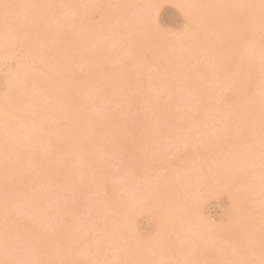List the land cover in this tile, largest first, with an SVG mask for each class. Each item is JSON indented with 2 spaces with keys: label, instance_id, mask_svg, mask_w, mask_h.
Masks as SVG:
<instances>
[{
  "label": "rangeland",
  "instance_id": "obj_1",
  "mask_svg": "<svg viewBox=\"0 0 264 264\" xmlns=\"http://www.w3.org/2000/svg\"><path fill=\"white\" fill-rule=\"evenodd\" d=\"M14 0H0V7H2L3 9H5L4 11L7 13H4L2 8H0V165L2 163L4 165V168H6L5 172L3 169V165L0 166V186H2L3 188L6 187V189L2 187H0V195H2V197H0V207L2 210H0V214L3 215L2 217L0 216V255H1V259H0V264H12L14 262V264H101L104 261L108 262H104L103 264H125V262L127 264H161V262L163 264H264V219H262L264 217V206H262V204L264 205V132L260 135L261 131L264 128V101L262 100V98H264V55L263 51H264V1L263 0H242L240 2V0H206L203 7L204 9L209 8L208 12H201L198 11V9H196L195 7L198 6L200 4V2H204L203 0H154L151 2V0H15V2H13ZM21 1V2H20ZM39 1V4H38ZM62 3H59V2ZM85 1H87L85 3ZM91 3H90V2ZM93 1V2H92ZM95 1V2H94ZM115 1V2H114ZM145 1V2H144ZM162 1V3L160 2ZM166 1V2H164ZM170 1V2H169ZM184 1V3H183ZM189 2L188 3L186 2ZM196 1V2H195ZM222 1H224L223 3H221ZM231 4H230V2ZM234 1V3L232 2ZM239 3V4H237ZM248 1V2H247ZM7 2V3H6ZM55 2V3H54ZM64 2V3H63ZM114 2V3H112ZM137 2V4H136ZM156 2V3H155ZM219 2V3H218ZM228 2V3H227ZM244 2V3H242ZM15 3V4H14ZM83 3V4H82ZM132 3V4H131ZM144 3V4H143ZM149 3V4H148ZM194 3V4H193ZM226 3V4H225ZM247 3V4H246ZM250 3V4H249ZM253 3V4H252ZM3 4V5H2ZM8 6H7V5ZM11 4V5H10ZM22 4V6H21ZM24 4V5H23ZM27 4V5H26ZM35 4V6H34ZM57 4V5H56ZM64 4V6L62 5ZM71 7V10L70 7ZM82 4V5H81ZM141 4V5H140ZM186 4V6L184 5ZM192 4V5H191ZM221 4V5H220ZM230 4V5H228ZM243 7H241V5ZM245 4V5H243ZM255 4V5H254ZM21 7H19V6ZM58 5H60V7H58ZM88 5V6H87ZM129 5V6H128ZM132 5V6H130ZM147 5V6H146ZM149 5V6H148ZM209 7H208V6ZM215 5V6H214ZM225 5H228L225 7ZM239 5V9L238 8ZM259 5V6H256ZM8 8H7V7ZM18 6V7H17ZM24 6V8H23ZM35 7L34 8H32ZM40 6V7H39ZM52 6V7H51ZM56 6V7H55ZM68 7V9L66 7ZM88 8H87V7ZM93 6V7H90ZM96 6V7H95ZM134 6V7H133ZM142 6V7H141ZM146 6V7H145ZM182 6V7H181ZM195 6V7H192ZM220 6V7H219ZM251 6V7H250ZM38 11H37V9ZM39 7V8H38ZM64 7V8H63ZM75 7V8H73ZM128 7V8H127ZM130 7V8H129ZM224 10H221L223 9ZM13 8V9H12ZM23 8V9H22ZM58 8V9H57ZM83 8V9H82ZM133 8V9H132ZM187 8V9H186ZM190 8V10H188ZM192 8V9H191ZM228 8V9H227ZM235 8V10H234ZM245 8V9H244ZM9 9V10H8ZM17 9V10H15ZM48 9V10H47ZM51 9V10H50ZM55 9V10H54ZM60 9V10H59ZM67 9V11H66ZM129 9V10H126ZM133 12H132V10ZM145 9V10H143ZM219 9V10H218ZM14 10L17 12L14 13ZM31 10V16H30V11ZM47 10V11H46ZM58 13H57V11ZM64 10V11H63ZM69 10V12H68ZM78 10V12H77ZM147 10V11H146ZM227 10V11H226ZM229 10V12H228ZM234 10V11H233ZM21 11V12H19ZM28 11V12H27ZM44 11V12H43ZM76 11V12H75ZM125 11V12H123ZM132 13H131V12ZM141 11V12H140ZM190 11V13H189ZM212 11L215 12L216 15L212 14ZM220 13H219V12ZM223 11V12H222ZM263 11V12H262ZM12 12V14H10ZM37 12V13H36ZM63 14H61V13ZM65 12V13H64ZM67 12V13H66ZM148 12V13H147ZM192 12V14H191ZM211 12V15L210 13ZM217 12L220 14L217 15ZM223 14H222V13ZM226 12V13H225ZM235 12V13H234ZM237 12V14H236ZM259 12V13H258ZM262 12V13H261ZM2 13V14H1ZM3 13L5 15H3ZM21 13V16H20ZM28 13V14H27ZM47 15H46V14ZM50 13V14H48ZM55 13V15H53ZM79 13V14H76ZM127 13V14H126ZM186 13V14H185ZM189 13V15H188ZM229 13V14H228ZM234 15H233V14ZM33 14V15H32ZM39 14V17L37 18ZM45 14V16L43 15ZM121 14V15H120ZM198 14V15H196ZM227 14V15H226ZM239 14V15H238ZM245 14V16H243ZM260 16H257L259 15ZM263 14V15H262ZM37 15V16H36ZM51 15V16H50ZM65 15L68 16L65 17ZM72 15V16H71ZM73 15L75 17H73ZM126 15V16H125ZM128 15V16H127ZM130 15V16H129ZM193 15V17H191ZM205 17H204V16ZM256 15V16H255ZM17 16V17H16ZM20 16V17H19ZM28 16V17H27ZM33 16V17H32ZM43 16V17H42ZM71 16V17H70ZM118 16V17H117ZM121 16V17H120ZM125 16V17H123ZM134 16V18H133ZM136 16V17H135ZM148 16V17H147ZM208 16H211L210 19ZM230 16V18H229ZM248 16V17H247ZM16 17V18H15ZM44 17L46 19H44ZM53 17V18H52ZM60 19H58V18ZM64 17V18H63ZM120 17V18H119ZM132 19H131V18ZM143 17V18H142ZM147 17V18H146ZM188 17V18H187ZM196 17V18H195ZM204 17V18H203ZM223 18V20H221ZM234 17V20H232V18ZM260 17V18H259ZM18 18V19H17ZM22 19V20H19ZM29 18V19H28ZM44 20H43V19ZM57 18V19H56ZM71 18V20H70ZM73 18H75L73 20ZM122 18V19H121ZM126 18V19H125ZM146 18V19H144ZM195 18V19H194ZM198 18L200 20H198ZM237 18V19H236ZM250 18V19H249ZM255 20H253V19ZM257 18V21H256ZM42 19V21H41ZM67 19V20H66ZM109 19V20H108ZM118 19V20H117ZM131 19V20H129ZM135 19V20H133ZM143 21H142V20ZM190 19V20H189ZM192 19V21H191ZM194 19V22H193ZM198 21H197V20ZM229 19V20H228ZM52 20V21H51ZM59 20V21H58ZM73 20V21H72ZM106 20V21H105ZM129 20V21H128ZM141 20V21H140ZM146 20V21H145ZM217 20V21H216ZM228 20V21H226ZM245 20V21H244ZM251 20V21H250ZM21 21V22H18ZM46 21V23H45ZM58 21V22H57ZM62 21V22H61ZM64 21V22H63ZM68 23H67V22ZM75 21V22H74ZM108 21V22H107ZM117 21V22H116ZM123 21V23H122ZM132 21V22H131ZM138 21V22H137ZM149 21V22H147ZM208 21V22H207ZM220 21V22H219ZM226 21V22H224ZM231 21V22H230ZM17 22V24H16ZM42 22H44L42 24ZM104 22V24H103ZM106 22V23H105ZM112 22V23H109ZM140 22V24H139ZM143 22V23H142ZM207 22V23H206ZM217 22V24H215ZM219 22V23H218ZM230 22V23H229ZM238 22V24H237ZM243 22V23H242ZM256 22V23H255ZM14 27L12 29L11 26H9L10 24ZM63 23V24H61ZM72 23V24H71ZM79 23V24H78ZM109 23V24H108ZM120 23V24H119ZM210 23V24H209ZM221 23V24H220ZM230 25H229V24ZM235 25H234V24ZM241 23V24H240ZM248 23V26H247ZM8 24V26L6 25ZM16 24V26H15ZM20 24V25H19ZM23 24V25H21ZM46 24V25H45ZM51 24V25H49ZM65 24V25H64ZM69 27H68V25ZM76 24V25H75ZM81 24V25H80ZM108 24V25H107ZM119 24V25H118ZM132 24V27H131ZM144 24V25H143ZM200 24H202L200 26ZM236 24L242 25L240 26V28L238 26H236ZM245 24V25H244ZM3 25V26H2ZM7 26V27H4ZM18 25V27H17ZM42 25V26H41ZM49 25V26H48ZM64 25V26H63ZM72 25V27H71ZM74 25V26H73ZM79 27H78V26ZM99 25V26H98ZM104 25V26H103ZM135 25V27H134ZM140 25V26H139ZM142 25V26H141ZM198 25V26H197ZM218 25V26H216ZM221 25V26H220ZM224 25V26H222ZM234 26L233 32L228 31V27L227 26ZM24 28H21V27ZM40 26V27H39ZM46 26V27H45ZM61 26V28H60ZM68 28H67V27ZM108 26V27H107ZM125 27V29H123L122 27ZM126 26H129V28L127 29ZM139 26V27H138ZM156 29H153L154 27ZM200 26V27H199ZM206 26V27H205ZM210 26V27H209ZM215 26V27H213ZM247 26V27H245ZM250 26V28H249ZM45 27V28H44ZM98 27V28H97ZM227 29L226 32H224L225 30L223 29ZM254 27V28H252ZM16 28V29H15ZM20 28V29H19ZM39 28V29H38ZM41 28V30H40ZM49 30H48V29ZM51 28V29H50ZM60 28V29H59ZM73 28V30H72ZM81 28V30H80ZM100 28V29H99ZM107 28V30H106ZM110 28V29H108ZM131 28V29H130ZM142 30H141V29ZM201 28V29H200ZM205 28V29H204ZM210 28V29H209ZM212 28V29H211ZM221 28V29H220ZM6 29V30H4ZM8 29V30H7ZM23 29V30H22ZM47 29V30H46ZM63 29V31H62ZM69 29V30H68ZM105 29V30H104ZM127 29V30H126ZM138 29V30H137ZM204 29V30H203ZM209 31H208V30ZM215 29V30H214ZM222 31H220V30ZM248 29V30H247ZM22 30V31H21ZM25 30V31H24ZM43 30V31H42ZM55 30V31H54ZM60 32H59V31ZM75 30V31H74ZM104 30V33H103ZM131 30V31H130ZM134 30V32H132ZM153 30V31H152ZM195 30H197V32H194ZM214 30V31H213ZM250 30V31H249ZM20 31V32H19ZM48 31V32H47ZM52 32L51 33H49ZM65 31V32H64ZM140 31V32H139ZM142 31V32H141ZM253 31V32H252ZM19 32V33H18ZM23 32V33H22ZM30 34H29V33ZM43 32V33H41ZM47 33L46 36L44 33ZM111 32V33H108ZM123 34V36L120 35V33ZM187 32V33H186ZM189 32H192L189 33ZM209 33L208 37L206 33ZM212 34H211V33ZM218 32V33H217ZM221 32V33H220ZM249 32V33H248ZM255 32V33H254ZM5 34V39H4V35ZM8 33V34H7ZM13 33V34H12ZM18 33V34H17ZM28 35H27V34ZM33 33V34H32ZM42 34L43 36L39 35ZM57 33V34H56ZM67 33V34H66ZM114 33V34H112ZM116 33V34H115ZM155 33V34H154ZM216 33L218 35H216ZM222 33L224 35H228L227 38L226 36L223 37ZM229 33V34H228ZM235 33V34H234ZM248 33V34H247ZM21 34V36L19 37V35ZM23 34V35H22ZM36 34V35H35ZM51 34V36L49 35ZM78 34V35H77ZM103 34V35H102ZM105 34V35H104ZM112 34V35H111ZM131 34V35H128ZM170 34V35H168ZM199 34V35H198ZM215 34V35H214ZM250 34V35H249ZM13 35V36H12ZM17 38H15L14 37ZM25 35V36H24ZM30 35V37H28ZM38 35V36H37ZM52 35H55L54 37ZM77 35V36H76ZM110 35V36H109ZM137 35V36H136ZM163 35V36H162ZM178 35V37H177ZM191 37H189V36ZM194 35V36H193ZM199 37H197V36ZM215 37H214V36ZM222 35V36H220ZM237 35V36H236ZM253 35V36H252ZM8 36V37H7ZM34 36H36L34 38ZM41 36V37H40ZM79 36V37H78ZM101 36V37H100ZM104 36V37H103ZM119 36V37H118ZM156 36V37H155ZM174 36V39H173ZM185 36V37H184ZM216 36H218L219 38L217 39ZM233 36V37H230ZM250 36L251 39H249L248 37ZM25 37V38H24ZM33 37V38H32ZM39 39H38V38ZM45 38V40L43 38ZM51 37L52 41L57 42H51ZM101 39H100V38ZM112 37V38H110ZM125 38V40L122 41V38ZM143 37H145L143 39ZM207 37V38H206ZM27 38V40H26ZM29 38V39H28ZM33 40H30V39ZM40 38L43 39L40 41ZM48 38H50L49 40H47ZM55 38H57V41L55 40ZM63 38V39H62ZM151 38V39H150ZM176 38V39H175ZM187 38V39H186ZM192 38V39H190ZM198 38V39H197ZM210 38V39H209ZM223 38V39H222ZM232 38V39H231ZM4 39V40H3ZM36 39V42H35ZM38 39V40H37ZM83 39V40H82ZM100 39V40H99ZM114 39V40H112ZM119 39V40H118ZM133 39V40H132ZM169 39V40H168ZM179 39V41H178ZM185 39V41H184ZM197 39V40H196ZM222 39V42H220V40ZM234 39V40H233ZM239 41H237V40ZM244 39H248V41H250L248 43V41H244ZM256 40V42L254 40ZM258 39V40H257ZM14 40V41H13ZM22 40V41H21ZM78 40L80 42H78ZM93 40V41H92ZM94 40H98V41H94ZM106 40V41H105ZM195 40V41H194ZM201 40V42H200ZM211 40V41H210ZM219 40V42H218ZM252 40V42H251ZM260 40V41H259ZM2 41L4 42L2 44ZM8 43H6V42ZM13 41V42H12ZM16 41V43H15ZM19 41V43H18ZM22 43H21V42ZM30 41V43H29ZM40 41V42H39ZM45 41H47L48 45H45L47 43H45ZM61 41V42H60ZM92 41V43L90 42ZM114 41V42H113ZM117 41V42H116ZM155 43H154V42ZM176 41V42H175ZM180 41H182L183 43H180ZM209 41L211 43H209ZM215 41V42H214ZM227 43H224V42ZM254 41V42H253ZM42 42V43H41ZM95 42V43H93ZM99 42V43H98ZM113 42V43H112ZM122 42V43H121ZM130 42L132 44H130ZM169 42V44L167 43ZM173 44H172V43ZM187 42V43H186ZM250 45V48L248 46V44ZM258 42V43H257ZM263 43L260 44V43ZM6 43V44H5ZM12 43V45H11ZM39 43H41L40 45H38ZM44 43V44H43ZM52 43V44H51ZM73 43V44H72ZM101 43V44H100ZM115 43V45H114ZM119 43V44H118ZM146 43V44H144ZM151 43V44H150ZM171 43V45H170ZM196 43V44H195ZM209 45H208V44ZM217 43V45L215 44ZM221 45H219V44ZM245 43V44H244ZM35 44V46H34ZM37 44V45H36ZM100 44V45H99ZM113 44V45H112ZM118 44V45H117ZM144 44V45H142ZM178 46H176V45ZM187 44V45H186ZM200 44V46L198 45ZM204 45L201 49V46ZM206 44V45H205ZM241 44V45H240ZM247 44V45H246ZM255 47H254V45ZM16 45V46H15ZM21 45V46H20ZM32 45V46H31ZM52 45V48H51ZM62 45V46H61ZM83 47L81 48L80 46ZM86 45V47H85ZM107 45V46H106ZM117 45V46H116ZM126 45V46H125ZM130 45V47H129ZM146 45V46H145ZM155 45V46H154ZM167 45H169L167 47ZM174 45V46H173ZM185 45V46H184ZM213 45V46H212ZM227 45V46H226ZM240 45V46H239ZM7 46V47H6ZM20 46V47H19ZM42 46V47H39ZM71 46V47H70ZM92 46V48H91ZM112 46V49H111ZM149 46V47H148ZM180 46V47H179ZM188 46V47H187ZM191 46V47H190ZM198 46V48H197ZM212 46V48H210ZM242 46V47H241ZM252 46V47H251ZM256 46H261V47H256ZM30 47V49L28 48ZM36 47V49L34 48ZM45 48V52L44 48ZM88 47V48H87ZM110 47V48H109ZM114 47V48H113ZM117 47V49H116ZM164 47V48H163ZM170 47V49H169ZM184 47V48H183ZM200 47V49H199ZM209 47V48H208ZM216 47V48H215ZM234 49H233V48ZM248 47V48H246ZM7 48V49H6ZM29 50H28V49ZM38 48V49H37ZM91 48V49H89ZM152 48V49H151ZM156 50H155V49ZM163 48V49H162ZM168 48V49H166ZM185 52H183L181 49ZM192 48V49H191ZM208 48V49H207ZM255 48V50H253ZM6 49V50H5ZM35 49V50H33ZM58 49V50H56ZM66 49V50H65ZM77 49V50H76ZM84 49V52H83ZM89 49V50H88ZM107 49V50H106ZM162 49V50H161ZM166 49V50H165ZM188 49V50H185ZM190 49V50H189ZM216 49V50H215ZM221 54L219 56V53L217 54V52H220ZM241 49V50H240ZM250 50L248 52V50ZM262 49V50H261ZM5 50V51H4ZM9 50V51H7ZM27 50V51H26ZM43 50V51H41ZM49 50V52L47 51ZM64 50V51H63ZM82 53H78L81 52ZM95 50V52H94ZM109 50V51H108ZM112 50V51H111ZM115 50V51H114ZM130 50V52L128 51ZM132 50V51H131ZM172 50V51H171ZM192 50V51H191ZM197 50V51H196ZM204 50V51H203ZM228 50V51H227ZM230 50V51H229ZM28 51H31V55L30 52L28 54ZM34 51V52H33ZM78 51V52H76ZM101 54H100V52ZM122 51H126L127 54L125 52ZM137 51H139V54L136 55ZM155 51V52H153ZM164 53H163V52ZM177 51V52H176ZM199 51L201 53H199ZM208 51V52H207ZM210 51V52H209ZM255 51V53L253 52ZM258 51V52H256ZM261 51V52H260ZM9 54L7 55L6 54ZM27 52V54H26ZM33 52V53H32ZM42 52V53H41ZM48 52V53H47ZM56 52V53H55ZM65 54H64V53ZM76 54H75V53ZM89 52V53H87ZM133 52H135V54H133ZM143 52V53H141ZM213 52V53H212ZM216 52V54H215ZM243 52V54H242ZM3 53V55H2ZM5 53V56H4ZM36 53V54H35ZM45 53V55H44ZM46 53L48 55H46ZM60 53V55H59ZM62 53V54H61ZM109 53V54H108ZM115 53V54H114ZM168 53V54H167ZM173 53V54H172ZM191 53V54H190ZM237 53V54H236ZM248 53V55H247ZM259 53V54H258ZM34 54V56H33ZM43 54V55H42ZM55 56H53V55ZM57 57H56V55ZM72 54V55H70ZM80 59L82 56V58H86L85 61H82ZM82 54V55H81ZM97 54V57H96ZM131 54V55H129ZM133 54V55H132ZM161 54V56L159 55ZM164 56H163V55ZM190 54V55H189ZM203 54V55H202ZM207 54V55H206ZM226 54V57H225ZM228 54V56H227ZM242 54V55H241ZM255 54V55H253ZM59 55V56H58ZM77 55V56H76ZM125 56V57H122ZM174 55V56H173ZM177 55V57H176ZM187 55V56H186ZM195 55V56H194ZM205 55V56H204ZM214 55V56H213ZM225 58V61L223 58ZM240 55V56H238ZM252 57H250V56ZM9 56V57H8ZM38 56V57H37ZM44 56V58H42ZM54 58H53V57ZM64 56V57H62ZM86 56V57H85ZM93 56V57H91ZM101 58H100V57ZM108 56V57H106ZM113 56V58H112ZM120 56V57H119ZM167 56V57H165ZM182 56V57H181ZM211 58H210V57ZM257 56V57H255ZM259 56V58H258ZM5 57V58H4ZM30 57V58H29ZM46 57V58H45ZM50 57V58H49ZM63 59H62V58ZM75 57V58H74ZM118 57V58H115ZM127 57V58H126ZM143 57V58H142ZM173 59H172V58ZM176 57V59H175ZM180 57V58H179ZM186 57H190L188 60V58ZM192 57V58H191ZM221 57V58H218ZM240 57V58H239ZM254 57V58H253ZM35 58V59H34ZM49 58V59H48ZM52 58V60H51ZM58 58V59H57ZM69 58V59H68ZM79 62H78V59ZM90 58V59H89ZM105 60H104V59ZM159 59V61L156 60ZM162 58V59H161ZM168 60H167V59ZM186 58V59H183ZM205 58V59H204ZM41 61H40V60ZM44 59V60H43ZM76 59V60H75ZM89 59V60H88ZM103 59V60H102ZM109 59V60H108ZM113 62H112V60ZM118 61H116V60ZM123 59V60H122ZM138 59V61L136 60ZM144 59V60H143ZM155 59V60H154ZM178 59V62H177ZM180 59V60H179ZM198 61H197V60ZM214 61H213V60ZM222 61H221V60ZM228 59V61H227ZM252 59V60H251ZM253 59H255L253 61ZM257 59V60H256ZM49 60V61H48ZM51 60V61H50ZM64 61L61 65H60V61ZM68 60V61H67ZM88 60V61H87ZM151 60V62H150ZM154 60V61H153ZM161 60V61H160ZM166 60V62H165ZM171 65H175V66H171L169 65V62H171ZM185 60V61H184ZM208 60V62H207ZM220 60V61H219ZM250 60V61H249ZM259 60V61H258ZM39 61V62H38ZM43 61V62H42ZM46 61V62H45ZM106 61V62H105ZM120 61V62H119ZM136 61V63H135ZM205 61V62H204ZM239 63V65L236 63ZM240 61V62H239ZM249 64H248V62ZM252 61V62H251ZM57 62V63H55ZM67 62V63H66ZM73 62V63H72ZM78 62V63H77ZM85 62V63H84ZM141 62V65L139 64ZM155 62V64L153 63ZM161 62V64H159ZM182 62H185L182 64ZM189 62V63H188ZM201 62V63H200ZM205 64H204V63ZM220 62V65H219ZM261 65H260V63ZM18 63V66L17 64ZM19 63H21L20 65L23 66L21 67L19 65ZM26 63V64H24ZM36 63V64H35ZM48 67V69L44 66ZM47 63V64H46ZM52 63V64H51ZM55 63V64H54ZM59 63V64H58ZM65 63V64H64ZM76 63V64H75ZM81 63V64H80ZM88 63V64H87ZM157 63V64H156ZM174 63V64H173ZM191 63V64H190ZM194 63V64H193ZM209 63V64H208ZM211 63V64H210ZM222 63V64H221ZM226 63V64H225ZM242 63V64H241ZM28 64V65H27ZM40 64V65H39ZM42 64V65H41ZM70 64H75V65H70ZM87 66H86V65ZM135 64V65H132ZM152 64V65H151ZM236 64V65H235ZM258 64V65H257ZM16 65V69L14 68ZM26 65V66H25ZM52 66V69L50 68ZM55 65V68H54ZM64 65V66H62ZM67 65V68H66ZM69 65V66H68ZM81 65V66H80ZM85 65V66H84ZM122 65V66H121ZM154 65V66H153ZM160 65V66H159ZM168 65V66H167ZM179 65V66H178ZM189 67H188V66ZM205 65V66H204ZM31 66V67H29ZM135 66V67H132ZM144 66V67H143ZM166 66V68H165ZM170 66V68H169ZM184 66V69H182ZM204 66V67H203ZM208 66V67H207ZM213 68H212V67ZM226 66V67H225ZM229 66V67H228ZM14 68V70H10L11 68ZM27 67V68H25ZM33 67V68H32ZM58 67V68H57ZM74 67V68H73ZM78 67V68H77ZM131 67V68H129ZM147 67H151L150 69ZM153 67V68H152ZM158 67V69H157ZM163 67V68H162ZM180 67V68H179ZM220 67V69H219ZM233 67V68H232ZM20 68V71L19 69ZM40 68V69H39ZM117 69L114 71V69ZM124 68V70L122 69ZM159 72H156V70ZM189 68V69H188ZM212 68V69H211ZM225 68V69H224ZM230 68V69H229ZM23 69V70H22ZM29 69V70H28ZM32 69V70H31ZM36 69V70H35ZM61 69V70H59ZM69 71H68V70ZM75 69V70H74ZM78 69V70H77ZM120 69V70H119ZM149 69V70H147ZM152 69V70H151ZM163 69V70H162ZM169 69V70H168ZM209 69V70H208ZM218 69V70H217ZM34 70V71H33ZM57 70L59 71V73L57 72ZM111 70V71H110ZM113 70V71H112ZM174 70V71H173ZM177 70V72L175 71ZM192 70V72H191ZM198 70V71H196ZM213 70V71H212ZM215 70L217 72H215ZM232 71L230 72V71ZM235 70V71H234ZM250 70V71H249ZM260 70V71H259ZM10 71V72H9ZM14 71V72H13ZM26 71V72H25ZM44 71V72H43ZM54 71V72H52ZM61 71V74H60ZM66 71V72H65ZM110 71V73H108ZM118 73H117V72ZM121 71V74H120ZM123 71H125V73H123ZM130 71V72H129ZM155 71V72H153ZM169 71V72H167ZM180 71V72H179ZM230 73H229V72ZM239 71V72H238ZM252 71V72H251ZM19 74H18V73ZM28 72V73H27ZM31 72V73H30ZM34 72V73H32ZM42 75H40L39 73ZM134 72V74H133ZM162 72V74H161ZM175 72V73H174ZM198 72V73H197ZM202 72V73H201ZM228 72V73H227ZM237 72V73H236ZM261 74H260V73ZM13 73V75H12ZM17 73V74H16ZM22 73V75H21ZM30 73V74H29ZM68 73V74H67ZM100 73H103L104 75H100ZM107 73V77L106 74ZM117 75H116V74ZM125 74V76H123V74ZM137 73V74H136ZM153 73V74H152ZM161 75H159V74ZM180 75H178V74ZM213 73V74H212ZM215 73V74H214ZM252 73V74H251ZM23 74H25L24 78L27 79L29 76V79L25 80L23 78ZM27 74V75H26ZM36 74H37V78H36ZM50 76L48 77L47 76ZM53 74V75H52ZM109 74V75H108ZM176 76H175V75ZM187 74V75H186ZM205 74V75H204ZM225 74H227L225 76ZM232 74V75H231ZM20 77H19V76ZM39 75V76H38ZM55 75V76H54ZM100 75V76H99ZM119 75V77H118ZM129 75V76H128ZM154 75L155 78H152V76ZM158 75V76H157ZM184 75V76H183ZM204 75V78L203 76ZM217 77H216V76ZM254 75V76H253ZM262 75V76H261ZM10 76V77H9ZM24 79H22L21 78ZM32 76H34L35 79L31 78ZM97 76V77H96ZM100 78H99V77ZM105 76V77H104ZM108 76L111 78H108ZM123 76V77H122ZM149 76V77H148ZM187 76V77H186ZM193 76V77H192ZM197 78H196V77ZM219 76V77H218ZM221 76V77H220ZM254 78H253V77ZM12 77V78H11ZM17 77V78H15ZM27 77V78H26ZM41 77H43L44 79H42ZM48 80H47V78ZM61 77V78H60ZM102 77V78H101ZM104 77V78H103ZM131 77V78H130ZM148 77V78H147ZM160 77V78H159ZM174 77V78H173ZM180 77V78H179ZM210 77V78H209ZM224 77V79H223ZM233 77L235 78V80L233 79ZM240 77V79L237 78ZM243 77V78H242ZM263 77V78H262ZM11 78V79H10ZM42 81H41V79ZM50 78V79H49ZM71 78V79H70ZM81 78V80H79ZM91 81H90V79ZM97 78V79H96ZM113 78V80H112ZM123 78V79H121ZM151 78V79H150ZM168 80H167V79ZM176 78V79H175ZM203 78V79H202ZM220 78V79H219ZM232 78V79H231ZM253 78V79H252ZM20 79V80H19ZM40 79V80H39ZM59 81H65L67 80V82L70 83V81L68 80H72L71 83L68 85V83L66 82H59ZM86 81H84V80ZM104 79H107L106 81ZM120 79V80H119ZM159 79V80H158ZM175 79V81H174ZM207 79V80H206ZM227 79V80H226ZM259 79V80H258ZM13 80V81H11ZM18 80V81H17ZM45 80V81H44ZM50 80L52 81L50 84ZM76 80V81H75ZM79 80V81H77ZM100 80V82H98ZM126 80V81H125ZM146 80V81H145ZM150 80V81H149ZM206 80V81H203ZM209 80V82H208ZM219 80V81H217ZM223 80V81H222ZM226 80L227 83L224 81ZM233 80V81H231ZM240 80V82H239ZM245 80V81H242ZM15 81V83H14ZM23 81H24V85H23ZM34 81V82H31ZM44 81V83H43ZM115 82V83H112ZM128 81V82H127ZM140 81V82H139ZM143 81V83L141 82ZM169 81V82H168ZM231 81V82H230ZM248 81V82H247ZM259 81V82H258ZM262 81V83H261ZM12 82V83H11ZM21 82V83H20ZM53 82H55L53 84ZM77 84H76V83ZM87 82V83H86ZM95 82L96 83V88H95ZM153 82V83H151ZM159 82V83H158ZM206 82V83H205ZM208 82V83H207ZM230 82V83H229ZM233 82V83H232ZM236 82V83H235ZM247 82V84L245 83ZM256 82V83H254ZM19 83V84H18ZM26 83V85H25ZM37 83V84H36ZM42 83V84H41ZM49 83V84H48ZM74 83V84H72ZM85 83V84H84ZM88 83H90L88 85ZM99 83V84H98ZM121 83V84H120ZM130 83V84H128ZM186 83V84H185ZM226 83V85H225ZM240 83V85H239ZM246 85V86H242V84ZM259 83L261 85H259ZM8 84V85H6ZM15 84V85H14ZM29 84V85H28ZM32 88H31V85ZM36 84V85H35ZM41 84V86H40ZM58 84V85H57ZM63 84V85H62ZM81 84V86H80ZM84 84V85H83ZM105 84V85H102ZM108 84V85H107ZM139 84V86H138ZM150 84V85H149ZM156 84V85H155ZM161 84V85H160ZM166 84V85H165ZM180 84V85H179ZM204 86H203V85ZM206 84V85H205ZM208 84V85H207ZM211 84V85H210ZM28 85V86H27ZM35 87H34V86ZM39 85V86H38ZM48 86L46 88H43L44 86ZM50 85V86H49ZM57 85V87H56ZM62 85V86H60ZM84 88H83V86ZM113 85V86H112ZM163 85V88L161 89L160 86ZM199 85L201 87H199ZM214 85V86H212ZM219 85V86H218ZM225 85V86H224ZM256 85V86H255ZM9 86H12L9 88ZM21 88L20 86H23V88ZM29 89V91H27L26 87ZM54 86V87H53ZM60 86V87H59ZM64 86V88H63ZM67 86V87H66ZM70 86V87H69ZM74 88H73V87ZM77 86V87H76ZM79 86V87H78ZM112 86V87H111ZM148 86V87H147ZM150 86V88H149ZM153 86V87H152ZM181 86V87H180ZM183 86V88H182ZM186 86V87H185ZM190 86V87H189ZM218 86V87H217ZM227 86V87H226ZM242 86V88L240 87ZM256 88H255V87ZM262 86V87H261ZM7 87V89L5 90V88ZM17 87V88H16ZM51 87V88H50ZM66 87V89H65ZM69 87V88H68ZM88 87V88H87ZM91 89H90V88ZM93 87V88H92ZM99 87V88H98ZM110 87V89L108 88ZM115 87V88H113ZM120 87L118 90L117 88ZM170 87V88H169ZM177 87V89H176ZM189 89H188V88ZM193 89H192V88ZM198 87V88H197ZM222 87V88H221ZM238 87V88H237ZM246 87V88H245ZM259 87V89H257ZM14 90L11 91L9 90ZM26 88V89H24ZM38 88V89H37ZM57 88V89H56ZM61 88V89H60ZM68 88V89H67ZM78 88V89H77ZM104 90L106 92L108 91H112L109 92L108 94L106 92H102L101 90ZM180 88V89H179ZM210 88V89H208ZM225 88V89H223ZM241 88V89H240ZM16 89V90H15ZM33 89V90H32ZM40 89V91H39ZM42 89V90H41ZM44 89V90H43ZM47 89V90H45ZM51 89V90H50ZM71 89V91H70ZM77 89V90H76ZM80 89V92L78 91ZM82 89V90H81ZM94 89V90H93ZM98 89V90H97ZM112 89V90H111ZM114 89V90H113ZM132 89V90H131ZM152 89V90H151ZM157 91H156V90ZM176 89V90H174ZM195 89V90H194ZM200 89V90H199ZM223 90L222 93L221 91L218 92L219 90ZM228 89V90H227ZM261 89L260 93L259 90ZM263 89V92H262ZM37 90V91H36ZM53 90V92H51ZM75 90V91H74ZM85 90V91H84ZM89 90V91H88ZM92 90V92H91ZM103 90V91H104ZM153 90H155L156 92H153ZM160 90V92H159ZM171 90V92H170ZM180 90V91H179ZM194 90V91H193ZM17 91V92H16ZM24 91V92H23ZM36 91V92H35ZM43 91V92H42ZM45 91V92H44ZM59 91V93H58ZM68 93L65 94L64 93ZM74 91V92H73ZM100 91V92H99ZM118 91V92H117ZM122 91V92H120ZM162 91V92H161ZM193 91V92H192ZM198 91V92H197ZM258 91V92H257ZM21 92V94H20ZM28 92V93H25ZM30 92V93H29ZM32 92L34 93V96L32 94ZM79 92V93H76ZM85 92V93H84ZM95 92V93H93ZM99 92V93H97ZM115 92V94H113ZM179 92V93H178ZM251 92V93H250ZM17 95H16V94ZM26 95H25V94ZM41 93V94H38ZM44 93H50V96L45 95ZM70 93V95H69ZM97 93V94H96ZM105 93V94H104ZM126 93V94H125ZM148 93V94H147ZM157 93V94H156ZM159 93L161 94L160 96ZM165 93V94H163ZM187 93V94H186ZM193 93V94H191ZM217 93H219L218 96ZM253 93V95H252ZM5 94V95H4ZM7 94V96H6ZM14 94V95H12ZM20 94V95H19ZM29 94V95H28ZM52 94V95H51ZM61 94V95H60ZM77 94V95H76ZM78 94L80 96H78ZM82 94V95H81ZM85 94V97H84ZM93 96H92V95ZM97 97H95V95ZM100 94V95H99ZM103 94V95H102ZM111 94V95H110ZM117 94V95H116ZM120 94V95H119ZM156 94V95H155ZM173 95V97L171 95ZM186 94V95H185ZM207 94V95H205ZM250 94V95H249ZM258 94V95H257ZM12 95V96H11ZM16 95V96H15ZM18 95L20 96L18 98ZM22 95V96H21ZM38 95V96H37ZM57 95V97H56ZM67 95V96H65ZM90 95V96H89ZM115 95V96H114ZM128 95V96H127ZM133 95V97H132ZM155 95V96H154ZM183 95V96H182ZM195 95V96H194ZM200 95H203L200 97ZM249 95V96H248ZM263 95V96H262ZM10 96L12 100H10V98H8L7 100L12 102H7L6 98ZM14 96V97H13ZM28 96V97H27ZM53 98H52V97ZM59 96V97H58ZM62 96V97H61ZM78 96V97H77ZM87 96V97H86ZM89 96V97H88ZM92 96V97H91ZM112 96V97H111ZM117 96V97H116ZM125 96V97H123ZM136 96V97H135ZM151 96V97H149ZM168 99H167V97ZM180 96V97H179ZM189 96V97H188ZM192 96V97H191ZM214 96V97H213ZM252 98H251V97ZM258 96V97H257ZM260 96V97H259ZM262 96V97H261ZM2 97V98H1ZM6 97V98H5ZM23 97V98H22ZM26 97V98H24ZM40 97V98H39ZM44 98V102L43 99ZM49 97V98H48ZM72 97V98H71ZM106 97V98H104ZM109 97V98H108ZM123 97V98H121ZM128 97V98H127ZM132 97V98H131ZM150 100H148L149 98ZM156 97V98H155ZM161 97V98H159ZM165 97V98H164ZM209 97V98H208ZM212 97V98H211ZM250 97V98H249ZM5 98V99H3ZM30 98V100L28 99ZM32 98V99H31ZM57 101H56V99ZM64 98V99H63ZM67 98V99H66ZM79 98V99H78ZM82 98V100L80 99ZM88 100H86V99ZM93 98V99H92ZM98 98V99H97ZM115 98L117 99L115 101ZM131 98L129 101L127 99ZM148 98V99H146ZM177 98V99H176ZM180 98V99H179ZM186 100H184V99ZM208 98V99H207ZM211 98V99H210ZM217 98V99H215ZM219 98L220 103H218ZM258 98V99H257ZM22 99V100H19ZM26 101H25V100ZM35 99V100H33ZM38 99V100H37ZM42 102H41V100ZM55 99V101H54ZM62 99V100H60ZM71 99V100H70ZM85 104L84 105V101ZM101 99V100H100ZM106 99V100H105ZM110 99V100H109ZM112 99V100H111ZM114 99V100H113ZM123 99V100H121ZM144 99V100H143ZM173 99V100H172ZM179 99V100H178ZM189 99V100H188ZM195 99V100H194ZM198 99V100H197ZM207 99V100H206ZM254 99L253 101L250 100ZM24 100V101H23ZM94 100V101H93ZM106 102H104V101ZM133 100V101H132ZM188 100V101H187ZM217 100V101H216ZM261 100V101H260ZM18 101V102H17ZM23 101V102H22ZM32 101V103H31ZM36 101V103H35ZM51 103H50V102ZM67 101V103H66ZM73 101V102H72ZM91 101V102H90ZM100 101V102H99ZM110 103H109V102ZM119 101V102H118ZM144 101V102H143ZM152 103H150V102ZM159 101V102H158ZM177 103L175 104L174 103ZM196 101V102H194ZM7 102V103H6ZM48 102V103H47ZM94 102V103H92ZM97 102V103H96ZM101 102L103 104H101ZM113 102V103H112ZM115 102V103H114ZM120 102L122 104H120ZM126 102V103H125ZM140 102V103H139ZM156 102L158 104V106L156 105ZM185 102V103H184ZM239 102V103H238ZM251 102V104H250ZM14 103V104H13ZM26 103H28L26 105ZM31 103V104H30ZM40 103V105H39ZM46 103V105H45ZM54 103V104H53ZM60 103V104H58ZM64 103V104H63ZM73 103H75L73 105ZM93 105H92V104ZM101 105H100V104ZM112 103V104H111ZM142 103V104H141ZM150 103V104H149ZM188 103V104H187ZM218 103V104H217ZM225 103V104H224ZM242 103V104H241ZM251 105L249 107V104ZM12 107H9V105ZM12 104V105H11ZM25 104V105H24ZM33 104V105H32ZM35 104V105H34ZM42 104V105H41ZM51 104V105H50ZM53 104V105H52ZM80 104V105H79ZM88 104V105H87ZM97 104V106H95ZM107 104V105H105ZM120 104V105H119ZM141 104V106H140ZM169 104V105H168ZM173 104V105H172ZM178 106V109L176 108V106ZM180 104V105H178ZM237 104V105H236ZM263 104V105H262ZM18 105V106H17ZM23 105V106H22ZM38 105V106H37ZM55 105V106H54ZM71 105V107H70ZM73 105V106H72ZM78 105V106H77ZM82 105V106H81ZM99 105V106H98ZM110 105H114V107L116 108H108V106ZM129 108H128V106ZM136 105V106H135ZM166 105V106H164ZM168 105V106H167ZM171 105V106H170ZM188 105V106H187ZM190 105V107H189ZM196 105V106H195ZM242 105L244 107H242ZM255 105V106H253ZM260 105V106H259ZM19 106H22V108L19 109ZM33 106V107H31ZM42 106V107H41ZM53 106V107H52ZM57 106V107H56ZM61 106V107H59ZM65 106V107H64ZM75 106V107H74ZM77 106V108H76ZM92 106V107H91ZM94 106V108H93ZM101 106V107H100ZM107 106V107H106ZM117 106V107H116ZM120 106V107H119ZM163 106L165 107V109L163 108ZM173 106V107H172ZM192 106V107H191ZM195 106V107H194ZM204 106V107H203ZM239 106V107H238ZM259 106V107H258ZM47 107V109L45 108ZM50 107V109L48 110V108ZM84 107H87V109L85 110ZM99 107V108H98ZM104 107V108H103ZM136 107V108H135ZM171 107V108H170ZM209 107V108H208ZM223 107V108H222ZM245 107H248L245 108ZM9 108V109H8ZM18 108V109H16ZM41 108V109H40ZM53 108V109H52ZM91 108V109H90ZM96 108V109H95ZM128 108V109H127ZM152 108V109H151ZM163 108V109H161ZM168 110H167V109ZM185 108V109H184ZM192 108V109H191ZM219 108V110H218ZM238 108V109H237ZM244 108V109H243ZM253 108V109H252ZM255 108V109H254ZM262 108V109H260ZM33 109V110H31ZM46 109V110H45ZM78 111H77V110ZM110 109V110H109ZM112 109V110H111ZM121 109V110H120ZM123 109V110H122ZM135 111H134V110ZM146 109V110H145ZM182 109V110H181ZM196 109V111H195ZM210 110L206 112V110ZM233 109V110H232ZM241 109V110H240ZM15 110V111H14ZM26 110V111H25ZM45 110V111H44ZM48 110V111H47ZM75 110V111H74ZM98 113L99 115L96 116L93 113ZM101 110V111H100ZM165 112H164V111ZM180 110V111H179ZM216 110V111H215ZM254 110V112H253ZM260 110V111H259ZM261 110H262V115H261ZM29 111V112H28ZM36 111V112H35ZM47 111V112H46ZM87 113H86V112ZM104 111V112H103ZM110 111V112H109ZM129 111V112H128ZM139 111V112H138ZM153 111V112H152ZM189 111V112H188ZM194 111V112H193ZM204 111V112H203ZM223 111V112H222ZM248 111V112H246ZM258 111V112H257ZM9 112V113H7ZM32 112H35L33 115ZM43 112V113H42ZM51 112V114H50ZM77 112V113H76ZM89 112H91V114H89ZM107 114H106V113ZM113 112V113H112ZM142 112V113H141ZM173 112V113H172ZM187 114H186V113ZM193 112V113H192ZM228 112V114H227ZM233 112V113H232ZM244 112V115H242ZM250 112V113H249ZM260 112V113H259ZM4 113V114H2ZM7 113V114H5ZM32 113V114H31ZM37 113V114H36ZM46 113V114H45ZM73 113V114H72ZM103 113V116H102ZM120 113V114H119ZM122 113V114H121ZM149 113V114H148ZM153 113V114H152ZM215 113V115H214ZM258 113V115H257ZM2 114V115H1ZM13 114V115H10ZM121 117H119L118 116ZM126 114V115H125ZM152 114V115H151ZM158 114V115H157ZM166 114V116H165ZM202 114V115H201ZM209 114V116H208ZM238 116H237V115ZM247 114V115H246ZM254 116H253V115ZM7 115V116H6ZM9 115L11 116L9 118ZM36 115H40L39 117ZM42 115V116H41ZM71 115V118H70ZM88 115V116H87ZM94 115V116H93ZM107 115V116H105ZM109 115V116H108ZM141 115V116H140ZM182 115V116H181ZM212 115V116H211ZM241 115V116H240ZM262 117L263 121L261 120V118H259L260 116ZM3 118H2V117ZM16 116H18V118H15ZM43 116L48 117L49 119H47L46 117L44 118ZM54 116V117H53ZM79 116V117H78ZM84 116V117H83ZM163 116V117H162ZM170 116L174 117L171 118ZM179 116L182 118H179ZM216 118H215V117ZM228 116V118L226 119V117ZM243 116V117H242ZM40 117H43L40 119ZM53 117V118H52ZM59 117H61L59 119ZM64 117V118H63ZM66 117V118H65ZM87 117V118H86ZM97 117V118H96ZM100 117V119H99ZM145 117V118H144ZM178 117V118H177ZM194 117V118H193ZM254 117V119L252 118ZM258 117V118H257ZM69 118V119H68ZM90 118V119H89ZM94 118V120L92 119ZM123 118V120H122ZM155 118H162L161 120H154ZM190 118V119H189ZM220 118V120L218 119ZM238 118V119H237ZM243 120H242V119ZM248 118V119H247ZM5 119V120H4ZM33 119V120H32ZM35 119V120H34ZM39 119V121H38ZM62 119V121H61ZM65 119V120H64ZM86 119V120H85ZM89 121H88V120ZM92 119V120H91ZM97 119V120H96ZM180 119V120H179ZM199 119V120H198ZM218 119V120H217ZM20 120V121H19ZM67 120V121H66ZM72 120V121H71ZM85 120V121H84ZM100 120V121H99ZM104 120V121H102ZM106 120V121H105ZM108 120V121H107ZM117 120V121H116ZM134 120V122L132 121ZM143 120V121H142ZM151 120V121H150ZM163 120V121H162ZM166 122H165V121ZM185 120V122H184ZM217 120V121H216ZM245 120V121H244ZM249 120V121H248ZM251 120H253V122H251ZM260 120V121H259ZM58 121V122H57ZM84 121V122H83ZM87 121L89 122V124L87 123ZM115 121V122H114ZM132 121V122H131ZM154 121V122H153ZM158 121V122H157ZM223 121V122H222ZM240 121V122H239ZM8 122V123H7ZM13 122V123H12ZM22 122V123H21ZM91 122V123H90ZM97 122V123H96ZM102 122V123H100ZM108 122V124H107ZM162 122V123H161ZM164 122V123H163ZM171 122L173 124H171ZM206 122V123H205ZM208 122V123H207ZM211 122V123H210ZM212 122H214L212 124ZM256 122V123H255ZM12 123V124H11ZM33 123V124H32ZM66 123L64 126L63 124ZM110 123V125H109ZM151 123V124H150ZM159 123V124H157ZM166 123V124H165ZM192 123V124H191ZM195 123V124H194ZM196 123H198L199 125H197ZM210 123V124H209ZM224 123V124H223ZM261 123V124H260ZM7 124V125H6ZM11 124V125H10ZM16 124V125H15ZM21 124V125H20ZM32 124V125H31ZM35 124V125H34ZM38 124V127H37ZM40 124V126H39ZM43 124V125H42ZM74 124V125H72ZM106 124V125H105ZM115 124V126L113 125ZM127 124V125H126ZM150 124V125H149ZM162 124V125H161ZM169 124V125H168ZM206 126H203V125ZM246 124V125H245ZM257 124V125H255ZM3 125V126H2ZM26 125V126H25ZM31 125V126H30ZM34 125V126H33ZM59 125V127H58ZM68 125V126H67ZM72 125V127L70 126ZM88 125V126H87ZM100 125V126H99ZM103 125V126H102ZM122 125V126H120ZM149 127H148V126ZM153 125V126H152ZM181 125H182V129H181ZM216 125V126H215ZM221 125V126H220ZM225 126L223 128V126ZM260 125V126H259ZM7 126V127H6ZM13 126V127H12ZM21 126V127H20ZM23 126V127H22ZM25 126V128H24ZM29 128H28V127ZM90 126V127H89ZM108 126V128H107ZM145 126V127H143ZM152 126V128H151ZM156 126V127H155ZM190 128H189V127ZM217 126H219L220 128H218ZM16 127V128H15ZM20 127L19 131L18 128ZM36 127V129H35ZM40 127V128H39ZM42 127V128H41ZM55 127H57L58 129H56ZM68 127V128H67ZM70 127V128H69ZM78 129H77V128ZM83 130V132L81 131V129ZM122 127V128H121ZM154 127V128H153ZM187 127V129H186ZM197 127V128H196ZM206 127V128H205ZM214 129H213V128ZM256 129H255V128ZM259 127L261 128L259 131ZM15 128V129H14ZM38 128V130H37ZM62 128V129H61ZM85 128V129H83ZM172 128V130H171ZM176 128V129H175ZM181 131H180V129ZM204 128V129H202ZM238 128V129H237ZM2 129V130H1ZM7 131H6V130ZM12 129V131L10 132L9 130ZM17 129V130H16ZM27 129L28 131L24 130ZM33 129V130H32ZM45 129V130H44ZM51 131H50V130ZM53 129V130H52ZM56 129V130H55ZM77 129V130H76ZM91 129V131H90ZM93 129V130H92ZM131 129V130H129ZM144 129V130H143ZM170 129V130H169ZM175 129V130H174ZM189 129V130H188ZM197 129V130H196ZM215 130V131H211V130ZM254 129V130H253ZM4 130L6 131L4 133ZM23 130V131H22ZM30 130V132H29ZM32 130V131H31ZM50 132H49V131ZM55 130V131H54ZM61 130H65V131H61ZM67 130V131H66ZM74 130V131H73ZM87 130V132L85 131ZM96 130V131H95ZM126 130H129L128 132ZM147 130V131H145ZM162 130V131H161ZM174 130V131H173ZM179 130V131H178ZM202 130V131H200ZM207 130V133H203ZM209 130V131H208ZM237 131V135L236 132ZM26 131V132H25ZM40 131V133H39ZM42 131V132H41ZM44 131V133H43ZM46 131V132H45ZM60 133H59V132ZM72 133H71V132ZM81 131V132H80ZM95 133H94V132ZM108 131V132H106ZM122 131L125 132V135L122 134ZM156 133H154V132ZM169 131V132H168ZM173 131V132H172ZM188 131V132H187ZM218 131V132H217ZM222 131V132H219ZM256 131V132H255ZM29 132V134L27 135V133ZM54 132V133H53ZM58 132V133H57ZM65 132V133H64ZM74 132V133H73ZM91 132V134L89 135V133ZM105 132V133H104ZM162 132V133H161ZM172 134H171V133ZM182 132V133H181ZM197 132V134H196ZM200 132H202L201 134H199ZM251 132L253 134H251ZM259 132V133H258ZM17 133L19 134V138L16 136ZM38 133V134H37ZM46 133H48L47 135H45ZM51 135H50V134ZM58 134L57 136H55L56 134ZM71 133V134H70ZM78 133V134H77ZM82 133V135H81ZM93 133V134H92ZM104 133V134H103ZM127 133V134H126ZM129 133V134H128ZM153 133V135H152ZM174 133V134H173ZM187 133V134H186ZM210 133H212V136L210 135ZM217 133V134H216ZM249 133V134H248ZM256 133L258 135H256ZM8 134V135H7ZM33 134V135H31ZM41 134V135H40ZM55 134V135H54ZM70 134L71 138L74 137L75 139H71L70 136L68 135ZM75 134V135H74ZM103 134V136H102ZM108 134V138L104 135ZM147 134V135H146ZM165 136H162V135ZM178 134V135H177ZM186 134V135H185ZM191 134V135H190ZM199 134V136H198ZM215 134V135H214ZM220 137H219V135ZM226 134V135H225ZM240 134V136H239ZM11 137H10V136ZM13 135V136H12ZM36 135V136H35ZM45 135V136H43ZM54 135V136H53ZM63 135H66L65 138ZM102 137H101V136ZM144 135V136H143ZM171 135V136H170ZM197 135V136H196ZM214 135V136H213ZM218 135V136H216ZM254 135V136H253ZM23 138H22V137ZM27 136V137H26ZM31 138H30V137ZM33 136V137H32ZM42 136V137H41ZM49 136V137H48ZM52 136V138H51ZM62 136V138H61ZM79 136V137H77ZM92 136V137H91ZM196 136V137H194ZM234 136V137H233ZM237 136V137H235ZM253 136V137H252ZM260 136V138H259ZM26 137V138H25ZM36 138L35 140L32 138ZM39 137V138H38ZM47 139L45 140L44 139ZM54 137V138H53ZM57 137V138H56ZM66 137H69L68 139ZM77 137V138H76ZM83 137V138H82ZM105 137V138H104ZM163 137V138H161ZM167 137V138H166ZM171 137V138H170ZM176 137V138H175ZM193 137V138H192ZM258 137V138H256ZM262 137V139H261ZM7 138V139H6ZM16 138V140H15ZM80 138V139H79ZM102 138V139H101ZM104 138V139H103ZM116 138V140H114ZM169 138V139H168ZM191 138V139H190ZM204 138H206L204 140ZM212 140H211V139ZM214 138V139H213ZM258 139L256 141V139ZM13 139V141H12ZM19 139L21 141H19ZM30 139V140H29ZM50 139V140H49ZM56 139V140H55ZM59 139V140H58ZM61 139L66 140V141H61ZM69 139H71L70 141L72 142V144L70 143ZM91 139V140H90ZM155 139V140H154ZM167 139V140H166ZM186 139V140H185ZM200 141H199V140ZM256 142H254V140ZM7 140V141H5ZM25 140V141H24ZM27 143L25 144L24 142ZM37 140V141H36ZM75 140V142H74ZM79 140V141H78ZM101 140V142H100ZM113 140V141H112ZM138 140V142H137ZM154 140V142H153ZM161 140V141H160ZM185 140V141H184ZM252 140V141H251ZM260 140V141H259ZM2 141V142H1ZM4 141V142H3ZM11 141V143H10ZM36 141V142H35ZM39 141V142H38ZM59 141V142H58ZM61 141V142H60ZM83 141V142H82ZM105 141V142H104ZM152 143H151V142ZM163 141V142H162ZM188 141V142H187ZM198 141L200 143H198ZM204 141L206 143H204ZM221 141V142H220ZM244 143H243V142ZM7 142V143H6ZM14 142V144L12 143ZM53 142V143H52ZM69 142V143H68ZM92 142V144L90 143ZM147 145H145L146 143ZM156 142V143H155ZM162 142V143H159ZM183 142V143H182ZM186 142V144H184ZM196 142V143H195ZM210 142V145H209ZM250 142V143H249ZM10 143V144H9ZM33 143V144H32ZM42 147H38L41 146ZM79 143V145H78ZM83 143V145H82ZM106 143V144H104ZM176 145H173L175 144ZM194 143L196 145V147H194L195 145H193V147L191 146V144ZM220 143V144H219ZM237 143V144H236ZM255 144V148L253 146V148L255 149V151L253 150L252 145ZM262 143V144H261ZM8 144V145H7ZM16 144V145H15ZM18 144V145H17ZM20 144V145H19ZM23 144V146H22ZM29 144V145H28ZM31 144V145H30ZM54 144V146H52ZM67 144V145H66ZM71 144V145H70ZM75 144V145H73ZM90 144V145H89ZM94 144V145H93ZM98 144V145H97ZM116 144V145H115ZM149 144V145H148ZM202 144V145H201ZM208 144V145H207ZM212 144L214 146H212ZM240 144V145H239ZM245 144H248L249 147ZM252 144V145H250ZM257 144H259L257 146ZM261 144V145H260ZM3 145V146H2ZM13 145V146H11ZM26 145V146H25ZM34 145V146H33ZM57 145L59 146L57 147ZM77 145V148H75V146ZM81 145V146H80ZM97 145V146H96ZM136 145V146H135ZM162 145V146H161ZM190 145V146H189ZM242 145V146H241ZM2 146V147H1ZM25 146V147H24ZM35 147V148H31V147ZM45 148H44V147ZM49 146V147H47ZM56 146V147H55ZM67 146H69L67 148ZM75 150H74V148ZM85 146V147H84ZM95 146V148H94ZM162 148H161V147ZM204 146H206L204 148ZM246 146V147H245ZM262 146V147H261ZM6 147V148H5ZM9 147V148H8ZM17 147V149H16ZM21 147V149H20ZM37 147V148H36ZM82 147V151L80 150ZM85 149H84V148ZM103 147V148H102ZM107 147V148H105ZM148 147V148H147ZM234 147V148H233ZM246 150H244L243 148ZM260 147H261V153L260 152ZM2 148V150H1ZM12 148V149H11ZM58 148V149H57ZM64 150H63V149ZM72 148V151L71 149ZM79 148V149H78ZM93 148V149H91ZM97 148H99V150H97ZM110 148V149H109ZM140 148V150H139ZM160 148V149H158ZM167 148V149H166ZM249 148V149H248ZM257 148H259L257 150ZM9 149V150H8ZM23 149V150H22ZM28 149V150H26ZM36 149V151H35ZM52 153H50V151ZM101 149V151H100ZM103 149V150H102ZM109 149V150H108ZM137 149V150H136ZM143 151H142V150ZM156 149V150H155ZM158 149V151H157ZM166 149V150H165ZM207 149V150H205ZM231 149V151H230ZM263 149V150H262ZM8 150V151H7ZM17 150V151H16ZM23 151V153L21 151ZM33 150V151H32ZM56 150V151H55ZM59 150V152H58ZM61 150V151H60ZM67 150V151H66ZM91 150V151H90ZM97 152H96V151ZM153 150V151H152ZM199 150V151H198ZM226 150V151H225ZM232 152V153H230ZM239 150V151H238ZM240 150H243L240 151ZM248 150V151H247ZM257 150V152H256ZM13 151V152H11ZM20 153H19V152ZM31 151V152H29ZM44 151V152H43ZM56 153H55V152ZM70 151V152H69ZM85 151V152H84ZM92 151L94 153H92ZM135 151V152H134ZM152 151V152H151ZM210 153H209V152ZM220 151V152H219ZM224 151V152H222ZM34 152V153H32ZM44 154H43V153ZM67 152V153H66ZM73 153V155L69 154V153ZM81 152V153H79ZM91 152V153H90ZM110 152V153H109ZM111 152H113L111 154ZM202 152V153H201ZM229 154H226V153ZM250 152H253L252 154ZM6 153V154H5ZM8 153V154H7ZM13 153V154H12ZM22 153V154H21ZM27 153V155H25ZM30 153V154H29ZM32 153V155H31ZM36 153V156L38 154V156L40 157H34ZM50 153V154H49ZM58 153V154H57ZM79 155H76V154ZM103 153V154H102ZM105 153V154H104ZM121 153V156H119ZM157 153H159L157 155ZM221 153V154H220ZM243 153H250L249 155L247 154H243ZM24 154V155H23ZM29 154V155H28ZM56 154V155H55ZM76 156H75V155ZM83 154V155H82ZM98 154V155H97ZM102 154V155H100ZM107 156L110 155V156ZM116 154V155H115ZM145 154V155H144ZM210 154V155H209ZM218 154V155H217ZM225 154V155H222ZM238 154V155H237ZM261 154V155H260ZM8 155V156H7ZM13 155V156H11ZM17 155V156H16ZM50 155V157H49ZM53 155V156H51ZM61 155V156H60ZM144 155V156H143ZM198 155V156H197ZM222 155V156H221ZM231 157H230V156ZM237 155V156H236ZM240 155V156H239ZM244 155V157H243ZM246 155V156H245ZM253 156L254 160L252 162V157L249 158L248 156ZM258 155V156H255ZM10 156V157H9ZM19 156V158H18ZM32 158L30 159L29 157ZM43 156V157H42ZM58 156V157H57ZM64 158H63V157ZM80 156V157H78ZM100 156V157H99ZM114 156V158L112 157ZM149 156V157H148ZM151 156V158H150ZM162 158H161V157ZM4 157V159L2 160V158ZM8 157V159H7ZM23 157V159L21 158ZM59 161H56V159ZM60 157V158H59ZM77 157V158H76ZM82 157V158H81ZM86 157V158H85ZM97 157V159H96ZM200 157V158H199ZM213 157V158H212ZM238 157V158H237ZM241 157V158H240ZM257 157V158H256ZM260 157V159H259ZM12 158V159H11ZM26 158L28 160H26ZM35 158V159H33ZM37 158V159H36ZM42 158V159H41ZM52 158H54L53 160H51ZM85 158V159H83ZM120 158V159H119ZM161 158V159H160ZM164 158V159H163ZM197 158L199 160H197ZM206 158V159H204ZM217 158V159H215ZM224 158V159H223ZM229 158V159H226ZM236 158V159H235ZM256 158V159H255ZM6 159V160H5ZM20 160L19 162L14 160ZM40 161H39V160ZM47 159V161H46ZM49 159V160H48ZM63 159V160H61ZM68 159L70 160L68 162ZM83 159V160H82ZM120 161H119V160ZM136 159V160H135ZM220 159V160H219ZM232 159V160H230ZM244 161H243V160ZM251 159V160H250ZM259 159V161H258ZM13 160V161H12ZM25 160V161H23ZM63 164H62V162ZM72 160V161H71ZM80 162H79V161ZM85 160V161H84ZM99 160V161H98ZM117 160V161H116ZM145 160V161H144ZM158 160H160V162H158ZM195 160V163H194ZM197 160V161H196ZM207 160V161H206ZM222 160V161H221ZM225 160V161H224ZM227 160V161H226ZM234 160V162H233ZM236 160V161H235ZM240 160V161H237ZM250 160V161H249ZM30 161V162H29ZM34 163H33V162ZM37 161V163H35ZM44 161V162H42ZM50 161V162H49ZM52 161V162H51ZM103 161V162H102ZM147 161V162H146ZM215 161V162H214ZM221 161V162H220ZM230 163H227L229 162ZM242 161V162H241ZM248 161V163H247ZM11 162H14L13 164ZM23 162V163H20ZM40 164H39V163ZM46 162H49L48 164ZM73 162V163H72ZM86 162V163H84ZM136 162V163H135ZM193 162L195 165H193ZM204 162V163H203ZM219 162V163H218ZM242 164H239V163ZM244 162V163H243ZM249 162H251L253 164H250ZM257 162V164H256ZM12 164L11 168L9 165L7 164ZM20 167H19V164ZM30 165H29V164ZM34 165H33V164ZM53 163V164H52ZM55 163V164H54ZM65 163V164H64ZM71 163V164H70ZM79 165H78V164ZM83 163V164H80ZM117 163V164H116ZM207 163V165H206ZM210 163V164H209ZM221 163V164H220ZM226 163L227 165L233 167H226ZM237 163V164H234ZM246 163V164H245ZM35 164H37V166H35ZM39 164V165H38ZM51 164V165H50ZM88 164V165H87ZM115 164V165H114ZM134 164L136 167H134ZM190 164V165H189ZM198 164V165H197ZM214 164V165H213ZM217 164V165H215ZM244 164V166H243ZM248 164V165H247ZM256 164V166H255ZM24 165H28V166H24ZM33 165V166H32ZM47 167H46V166ZM62 165V166H61ZM69 165H71V169L70 167H68ZM77 166L78 168L75 170V166ZM105 165V166H104ZM107 165V166H106ZM114 165V166H113ZM118 165V166H117ZM203 165V167L201 166ZM222 165V166H221ZM238 165V166H237ZM242 165V167H241ZM9 166V167H6ZM59 166V168H58ZM73 166V167H72ZM100 166V167H99ZM111 166V167H110ZM116 166V167H115ZM153 166V167H152ZM194 166V167H193ZM200 166V167H199ZM209 166L213 167L212 171V167L208 168ZM216 166V167H215ZM240 166V167H239ZM247 166V167H246ZM255 166V167H254ZM262 166V167H261ZM17 170V174H21V176L15 174V168ZM23 167V168H21ZM25 167V169H24ZM40 167V168H39ZM44 167V168H43ZM64 167V168H63ZM94 167V168H93ZM108 167V168H107ZM127 167V168H126ZM152 169V170H149ZM184 167V168H183ZM186 167H188L186 169ZM199 167L200 169L203 170H198ZM225 167V168H223ZM245 167V168H243ZM261 167V168H260ZM9 168V169H8ZM22 171H21V169ZM31 168L32 171H31ZM42 170V171H40ZM46 168V169H45ZM54 168V169H53ZM58 168V169H57ZM69 168V169H68ZM82 168V171H81ZM84 168V169H83ZM120 168V169H118ZM126 168V169H125ZM130 168V169H128ZM142 168L144 170H142ZM147 168V169H146ZM182 168V171H181ZM192 168L193 171H192ZM238 168L239 171L237 170ZM242 168V169H241ZM12 169V171H11ZM30 169V171H29ZM38 169V170H35ZM51 170L49 172V170ZM56 169V170H55ZM79 169V170H78ZM154 169H157L154 172ZM185 169V170H184ZM189 169H191L190 171H188ZM197 169V170H195ZM207 169V170H206ZM219 169H223V170H219ZM232 169V170H230ZM247 169V170H246ZM258 171V172H256ZM258 169V170H257ZM263 169V170H262ZM19 170V173H18ZM25 170V171H24ZM59 172H58V171ZM65 173H63V171ZM73 170V171H72ZM78 170V171H77ZM108 170V171H107ZM127 172H126V171ZM177 170V171H174ZM206 170V171H205ZM225 170V171H224ZM235 170V171H234ZM242 170V171H241ZM9 171V172H8ZM21 171V173H20ZM27 171V172H26ZM62 171V172H61ZM68 171H72V172H68ZM77 171V172H76ZM79 171H81L79 173ZM132 171V172H131ZM149 171V172H148ZM158 171V173L156 174V172ZM160 171V172H159ZM186 173H185V172ZM205 174H204V172ZM216 171V172H215ZM232 171V174H231ZM237 171V173H235ZM261 171V173L259 172ZM263 171V172H262ZM12 172V174H11ZM25 172V173H24ZM32 172V175L31 173ZM36 172V173H35ZM42 172V174H41ZM47 172V173H46ZM68 174H67V173ZM76 172V173H74ZM85 172V173H84ZM103 172V173H102ZM113 172V173H112ZM146 172V173H145ZM152 172V173H151ZM176 172V173H174ZM180 172V173H179ZM196 172V173H195ZM197 172H199L197 174ZM215 172V173H213ZM221 172V173H219ZM227 172V173H226ZM230 172V173H229ZM254 172V173H253ZM6 173V174H5ZM30 173V174H29ZM35 173V174H34ZM40 173V174H39ZM46 175H45V174ZM71 173L73 176H71ZM84 173V174H83ZM100 173V174H99ZM102 173V174H101ZM126 173V175H125ZM139 176H137L136 174ZM178 173V174H177ZM193 173L197 174V177L195 174L193 175ZM201 173V174H200ZM219 175H218V174ZM234 173V175H233ZM263 173V174H262ZM10 174V175H9ZM25 174V175H24ZM28 174V175H26ZM49 174V175H47ZM52 174V175H51ZM56 174V175H54ZM67 174V175H65ZM74 174L77 176L74 177ZM81 176H80V175ZM110 174V175H109ZM115 174V175H113ZM122 174V175H121ZM134 174V176H133ZM142 174V175H141ZM155 174V175H153ZM181 174V175H180ZM192 176H191V175ZM215 174V175H214ZM219 176H217V175ZM224 174V176H223ZM237 174V175H235ZM261 174L263 175L261 177ZM5 175V176H4ZM17 175V176H16ZM35 175V176H34ZM46 178H43V176ZM54 175V176H53ZM70 175V176H69ZM79 175V176H78ZM100 175V176H99ZM117 175V176H116ZM122 177H121V176ZM151 175V176H150ZM180 175V176H179ZM186 175V176H184ZM204 177H203V176ZM213 175V176H211ZM228 175V176H226ZM233 175V177H231ZM254 175V176H253ZM260 176V178H257V176ZM14 176V177H12ZM29 176V177H28ZM38 176V177H36ZM65 176V177H64ZM86 176V177H84ZM92 176V177H91ZM131 176V177H130ZM143 176V177H142ZM155 176V177H154ZM171 176L170 179H168ZM184 176V177H183ZM210 176V177H209ZM230 180H228L226 177ZM4 177V180H3ZM16 177V178H15ZM23 177V178H22ZM28 177V178H27ZM41 177V179H40ZM53 180H52V178ZM83 177V178H82ZM133 177V180H132ZM137 179H136V178ZM152 177V178H151ZM154 177V178H153ZM173 177L176 179H173ZM178 177V179H177ZM189 179H188V178ZM193 177V178H192ZM196 177V178H195ZM206 177V179H205ZM222 177V178H221ZM251 177V178H250ZM253 177V178H252ZM6 178V179H5ZM9 178V180L7 179ZM15 178V179H13ZM32 178V179H31ZM36 178V179H35ZM51 178V179H50ZM61 178V179H60ZM71 178V179H70ZM75 181H74V179ZM83 179L81 181V179ZM86 178V179H84ZM97 178V179H96ZM113 178L114 181L112 180ZM125 178V179H123ZM135 178V179H134ZM141 178V179H140ZM147 178V181H146ZM165 178H167L165 180ZM182 178V179H181ZM186 178V180L184 179ZM200 178V179H199ZM204 178V179H203ZM216 178V179H215ZM224 178V179H223ZM23 179V182H22ZM30 181H29V180ZM79 179V180H78ZM89 179V180H88ZM110 179V180H109ZM125 181H123V180ZM139 179V181H138ZM149 179H151L149 181ZM154 179V180H152ZM162 179V180H161ZM193 179V180H192ZM211 179V180H210ZM221 179V180H219ZM227 179V180H225ZM232 179V180H231ZM252 179V180H251ZM257 179V180H256ZM8 180V183H7ZM17 181V183L14 182ZM26 180V181H25ZM38 182H36V181ZM42 182H41V181ZM45 180V181H44ZM57 182H56V181ZM59 180L61 182H59ZM68 180V181H67ZM116 180L118 182H116ZM120 180H122V182H120ZM132 180V181H130ZM144 180V181H143ZM158 180V181H157ZM168 180V181H167ZM172 180V181H171ZM185 180V181H184ZM216 182H215V181ZM247 180V181H246ZM252 183H248V182ZM254 180V181H253ZM262 180V182H260ZM6 181V183H5ZM48 181V182H47ZM54 184H53V182ZM72 181V182H71ZM81 181V182H79ZM111 183H110V182ZM129 181V182H128ZM136 181V182H135ZM143 181V182H142ZM149 181V182H148ZM153 181V182H152ZM168 183H167V182ZM171 181V182H170ZM182 181V183H181ZM213 181L215 184H213ZM219 181V182H217ZM229 181V183H227ZM232 181V182H231ZM243 181V185L241 184ZM245 181V182H244ZM259 181V183H258ZM14 182V184H13ZM22 182V183H21ZM30 182V183H28ZM51 182V183H50ZM56 182V183H55ZM67 182H69L67 184ZM98 182V183H97ZM113 182V183H112ZM126 182V183H125ZM132 182V183H131ZM152 182V184H151ZM155 182V183H154ZM158 182V183H156ZM162 182V183H161ZM165 182V183H163ZM177 182V184H176ZM195 182V183H194ZM207 182V183H206ZM222 182V183H221ZM236 182V183H234ZM257 182V183H255ZM4 183V184H3ZM34 183V184H32ZM61 183V184H59ZM118 183V184H117ZM134 183V184H133ZM146 183V184H145ZM171 183V185H170ZM174 183V184H172ZM191 183V184H190ZM193 183V184H192ZM202 183V184H201ZM224 183V184H223ZM240 183V184H239ZM245 183V184H244ZM263 183V184H262ZM3 184V185H2ZM22 184H26V186H23ZM28 184H30L31 186L28 187ZM42 184V187H40ZM49 184V185H47ZM86 184V185H85ZM103 184V186H102ZM136 184V185H135ZM145 184V185H144ZM151 184V185H150ZM155 184V185H153ZM185 184V185H184ZM189 184V186L187 185ZM208 184V185H207ZM213 184V185H212ZM224 185L225 188H223V186H218V185ZM226 184L228 187H226ZM233 184V186H232ZM237 184V185H235ZM249 185V189L245 188L247 187V185ZM6 185V186H4ZM13 185V186H12ZM16 185V186H14ZM19 185V186H18ZM39 185V186H38ZM46 185V186H45ZM63 185V186H62ZM88 185V186H87ZM93 185V186H92ZM126 185V186H125ZM130 187V189L133 190H129L128 186ZM138 185V186H137ZM141 185V186H140ZM163 187H162V186ZM168 185V186H167ZM187 185V187H186ZM194 185V186H193ZM200 185V186H199ZM215 185L218 187H215ZM244 186V188L240 187V186ZM259 186V187H253V186ZM9 186V187H8ZM11 186V187H10ZM45 186V187H44ZM49 186V187H48ZM51 186V187H50ZM60 186V187H58ZM69 186V187H68ZM98 186V187H97ZM118 186V187H117ZM122 186V187H121ZM135 186V187H133ZM152 186V187H151ZM157 186V187H156ZM162 188H160V187ZM184 186V187H183ZM206 186V187H205ZM211 186V187H210ZM237 188H236V187ZM44 190L43 192H41L39 190ZM46 187H48L46 189ZM56 187V188H55ZM94 187V188H92ZM96 187V189H95ZM127 188V189H123V188ZM137 187V188H136ZM142 187H144L142 189ZM173 189H172V188ZM178 187V188H177ZM188 187H190L188 189ZM201 187V189H200ZM203 187V188H202ZM209 187V188H208ZM213 187H215L213 189ZM234 189H233V188ZM240 187V188H239ZM254 190H253V188ZM263 187V188H262ZM21 188V189H20ZM25 188V189H24ZM29 188V189H28ZM37 188V189H35ZM70 188V190H69ZM116 188V189H115ZM121 189L120 191L118 190ZM135 188V189H134ZM141 188V189H140ZM150 188V189H149ZM167 188L168 191H167ZM186 188V189H185ZM205 188V189H204ZM217 188V189H216ZM222 188V189H221ZM228 188V189H226ZM231 188V189H229ZM259 189V191L257 189ZM9 189V190H8ZM15 189V190H14ZM20 189V190H19ZM51 191H50V190ZM53 189V190H52ZM55 189V191H54ZM60 189V190H59ZM64 189V190H63ZM68 189V190H67ZM101 191H100V190ZM146 189V191L144 192V190ZM152 189V190H151ZM176 189V191H175ZM185 189V190H184ZM191 189V190H190ZM196 191H195V190ZM204 189V191H203ZM208 191H207V190ZM225 189V190H224ZM233 189V190H232ZM237 191H236V190ZM244 191H243V190ZM252 189V190H250ZM261 189V192H260ZM8 190V191H7ZM10 190H13L10 191ZM28 190V191H27ZM29 190L31 191V193H29ZM58 190V191H57ZM67 190V191H66ZM105 190V191H104ZM117 190V191H116ZM126 190V191H125ZM128 190V191H127ZM143 190V191H142ZM167 192H166V191ZM194 192H191L193 191ZM212 192H211V191ZM214 190V191H213ZM221 191L219 193V191ZM232 190V191H231ZM235 190V191H234ZM240 190V191H239ZM250 190V191H249ZM257 190L256 192H253ZM7 191V192H6ZM27 191V192H26ZM35 191V192H32ZM37 191V192H36ZM47 193H46V192ZM55 193H53V192ZM62 191V192H61ZM71 191V192H70ZM74 191V192H73ZM102 191H104L105 193H103ZM133 191V193H132ZM164 191V192H163ZM207 191V193H205ZM216 191V192H215ZM249 191V192H248ZM5 192V193H3ZM17 192V193H16ZM21 192V193H20ZM63 194V196L61 195V193ZM74 194H73V193ZM86 192V193H85ZM94 192V193H93ZM98 192V193H97ZM129 192V193H128ZM141 192V193H139ZM144 192V193H143ZM161 192V193H159ZM172 192V193H171ZM198 192V193H197ZM203 192V193H202ZM209 192V193H208ZM215 192V194H214ZM239 192V193H238ZM242 192V193H241ZM248 192V195H246ZM253 192V194H251ZM258 192V194H257ZM4 195H3V194ZM20 193V195H19ZM25 193V194H24ZM36 193V194H35ZM43 193V194H42ZM58 193V194H57ZM69 193V194H68ZM85 193V194H84ZM97 193V195H96ZM127 193V194H126ZM139 193V194H138ZM179 193V194H178ZM184 193V194H183ZM200 197L198 199V197L195 195ZM213 196H212V194ZM218 193V194H217ZM8 194H13V196L8 195ZM34 194V195H33ZM38 194V195H37ZM46 194V195H45ZM66 194V195H65ZM83 194V195H82ZM87 194V195H86ZM89 194V195H88ZM92 194V195H91ZM118 194V195H117ZM133 197L132 199H130L131 197ZM138 194V196H137ZM145 194V195H144ZM147 194V195H146ZM149 194V195H148ZM168 194V195H166ZM179 196H178V195ZM186 194V197H185ZM209 196H208V195ZM232 194V195H231ZM242 194V195H241ZM257 194V195H255ZM6 199L1 200L2 198H5L4 196H6ZM22 195V196H21ZM30 195V196H29ZM33 195V196H32ZM45 195V196H42ZM48 195V196H47ZM55 195H57L55 197ZM74 195V196H73ZM86 195V196H85ZM134 195V196H133ZM143 195V197H142ZM162 195V196H161ZM184 197H183V196ZM235 195V196H234ZM21 196V199H20ZM27 196L25 199L24 197ZM42 196V197H41ZM65 196V198H64ZM70 196V197H69ZM85 196V197H84ZM99 196V197H98ZM120 196V197H118ZM150 196V198H148ZM167 196V197H166ZM192 196V197H191ZM201 196L203 198H201ZM208 196V197H207ZM231 196V197H230ZM239 196V197H238ZM241 196V197H240ZM258 200H257V197ZM10 200H9V198ZM12 197V198H11ZM17 197V198H16ZM19 197V198H18ZM31 197V199H29ZM35 199H34V198ZM39 197V198H38ZM58 197V198H57ZM61 197V198H60ZM63 197V198H62ZM87 197V198H86ZM89 197V198H88ZM92 197V198H91ZM95 197V198H94ZM104 197V198H103ZM136 197V198H135ZM196 197V198H195ZM205 197V198H204ZM238 199H237V198ZM249 197V198H248ZM255 197V198H254ZM16 198V199H15ZM31 201V202H29ZM33 198V199H32ZM60 198V199H59ZM74 198V199H73ZM91 198V199H90ZM103 198V199H102ZM135 198V200H134ZM138 198V200H137ZM146 198V199H144ZM195 198V200H194ZM209 198V199H208ZM253 198V199H250ZM261 198V199H260ZM13 199V200H12ZM45 199V200H44ZM48 199V200H46ZM54 199V201H53ZM62 199V200H61ZM65 201H64V200ZM90 199V200H89ZM93 199V200H92ZM102 199V200H101ZM120 199V200H119ZM144 199V201L142 200ZM148 199V200H147ZM162 201L160 202L159 200ZM167 199V200H166ZM178 199V200H177ZM181 199V200H180ZM184 201H183V200ZM189 199V200H187ZM16 200V201H15ZM20 200V202H19ZM29 203L26 202V201ZM37 200V201H34ZM59 200V201H58ZM72 200V201H69ZM112 200V201H110ZM115 200V201H114ZM117 200V201H116ZM119 200V201H118ZM129 200V201H128ZM157 200V201H156ZM203 200V201H202ZM235 200L237 202H235ZM254 200V201H253ZM262 200V201H260ZM4 204H2L3 202ZM16 202V203H12V202ZM17 201L19 203H17ZM25 203V205L22 203ZM25 201V202H24ZM39 201V204H38ZM49 201V202H46ZM53 201V202H51ZM57 201V202H56ZM92 201V202H91ZM93 201H95L93 203ZM99 201V202H97ZM102 201V202H101ZM127 201V202H126ZM136 201V202H135ZM141 201V202H140ZM149 201V202H148ZM180 201V202H179ZM184 203H182V202ZM195 203H194V202ZM200 201V202H199ZM251 201V203H250ZM6 202V203H5ZM9 202V203H8ZM36 202V203H35ZM117 202V203H115ZM132 202V203H131ZM134 202V203H133ZM147 202V203H145ZM176 202V203H175ZM189 202V204H188ZM254 202V203H252ZM259 202H261L259 204ZM55 203V204H54ZM62 203V204H61ZM106 203V204H104ZM137 203V205H136ZM140 203V204H139ZM146 205H145V204ZM152 203V204H151ZM157 203H161V205L157 204ZM165 203V205H164ZM18 204H23V205H18ZM36 204V205H35ZM45 204V205H44ZM66 204V205H65ZM92 204V205H90ZM102 204V205H101ZM109 204V207H108ZM117 204L119 205H123L122 208H120L121 206H117ZM130 204V205H129ZM143 204V205H142ZM197 204V205H196ZM234 204V205H233ZM256 204V206L254 205ZM6 205V206H5ZM13 205V207H12ZM18 205V206H17ZM54 205V206H53ZM61 205H64L61 206ZM90 205V207H89ZM141 205L143 208H141ZM186 208H185V206ZM199 205V206H198ZM240 205V206H239ZM250 205V206H249ZM261 205V206H260ZM4 206V207H3ZM42 206V208L40 207ZM48 206V209H47ZM60 206V207H59ZM87 208H86V207ZM105 206V207H104ZM126 206V207H125ZM152 206V207H151ZM155 206V207H154ZM159 206V207H158ZM250 208H249V207ZM260 206V207H259ZM3 207V208H2ZM6 207V208H5ZM24 207V208H23ZM32 207V209H31ZM35 207V208H34ZM56 207V208H55ZM93 207V208H92ZM180 207V208H179ZM235 207H239V210L236 209ZM254 207L252 210L251 208ZM7 210H5V209ZM14 208V209H13ZM16 208V209H15ZM38 208V209H37ZM45 210H44V209ZM58 208V209H57ZM90 208V209H89ZM95 208V209H94ZM103 208V209H101ZM112 208V209H111ZM131 208V210H130ZM135 208V209H134ZM149 208V209H148ZM167 208V209H166ZM182 208V209H181ZM188 208V210H187ZM203 208V209H202ZM258 208V209H257ZM259 208H263L259 209ZM4 209V210H3ZM9 209V210H8ZM19 211H18V210ZM42 209V210H41ZM93 209V210H92ZM99 209V210H98ZM108 209V211H107ZM125 209V210H123ZM180 209V210H179ZM184 209V210H183ZM257 209V210H255ZM27 210H30L28 212H30V216H28L29 214H27ZM57 210V211H56ZM90 210V211H89ZM127 210V211H126ZM139 211L140 214H136V211ZM141 210V211H140ZM144 210V211H143ZM149 210V211H148ZM156 210V211H155ZM168 212H166V211ZM229 210V211H228ZM5 214H4V212ZM10 211V212H9ZM12 211V212H11ZM14 211V212H13ZM23 211L25 213H23ZM33 211V212H32ZM41 211V212H40ZM82 211V212H81ZM86 211H88L86 213ZM98 211V213H97ZM111 211V212H110ZM113 211V212H112ZM115 211V212H114ZM132 211V212H131ZM143 211V212H142ZM179 211V212H178ZM184 211V212H182ZM255 211V212H254ZM17 212V213H16ZM37 214H36V213ZM46 212V214H45ZM48 212V213H47ZM149 212V213H148ZM166 212V213H165ZM186 212V213H185ZM202 212V213H201ZM233 212V213H232ZM239 212V214H238ZM262 212V213H261ZM11 213V214H10ZM16 213V214H15ZM33 213H35L34 215H32ZM54 213V214H52ZM56 213V214H55ZM62 213V214H61ZM77 213V214H76ZM82 213V215H81ZM85 213V215H84ZM89 213V214H88ZM148 213V214H147ZM165 213V214H164ZM227 213V214H226ZM231 213V214H230ZM257 213V214H254ZM23 214V215H22ZM42 214V215H40ZM51 214V215H50ZM87 214V215H86ZM103 214V215H102ZM109 214V216L107 215ZM179 214V215H178ZM186 214V215H184ZM241 214V215H240ZM250 214H252L251 216H249ZM37 215L38 218L35 216ZM47 215V216H46ZM54 215V216H53ZM76 215V216H75ZM105 215V217H103ZM112 215V216H111ZM114 215V217H113ZM133 215H136L133 216ZM163 215V217H162ZM178 215V216H176ZM188 215V216H187ZM239 215V218L241 217L243 220L240 221L239 223V218L237 217ZM244 215V216H242ZM247 215V216H246ZM258 215V216H257ZM21 216V217H20ZM24 216V217H23ZM61 216V217H59ZM81 216V217H80ZM86 216V217H84ZM91 218H90V217ZM97 216V217H95ZM152 216V217H151ZM173 216H176L175 218ZM183 216V217H182ZM185 216V217H184ZM246 216V217H245ZM255 216V217H254ZM257 216V220H255L254 218H256ZM5 217V218H4ZM47 220H46V218ZM51 217H53L51 219ZM59 217V218H58ZM101 217V218H100ZM111 217V218H110ZM117 217H119L117 219ZM134 217V218H133ZM162 217V218H161ZM235 217L237 218L235 221ZM254 217V218H253ZM7 218V219H6ZM19 218L21 220H19ZM27 218V219H26ZM33 218V219H32ZM36 218V219H34ZM80 220H79V219ZM81 218H84L81 220ZM165 218V222L163 221ZM199 218V219H198ZM4 219V220H3ZM10 219V220H9ZM30 219V221H29ZM40 221H39V220ZM42 219V222H41ZM44 219V220H43ZM79 221H78V220ZM97 219V220H96ZM111 219V220H110ZM126 219V220H125ZM180 219V220H179ZM185 222H184V220ZM187 219L189 222H187ZM206 219V221H205ZM208 219V220H207ZM211 219V220H210ZM259 219L261 221H259ZM9 220V221H8ZM32 220V221H31ZM34 220V221H33ZM46 220V222H45ZM58 220V221H57ZM90 220V222L88 221ZM103 222H102V221ZM116 220V221H115ZM171 220V221H170ZM176 220V222L174 223V221ZM199 220V221H198ZM235 222H232V221ZM247 220V221H246ZM249 220V221H248ZM263 220V222H262ZM5 221V222H4ZM39 221V222H38ZM101 223H100V222ZM106 221V222H104ZM114 221H115V225H114ZM123 221V223H121ZM128 221V222H127ZM11 222V223H10ZM22 222V223H20ZM27 222V223H26ZM31 225H29L30 223ZM49 223L48 228L44 225H46V223ZM54 224H52V223ZM85 222V223H84ZM111 222V223H110ZM167 222V224H166ZM172 222L174 224H172ZM232 222V223H231ZM245 222V223H244ZM256 222V223H255ZM8 223V224H7ZM13 223V224H12ZM35 223V224H34ZM38 223V224H37ZM42 223V224H40ZM45 223V224H44ZM47 223V224H48ZM51 223V225H50ZM91 224V225H87ZM96 223V225H95ZM105 223V225H104ZM119 223V224H118ZM158 223L164 225L162 226L160 224V226H158ZM187 223H189L187 225ZM191 223V224H190ZM204 225H203V224ZM215 223V224H214ZM228 223V224H226ZM251 223V224H250ZM263 223V224H262ZM24 224V225H23ZM26 224V226H25ZM34 224V225H33ZM80 224V225H79ZM110 224V226H109ZM214 224V225H213ZM231 224V226H230ZM243 224H247L246 227ZM256 224V225H255ZM5 225L7 227H5ZM11 225V226H10ZM18 225V227H17ZM38 225V226H37ZM76 225V226H75ZM93 225V226H92ZM98 225V226H97ZM104 225V226H102ZM118 225V226H117ZM121 225V227L119 226ZM172 225V226H171ZM179 228H178V226ZM190 225V226H189ZM193 225V226H191ZM212 227H211V226ZM218 225V226H217ZM223 227H222V226ZM226 225V226H225ZM241 225V226H238ZM243 225V226H242ZM248 225H250L248 227ZM253 225V226H252ZM21 226V227H20ZM51 226V227H50ZM56 226V227H55ZM78 226V228H77ZM113 226V228H112ZM129 228H128V227ZM158 226V227H157ZM172 228H170V227ZM197 226V227H196ZM210 226V227H209ZM215 226V227H214ZM217 226V227H216ZM3 227V228H2ZM14 227V228H13ZM26 227V228H24ZM30 227V228H29ZM35 227V228H34ZM43 227V228H42ZM62 227V228H61ZM80 227V228H79ZM83 227V228H82ZM87 229H86V228ZM101 227V228H100ZM105 227V228H104ZM169 227V228H168ZM182 227V228H181ZM185 229H184V228ZM222 229H221V228ZM244 227V228H243ZM259 227V228H257ZM263 229H262V228ZM7 228V229H6ZM13 228V230H12ZM22 228V230H21ZM47 228L48 231H46L45 229ZM51 228H53V232L51 230H49ZM91 228V229H90ZM110 228V229H109ZM115 228V229H114ZM117 228V229H116ZM122 228V229H121ZM134 228V229H133ZM190 228V229H188ZM194 228V229H193ZM202 228V229H201ZM204 228V229H203ZM211 228V229H210ZM220 228V229H219ZM226 228V229H225ZM242 228V229H241ZM253 228V229H251ZM256 228V229H255ZM262 230H261V229ZM17 231H16V230ZM42 229V232H41ZM57 229V230H55ZM59 229V230H58ZM74 229V230H72ZM76 229V231H75ZM81 229V230H80ZM97 231H96V230ZM174 232H172L171 230ZM219 229V230H218ZM246 231V234L244 233ZM248 229H250L248 231ZM10 230V231H9ZM21 232H20V231ZM30 230V231H29ZM87 230V231H86ZM101 232H100V231ZM110 230H112L110 232ZM115 230V231H114ZM133 230V232H132ZM154 230H158L154 231ZM160 230V231H159ZM168 230H170L169 232H167ZM186 230V232H185ZM189 232H188V231ZM222 230V231H221ZM28 231V232H27ZM50 231V232H49ZM92 231H96V232H92ZM99 231V232H98ZM105 233H102V232ZM118 231V232H117ZM120 231V232H119ZM131 231V232H130ZM177 231V232H176ZM184 231V232H183ZM195 231V232H194ZM203 231V232H202ZM216 231H218L216 233ZM2 232V233H1ZM25 232H27L26 234H24ZM57 232V233H56ZM73 232V233H72ZM78 232V233H77ZM80 232V234H79ZM81 232H83L81 234ZM92 232V233H91ZM98 232V234H97ZM117 232V233H115ZM164 232V233H162ZM194 232V233H193ZM214 232V233H213ZM222 232V233H221ZM229 232V233H228ZM258 232V233H257ZM7 233V234H6ZM9 233V234H8ZM17 233V234H16ZM20 233L22 235H20ZM29 233V234H28ZM35 233V235L33 234ZM52 233V234H51ZM75 233V234H74ZM80 236L78 237L77 234ZM87 233V234H85ZM102 233V234H101ZM110 233V235H109ZM123 236H121V234ZM169 233V234H168ZM177 233V234H176ZM186 233V234H185ZM221 233V235H220ZM245 235H244V234ZM249 235H248V234ZM252 236H251V234ZM255 233V235H254ZM262 233V234H261ZM39 234V235H38ZM56 234V235H55ZM88 236L89 238H87V236L85 237L84 235ZM91 234V236H90ZM97 234L96 237H94ZM108 236H107V235ZM119 236H118V235ZM158 234V235H157ZM164 234V235H163ZM176 236H175V235ZM185 234V235H184ZM192 234V235H191ZM203 234V235H201ZM235 234H239L238 236ZM244 236H243V235ZM258 234H261V236ZM14 235V236H13ZM20 235V236H19ZM28 235H32L31 237H29L28 240ZM52 235V236H51ZM55 235V237H54ZM61 235V236H60ZM74 235V236H73ZM83 235V236H81ZM104 235V237L102 236ZM156 235V236H155ZM170 235V236H168ZM187 235V237H185ZM234 235V236H233ZM241 235V236H240ZM257 235V236H256ZM6 236V237H5ZM8 236V237H7ZM23 236V237H22ZM38 236V238H37ZM41 236V237H40ZM99 236V237H98ZM102 236V237H101ZM106 236V237H105ZM149 236V237H148ZM159 236V237H158ZM178 236V237H177ZM183 236L185 238H183ZM217 236V237H215ZM233 236V238H231ZM237 236V238L235 239V237ZM256 236V238H255ZM4 237V238H3ZM10 237V238H9ZM34 237L35 240H34ZM40 237V238H39ZM45 237V238H44ZM67 237V238H65ZM86 240H83L85 239ZM114 237V238H113ZM129 237V239H128ZM198 237V238H197ZM229 237L231 239H229ZM243 237V238H242ZM245 237H247L245 239ZM252 237V238H251ZM3 238V239H1ZM7 238V239H6ZM24 239V241H22L21 239ZM31 238V240H30ZM77 241L72 242L75 239ZM78 238V239H77ZM92 238V239H90ZM94 238V239H93ZM103 238V239H102ZM108 238V239H107ZM120 238V239H119ZM123 238V239H122ZM182 238V240L180 241V239ZM215 238V239H214ZM219 238V240H218ZM228 238V241H227ZM39 239V240H38ZM66 239V240H65ZM71 239V240H69ZM97 239V240H96ZM99 239V240H98ZM102 239V240H101ZM119 239V240H118ZM175 239V240H174ZM185 239V240H183ZM202 239V240H201ZM224 239V240H223ZM249 239V240H248ZM254 239H257L256 241ZM3 240V241H2ZM6 240H8L9 242H7ZM18 240V241H16ZM47 240H51L50 242ZM55 240V241H54ZM60 240V241H59ZM65 240V242H64ZM93 240V242L91 241ZM106 240V242H104ZM108 240V242H107ZM111 240V241H110ZM114 240V241H113ZM117 240V241H116ZM179 240V242H178ZM193 240V241H191ZM235 240L237 242H235ZM243 240V241H241ZM259 240H263L262 242ZM6 241V242H4ZM20 241V242H19ZM28 243H27V242ZM30 241V243H29ZM79 241V242H78ZM84 241V242H82ZM96 241V243H94ZM125 241V242H123ZM175 241V242H174ZM220 241H225V242H220ZM233 243H231V242ZM240 241V243L238 242ZM15 242V243H13ZM25 243V247L24 244ZM71 242V244H70ZM77 242V243H76ZM92 242V243H91ZM112 242V243H111ZM117 242V243H115ZM120 242V243H119ZM155 242V243H154ZM183 242L185 244H183ZM203 242V243H202ZM228 244H227V243ZM236 244H235V243ZM253 242V246L252 245ZM6 243V245H5ZM8 243H10V245H8ZM12 243V244H11ZM17 243H19V248H17ZM22 243V244H21ZM27 243V244H26ZM32 243V244H31ZM59 243V244H58ZM61 243V244H60ZM85 243V244H83ZM94 243V244H93ZM110 243V244H109ZM123 243V244H122ZM126 243V244H125ZM188 243V244H187ZM212 243V244H211ZM220 243V245H219ZM238 243V244H237ZM256 243V244H255ZM262 245H260V244ZM4 244V245H3ZM14 244V245H13ZM21 244V245H20ZM31 244V245H30ZM34 244V245H33ZM40 244V245H39ZM89 244V245H88ZM98 246H96V245ZM100 244V245H99ZM116 247H115V245ZM121 244V245H120ZM157 244V245H156ZM161 244V245H159ZM217 244V245H215ZM244 244V245H243ZM259 246H258V245ZM71 245V246H70ZM92 245H94L92 247ZM110 245L112 246L110 248ZM120 245V246H119ZM125 247H123V246ZM129 247H128V246ZM173 245V246H172ZM183 245V246H182ZM197 245V246H196ZM219 245V246H218ZM253 248V250L250 248ZM10 248H9V247ZM16 248H15V247ZM32 246V247H31ZM57 246V247H56ZM74 246V247H73ZM84 246L86 250L84 249ZM104 246H107V248H105ZM164 246V247H163ZM170 246V247H169ZM182 246V247H181ZM186 246V247H185ZM206 246V247H205ZM233 246V247H230ZM242 246V247H241ZM245 246V247H244ZM5 247V248H3ZM14 247V248H13ZM20 247H23L20 249ZM27 247V249H26ZM42 247V248H41ZM54 247V248H53ZM62 247V248H61ZM66 247V248H65ZM90 247V248H89ZM92 247V248H91ZM99 247V248H98ZM115 247V250H114ZM120 247V248H119ZM149 247V248H148ZM169 247V248H168ZM176 247V248H175ZM205 248H207L206 251ZM205 247V248H204ZM223 247V248H222ZM238 247V248H237ZM257 247V249H256ZM259 247V248H258ZM9 249V251L6 250ZM53 250H52V249ZM56 248V249H55ZM59 248H61L59 250ZM65 248V249H64ZM69 248V249H68ZM73 248V249H71ZM75 248H78V250L81 248L84 251V253L82 252H78V250H76ZM88 248V250H87ZM107 250H105V249ZM118 248V249H116ZM121 248L123 250H121ZM129 248V249H128ZM151 248V249H150ZM165 248V249H164ZM183 248V249H182ZM192 248V249H191ZM209 248H212L211 250H209ZM233 248V249H232ZM235 248V249H234ZM245 248V250H244ZM4 249V250H2ZM26 249V250H25ZM30 251H29V250ZM37 249V251H36ZM64 249V250H63ZM96 249V250H95ZM149 249V251H148ZM155 249V250H154ZM158 249V250H157ZM182 249V250H181ZM190 249V250H189ZM200 249V250H199ZM216 251H215V250ZM218 249V250H217ZM229 251H228V250ZM248 249V250H246ZM16 250V251H15ZM23 252V253H20ZM31 250H33L31 252ZM44 250V251H42ZM57 252L59 253H56ZM59 250V251H58ZM63 250V251H62ZM72 250V252H71ZM74 250V254L72 255ZM94 250V251H93ZM101 250V252H100ZM156 252H154V251ZM170 252H169V251ZM190 252H189V251ZM195 250V251H194ZM202 250V251H201ZM232 250V252H231ZM235 250V251H234ZM252 250V251H251ZM3 251V252H2ZM18 251V252H17ZM27 251V252H26ZM41 251V252H40ZM67 251V252H66ZM86 251V252H85ZM89 251V254H87ZM96 251L98 252L97 254ZM103 251L105 253H103ZM121 251V253H120ZM125 251V252H123ZM153 251V252H152ZM177 251V252H176ZM239 251V252H238ZM245 251V252H244ZM259 251V252H257ZM31 252V253H30ZM44 252V254H43ZM69 252V253H68ZM93 254H92V253ZM107 252V253H106ZM111 252V253H110ZM114 252V253H113ZM181 252V253H180ZM195 252V253H194ZM201 252H202V256H201ZM226 252V253H225ZM236 252V253H235ZM238 252V253H237ZM250 252H253L254 254H250ZM6 253V254H5ZM10 253H12L13 255H11ZM18 253V254H17ZM35 253V254H34ZM42 253V254H41ZM62 253H64L65 255H63ZM67 253V254H66ZM71 253V254H70ZM78 253V254H77ZM101 253V254H100ZM103 253V254H102ZM167 253V254H166ZM183 253V254H182ZM210 253V254H208ZM219 253V254H218ZM222 253V254H221ZM260 253V254H259ZM15 254L17 255L15 256ZM25 254V255H24ZM27 254V256H26ZM30 254V256H29ZM39 254V255H38ZM56 254V256L54 255ZM59 254V255H58ZM62 254V255H61ZM70 254V255H69ZM77 254V255H76ZM86 257H84V255ZM87 254V255H86ZM108 254V255H107ZM116 254V255H115ZM123 254H127V257H123L125 255ZM171 254V255H170ZM177 254V255H176ZM180 254V255H179ZM182 254V255H181ZM200 254V255H199ZM256 254V255H255ZM259 254V255H258ZM4 255V256H3ZM9 258L6 257V256ZM23 255V256H22ZM34 255V256H33ZM44 255V256H43ZM53 259V263H52V259H50V256ZM79 255V256H78ZM90 255V256H89ZM94 258H93V256ZM113 255L115 256V258L113 257ZM119 255V257H118ZM132 255V256H131ZM157 255V256H156ZM161 255V256H160ZM168 257H167V256ZM176 255V256H175ZM185 255V257H184ZM199 255V256H198ZM225 255V256H224ZM239 255V256H237ZM244 255V257H242ZM247 255V257H246ZM15 256V258L13 257ZM20 256V257H19ZM24 260H23V258ZM41 256V257H39ZM92 256V258H91ZM96 256V259H95ZM106 256V257H105ZM109 258H108V257ZM130 256V258H128ZM160 256V257H159ZM166 258H165V257ZM173 258H171V257ZM180 256V257H179ZM188 256V257H187ZM241 256V257H240ZM249 256V258H248ZM257 256L259 258H257ZM11 257V259H10ZM32 257H34V261L32 259ZM37 257V259H36ZM48 257V259H47ZM66 257V259H65ZM88 257V259H87ZM98 257V258H97ZM102 257V259L100 258ZM105 257V258H104ZM117 257V259H116ZM137 259H136V258ZM153 257V258H152ZM155 257V258H154ZM162 257H164V259H162ZM183 257V258H182ZM200 257V258H199ZM228 257V258H227ZM230 257V258H229ZM236 257V258H235ZM254 257H256L254 259ZM17 258V259H16ZM22 260H21V259ZM27 261H25L26 259ZM29 258V259H28ZM32 260H31V259ZM74 260V262H72V259ZM75 258V259H74ZM80 258H82L81 260H79ZM86 258V259H85ZM104 258V259H103ZM133 260H132V259ZM162 260H160V259ZM197 258V259H196ZM240 258L242 261H240ZM250 258H252L253 260H251ZM43 259V260H42ZM47 261H45V260ZM59 259V260H58ZM63 259H65L63 262ZM71 259V261H70ZM91 259V260H90ZM106 259V260H105ZM108 259V260H107ZM110 259V261H109ZM126 259V261H125ZM131 260L129 262V260ZM153 259V260H152ZM171 259V260H170ZM176 259V260H174ZM178 259V261H177ZM182 259V260H181ZM218 259V260H217ZM225 259V260H224ZM246 259V260H245ZM2 260V261H1ZM16 260V261H15ZM21 260V262H20ZM39 260L41 262H39ZM57 260V261H56ZM62 260V261H61ZM69 260V263H68ZM96 262H95V261ZM112 260V261H111ZM137 260V261H135ZM160 260V261H159ZM204 260V261H203ZM238 260V261H237ZM249 260V261H248ZM258 262H257V261ZM260 260H262L261 263ZM6 263H5V262ZM13 261V262H11ZM23 261V262H22ZM29 261V262H28ZM55 261V262H54ZM61 263H60V262ZM98 261V262H97ZM101 261V262H100ZM115 261V262H113ZM119 261V262H118ZM134 261V262H133ZM151 263H150V262ZM177 261V262H176ZM182 263H181V262ZM206 261V262H205ZM230 261V263H229ZM8 262V263H7ZM11 262V263H10ZM82 262V263H81ZM85 262V263H84ZM89 262V263H87ZM93 262V263H92ZM95 262V263H94ZM113 262V263H111ZM132 262V263H131ZM146 262V263H144ZM148 262V263H147ZM156 262V263H155ZM188 262V263H187ZM208 262V263H207ZM239 262V263H238ZM251 262V263H249Z\"/></svg>",
  "mask_w": 264,
  "mask_h": 264
},
{
  "label": "bare ground",
  "instance_id": "obj_2",
  "mask_svg": "<svg viewBox=\"0 0 264 264\" xmlns=\"http://www.w3.org/2000/svg\"><path fill=\"white\" fill-rule=\"evenodd\" d=\"M8 1H9V0H8ZM17 1H18V0H17ZM26 1H27V0H26ZM35 1H36V0H35ZM49 1H50V0H49ZM78 1H80V0H78ZM148 1H149V0H148ZM152 1H154V0H151V2H152ZM155 1H156V0H155ZM171 1H173V0H171ZM186 1H187V0H186ZM186 1H185V2H186ZM188 1H189V0H188ZM198 1H199V0H198ZM203 1H204V2H202V3L200 2V4H199L198 6H196V7H195V6H192V7H195L196 9H198V11L201 12V15H202V12L207 13L208 10H209V8L204 9L203 5H204V3H205L206 0H203ZM241 1H242V0H240V2H241ZM248 1H249V0H248ZM248 1H247V2H248ZM251 1H252V0H251ZM255 1H258V0H255ZM260 1H261V0H260ZM263 1H264V0H263ZM13 2L16 3L15 0H14ZM20 2H21V1H20ZM36 2H37V1H36ZM55 2H56V0H55ZM55 2H54V3H55ZM86 2H87V1H85V3H86ZM89 2H90V1H89ZM92 2H93V1H92ZM94 2H95V1H94ZM114 2H115V1H114ZM114 2H112V3H114ZM144 2H145V1H144ZM149 2H150V1H149ZM160 2L162 3V1H160ZM164 2H166V1H164ZM169 2H170V1H169ZM189 2H190V1H189ZM189 2H186V3H188V5H189ZM195 2H196V1H195ZM223 2H224V1H222L221 3H223ZM229 2H230V1H229ZM232 2L234 3V1H232ZM235 2H236V1H235ZM237 2H238V0H237ZM237 2H236V3H237ZM258 2H259V1H258ZM6 3H7V2H6ZM15 3H14V4H15ZM18 3H19V1H18ZM59 3H62V2L60 1ZM63 3H64V2H63ZM90 3H91V2H90ZM155 3H156V2H155ZM183 3H184V1H183ZM218 3H219V2H218ZM227 3H228V2H227ZM242 3H244V2H242ZM259 3H260V2H259ZM19 4H20V3H19ZM38 4H39V1H38ZM82 4H83V3H82ZM82 4H81V5H82ZM131 4H132V3H131ZM136 4H137V2H136ZM143 4H144V3H143ZM148 4H149V3H148ZM193 4H194V3H193ZM225 4H226V3H225ZM230 4H231V2H230ZM230 4H228V5H230ZM234 4H235V3H234ZM237 4H239V3H237ZM246 4H247V3H246ZM249 4H250V3H249ZM252 4H253V3H252ZM260 4H261V3H260ZM2 5H3V4H2ZM6 5H7V4H6ZM10 5H11V4H10ZM23 5H24V4H23ZM26 5H27V4H26ZM56 5H57V4H56ZM62 5L64 6V4H62ZM67 5H68V4H67ZM140 5H141V4H140ZM184 5L186 6V4H184ZM191 5H192V4H191ZM220 5H221V4H220ZM228 5H225V7L228 6ZM231 5H232V4H231ZM240 5H241V7H243L242 4H240ZM243 5H245V4H243ZM254 5H255V4H254ZM7 6H8V5H7ZM7 6H6V7H7ZM18 6H19V5H18ZM18 6H17V7H18ZM21 6H22V4H21ZM21 6H19V7H21ZM34 6H35V4H34ZM68 6H69V5H68ZM87 6H88V5H87ZM87 6H86V7H87ZM128 6H129V5H128ZM130 6H132V5H130ZM146 6H147V5H146ZM146 6H145V7H146ZM148 6H149V5H148ZM207 6H208V5H207ZM209 6H210V5H209ZM209 6H208V7H209ZM214 6H215V5H214ZM256 6H259V5H256ZM39 7H40V6H39ZM39 7H38V8H39ZM51 7H52V6H51ZM55 7H56V6H55ZM58 7H60V5H58ZM65 7H66V6H65ZM69 7H70V6H69ZM90 7H93V6H90ZM95 7H96V6H95ZM133 7H134V6H133ZM141 7H142V6H141ZM181 7H182V6H181ZM210 7H211V6H210ZM219 7H220V6H219ZM228 7H229V6H228ZM250 7H251V6H250ZM0 8H2V7H0ZM7 8H8V7H7ZM23 8H24V6H23ZM23 8H22V9H23ZM32 8L35 9V7H33V6H32ZM60 8H61V7H60ZM63 8H64V7H63ZM66 8L68 9V7H66ZM73 8H75V7H73ZM87 8H88V7H87ZM127 8H128V7H127ZM129 8H130V7H129ZM222 8H223V7H222ZM238 8H239V5H238ZM5 9H6V8H5ZM5 9L2 8V10H3L4 13H6V12L4 11ZM12 9H13V8H12ZM36 9H37V7H36ZM57 9H58V8H57ZM67 9H66V11H67ZM82 9H83V8H82ZM132 9H133V8H132ZM132 9H131V10H132ZM186 9H187V8H186ZM191 9H192V8H191ZM227 9H228V8H227ZM239 9H241V8H239ZM244 9H245V8H244ZM8 10H9V9H8ZM15 10H17V9H15ZM15 10H14V13L16 12ZM47 10H48V9H47ZM47 10H46V11H47ZM50 10H51V9H50ZM54 10H55V9H54ZM59 10H60V9H59ZM69 10H71V7H70ZM69 10H68V12H69ZM126 10H129V9H126ZM143 10H145V9H143ZM188 10H190V8H189ZM218 10H219V9H218ZM221 10H224V8L221 9ZM234 10H235V8H234ZM234 10H233V11H234ZM29 11H30V16H31V12H32V11H31V10H29ZM37 11H38V9H37ZM56 11H57V10H56ZM63 11H64V10H63ZM146 11H147V10H146ZM226 11H227V10H226ZM17 12H18V11H17ZM17 12H16V13H17ZM19 12H21V11H19ZM27 12H28V11H27ZM43 12H44V11H43ZM75 12H76V11H75ZM77 12H78V10H77ZM123 12H125V11H123ZM130 12H131V11H130ZM132 12H133V10H132ZM132 12H131V13H132ZM140 12H141V11H140ZM218 12H219V11H218ZM218 12H217V15L220 13V12H219V13H218ZM222 12H223V11H222ZM222 12H221V13H222ZM228 12H229V10H228ZM262 12H263V11H262ZM262 12H261V13H262ZM4 13H3V15H5ZM36 13H37V12H36ZM57 13H58V11H57ZM59 13H61V12H59ZM64 13H65V12H64ZM66 13H67V12H66ZM147 13H148V12H147ZM189 13H190V11H189ZM189 13H188V15H189ZM209 13H210V15H211V12H209ZM213 13H214V14H213ZM225 13H226V12H225ZM234 13H235V12H234ZM258 13H259V12H258ZM1 14H2V13H1ZM6 14H7V13H6ZM10 14H12V12H11ZM27 14H28V13H27ZM45 14H46V13H45ZM45 14H43V15L45 16ZM48 14H50V13H48ZM61 14H63V13H61ZM76 14H79V13H76ZM126 14H127V13H126ZM185 14H186V13H185ZM191 14H192V12H191ZM212 14H213V15H216L215 12H213V11H212ZM222 14H223V13H222ZM228 14H229V13H228ZM232 14H233V13H232ZM236 14H237V12H236ZM32 15H33V14H32ZM46 15H47V14H46ZM53 15H55V13H54ZM120 15H121V14H120ZM196 15H198V14H196ZM219 15H220V14H219ZM226 15H227V14H226ZM233 15H234V14H233ZM238 15H239V14H238ZM262 15H263V14H262ZM20 16H21V13H20ZM20 16H19V17H20ZM36 16H37V15H36ZM50 16H51V15H50ZM67 16H68V15H67ZM67 16L65 15V17H67ZM71 16H72V15H71ZM71 16H70V17H71ZM125 16H126V15H125ZM125 16H123V17H125ZM127 16H128V15H127ZM129 16H130V15H129ZM198 16H199V15H198ZM203 16H204V15H203ZM205 16H206V15H205ZM205 16H204V17H205ZM211 16H212V15H211ZM211 16H208L209 19H210ZM243 16H245V14H244ZM255 16H256V15H255ZM257 16H260V14L257 15ZM263 16H264V15H263ZM16 17H17V16H16ZM16 17H15V18H16ZM27 17H28V16H27ZM32 17H33V16H32ZM38 17H39V14H38L37 18H38ZM42 17H43V16H42ZM73 17H75V16L73 15ZM117 17H118V16H117ZM120 17H121V16H120ZM120 17H119V18H120ZM135 17H136V16H135ZM147 17H148V16H147ZM147 17H146V18H147ZM191 17H193V15H192ZM204 17H203V18H204ZM206 17H207V16H206ZM245 17H246V16H245ZM247 17H248V16H247ZM46 18H47V17H46ZM46 18L44 17V19H46ZM52 18H53V17H52ZM57 18H58V17H57ZM57 18H56V19H57ZM63 18H64V17H63ZM68 18H69V16H68ZM130 18H131V17H130ZM133 18H134V16H133ZM142 18H143V17H142ZM146 18H144V19H146ZM187 18H188V17H187ZM195 18H196V17H195ZM195 18H194V19H195ZM219 18H220V17H219ZM229 18H230V16H229ZM259 18H260V17H259ZM17 19H18V18H17ZM28 19H29V18H28ZM42 19H43V18H42ZM42 19H41V21H42ZM44 19H43V20H44ZM58 19H60V18H58ZM74 19H75V18H73V20H74ZM121 19H122V18H121ZM125 19H126V18H125ZM131 19H132V18H131ZM131 19H129V20H131ZM144 19H143V20H144ZM194 19H193V22H194ZM220 19H221V18H220ZM223 19H225V18H223ZM223 19H221V20H223ZM236 19H237V18H236ZM249 19H250V18H249ZM251 19H253V18H251ZM263 19H264V18H263ZM19 20H22V19L19 18ZM66 20H67V19H66ZM70 20H71V18H70ZM73 20H72V21H73ZM108 20H109V19H108ZM117 20H118V19H117ZM129 20H128V21H129ZM133 20H135V19H133ZM141 20H142V19H141ZM141 20H140V21H141ZM143 20H142V21H143ZM189 20H190V19H189ZM196 20H197V19H196ZM198 20H200V19L198 18ZM198 20H197V21H198ZM228 20H229V19H228ZM228 20H226V21H228ZM232 20H234V17L232 18ZM253 20H255V19H253ZM51 21H52V20H51ZM58 21H59V20H58ZM58 21H57V22H58ZM105 21H106V20H105ZM145 21H146V20H145ZM191 21H192V19H191ZM216 21H217V20H216ZM226 21H224V22H226ZM244 21H245V20H244ZM250 21H251V20H250ZM256 21H257V18H256ZM18 22H21V21H18ZM61 22H62V21H61ZM63 22H64V21H63ZM66 22H67V21H66ZM68 22H69V21H68ZM68 22H67V23H68ZM74 22H75V21H74ZM107 22H108V21H107ZM116 22H117V21H116ZM131 22H132V21H131ZM137 22H138V21H137ZM147 22H149V21H147ZM207 22H208V21H207ZM207 22H206V23H207ZM219 22H220V21H219ZM219 22H218V23H219ZM230 22H231V21H230ZM230 22H229V23H230ZM21 23H22V22H21ZM43 23H44V22H42V24H43ZM45 23H46V21H45ZM105 23H106V22H105ZM109 23H112V22H109ZM109 23H108V24H109ZM122 23H123V21H122ZM142 23H143V22H142ZM229 23H228V24H229ZM242 23H243V22H242ZM255 23H256V22H255ZM9 24H10V23H9ZM11 24H12V23H11ZM11 24H10L9 26H11L12 29H13L14 27H13ZM16 24H17V22H16ZM16 24H15V26H16ZM61 24H63V23H61ZM71 24H72V23H71ZM78 24H79V23H78ZM103 24H104V22H103ZM108 24H107V25H108ZM119 24H120V23H119ZM119 24H118V25H119ZM139 24H140V22H139ZM209 24H210V23H209ZM215 24H217V22H216ZM220 24H221V23H220ZM233 24H234V23H233ZM237 24H238V22H237ZM237 24H236V26H238ZM240 24H241V23H240ZM6 25L8 26V24H6ZM19 25H20V24H19ZM21 25H23V24H21ZM43 25H44V24H43ZM45 25H46V24H45ZM49 25H51V24H49ZM49 25H48V26H49ZM64 25H65V24H64ZM64 25H63V26H64ZM67 25H68V24H67ZM75 25H76V24H75ZM80 25H81V24H80ZM143 25H144V24H143ZM201 25H202V24H200V26H201ZM229 25H230V24H229ZM234 25H235V24H234ZM244 25H245V24H244ZM2 26H3V25H2ZM7 26L4 25V27H7ZM41 26H42V25H41ZM73 26H74V25H73ZM77 26H78V25H77ZM98 26H99V25H98ZM103 26H104V25H103ZM139 26H140V25H139ZM139 26H138V27H139ZM141 26H142V25H141ZM197 26H198V25H197ZM200 26H199V27H200ZM216 26H218V25H216ZM220 26H221V25H220ZM222 26H224V25H222ZM226 26H227V25H226ZM240 26H242V25H239L238 27L240 28ZM247 26H248V23H247ZM247 26H245V27H247ZM17 27H18V25H17ZM39 27H40V26H39ZM45 27H46V26H45ZM45 27H44V28H45ZM66 27H67V26H66ZM68 27H69V25H68ZM68 27H67V28H68ZM71 27H72V25H71ZM78 27H79V26H78ZM107 27H108V26H107ZM120 27H122L123 29H125V27H123V26H120ZM131 27H132V24H131ZM134 27H135V25H134ZM153 27H154V26H153ZM205 27H206V26H205ZM209 27H210V26H209ZM213 27H215V26H213ZM224 27H225V26H224ZM224 27H223V29H224ZM227 27H228V31H231V32H233L234 29H237V28H234V26H232V27H231V26H227ZM21 28H24V27L22 26ZM60 28H61V26H60ZM60 28H59V29H60ZM69 28H70V27H69ZM97 28H98V27H97ZM126 28L128 29L129 26H126ZM249 28H250V26H249ZM252 28H254V27H252ZM15 29H16V28H15ZM19 29H20V28H19ZM38 29H39V28H38ZM47 29H48V28H47ZM47 29H46V30H47ZM50 29H51V28H50ZM99 29H100V28H99ZM108 29H110V28H108ZM127 29H126V30H127ZM130 29H131V28H130ZM140 29H141V28H140ZM153 29H156V28L154 27ZM200 29H201V28H200ZM204 29H205V28H204ZM204 29H203V30H204ZM209 29H210V28H209ZM211 29H212V28H211ZM220 29H221V28H220ZM220 29H218V30H220ZM223 29H222V30H223ZM0 30H1V29H0ZM4 30H6V29H4ZM7 30H8V29H7ZM22 30H23V29H22ZM22 30H21V31H22ZM40 30H41V28H40ZM48 30H49V29H48ZM68 30H69V29H68ZM72 30H73V28H72ZM80 30H81V28H80ZM104 30H105V29H104ZM104 30H103V33H104ZM106 30H107V28H106ZM137 30H138V29H137ZM141 30H142V29H141ZM207 30H208V29H207ZM214 30H215V29H214ZM214 30H213V31H214ZM222 30H220V31H222ZM224 30H225L224 32H226L227 29H224ZM232 30H233V31H232ZM247 30H248V29H247ZM24 31H25V30H24ZM42 31H43V30H42ZM54 31H55V30H54ZM58 31H59V30H58ZM62 31H63V29H62ZM74 31H75V30H74ZM107 31H108V30H107ZM130 31H131V30H130ZM152 31H153V30H152ZM208 31H209V30H208ZM249 31H250V30H249ZM1 32H2V30H1ZM19 32H20V31H19ZM19 32H18V33H19ZM47 32H48V31H47ZM59 32H60V31H59ZM64 32H65V31H64ZM132 32H134V30H133ZM139 32H140V31H139ZM141 32H142V31H141ZM194 32H197V30H195ZM252 32H253V31H252ZM18 33H17V34H18ZM22 33H23V32H22ZM28 33H29V32H28ZM41 33H43V32H41ZM41 33H40L39 35L43 36ZM49 33L52 34V32H50V31H49ZM108 33H111V32H108ZM119 33H120V32H119ZM121 33H122V32H121ZM121 33H120V35L123 36V34H121ZM186 33H187V32H186ZM189 33L192 34V32H189ZM210 33H211V32H210ZM217 33H218V32H217ZM217 33H216V35H218ZM220 33H221V32H220ZM248 33H249V32H248ZM248 33H247V34H248ZM254 33H255V32H254ZM1 34H2V33H1ZM7 34H8V33H7ZM12 34H13V33H12ZM26 34H27V33H26ZM29 34H30V33H29ZM32 34H33V33H32ZM44 34H45V36H46L47 33L45 32ZM51 34H49V35L51 36ZM56 34H57V33H56ZM66 34H67V33H66ZM112 34H114V33H112ZM112 34H111V35H112ZM115 34H116V33H115ZM154 34H155V33H154ZM206 34H208L207 36L210 37L208 32H207ZM211 34H212V33H211ZM228 34H229V33H228ZM234 34H235V33H234ZM2 35H4V39H5V34L3 33ZM22 35H23V34H22ZM27 35H28V34H27ZM35 35H36V34H35ZM77 35H78V34H77ZM77 35H76V36H77ZM102 35H103V34H102ZM104 35H105V34H104ZM128 35H131V34H128ZM168 35H170V34H168ZM198 35H199V34H198ZM214 35H215V34H214ZM214 35H213V36H214ZM222 35H223V37L226 36V35H224L223 33H222ZM222 35H220V36H222ZM249 35H250V34H249ZM12 36H13V35H12ZM20 36H21V34L19 35V37H20ZM24 36H25V35H24ZM37 36H38V35H37ZM41 36H40V37H41ZM52 36L54 37L55 35H52ZM109 36H110V35H109ZM136 36H137V35H136ZM162 36H163V35H162ZM188 36H189V35H188ZM193 36H194V35H193ZM196 36H197V35H196ZM227 36H228V35H227ZM227 36H226V38H227ZM236 36H237V35H236ZM252 36H253V35H252ZM7 37H8V36H7ZM14 37H15V35H14ZM28 37H30V35H29ZM35 37H36V36H34V38H35ZM53 37H51V39L48 38L47 40L50 39L51 42H54V41H52V38H53ZM78 37H79V36H78ZM100 37H101V36H100ZM100 37H99V38H100ZM103 37H104V36H103ZM118 37H119V36H118ZM155 37H156V36H155ZM177 37H178V35H177ZM184 37H185V36H184ZM189 37H191V36H189ZM197 37H199V36H197ZM214 37H215V36H214ZM230 37H233V36H230ZM0 38H1V37H0ZM15 38H16V37H15ZM24 38H25V37H24ZM32 38H33V37H32ZM32 38H31L30 40H33ZM37 38H38V37H37ZM42 38H43V37H42ZM110 38H112V37H110ZM121 38H122V41L125 40V38H123V37H121ZM144 38H145V37H143V39H144ZM206 38H207V37H206ZM216 38L218 39L219 37L216 36ZM248 38L251 39L250 36H249ZM1 39H2V38H1ZM1 39H0V40H1ZM4 39H3V40H4ZM16 39H17V38H16ZM28 39H29V38H28ZM38 39H39V38H38ZM38 39H37V40H38ZM43 39L45 40V38H43ZM43 39L40 38V41L43 40ZM53 39H54V38H53ZM62 39H63V38H62ZM100 39H101V38H100ZM100 39H99V40H100ZM150 39H151V38H150ZM173 39H174V36H173ZM175 39H176V38H175ZM186 39H187V38H186ZM190 39H192V38H190ZM197 39H198V38H197ZM197 39H196V40H197ZM209 39H210V38H209ZM222 39H223V38H222ZM222 39L220 40V42H222ZM231 39H232V38H231ZM26 40H27V38H26ZM55 40L57 41V38H55ZM82 40H83V39H82ZM112 40H114V39H112ZM118 40H119V39H118ZM132 40H133V39H132ZM168 40H169V39H168ZM233 40H234V39H233ZM236 40H237V39H236ZM239 40H240V39H239ZM239 40H237V41H239ZM246 40L248 41V39H246ZM246 40L244 39V41H246ZM253 40H254V39H253ZM257 40H258V39H257ZM13 41H14V40H13ZM13 41H12V42H13ZM21 41H22V40H21ZM21 41H20V42H21ZM40 41H39V42H40ZM92 41H93V40H92ZM92 41H90V42L92 43ZM94 41H98V40H94ZM105 41H106V40H105ZM114 41H115V40H114ZM114 41H113V42H114ZM178 41H179V39H178ZM184 41H185V39H184ZM194 41H195V40H194ZM210 41H211V40H210ZM210 41H209V43H211ZM254 41L256 42V40H254ZM254 41H253V42H254ZM259 41H260V40H259ZM5 42H6V41H5ZM35 42H36V39H35ZM60 42H61V41H60ZM78 42H80V41L78 40ZM113 42H112V43H113ZM116 42H117V41H116ZM153 42H154V41H153ZM175 42H176V41H175ZM200 42H201V40H200ZM214 42H215V41H214ZM218 42H219V40H218ZM249 42H250V41H248V43H249ZM251 42H252V40H251ZM3 43H4V42L2 41V44H3ZM6 43H8V42H6ZM6 43H5V44H6ZM15 43H16V41H15ZM18 43H19V41H18ZM21 43H22V42H21ZM29 43H30V41H29ZM41 43H42V42H41ZM41 43H39L38 45H40ZM45 43H47V41H45ZM48 43H49V42H48ZM48 43L45 44V45H48ZM54 43H57V42H54ZM93 43H95V42H93ZM98 43H99V42H98ZM121 43H122V42H121ZM154 43H155V42H154ZM167 43L169 44V42H167ZM171 43H172V42H171ZM171 43H170V45H171ZM180 43H183V42L180 41ZM186 43H187V42H186ZM224 43H227V42L225 41ZM246 43H247V42H246ZM248 43H247V44H248ZM257 43H258V42H257ZM259 43H260V42H259ZM8 44H9V43H8ZM16 44H17V43H16ZM43 44H44V43H43ZM51 44H52V43H51ZM72 44H73V43H72ZM100 44H101V43H100ZM100 44H99V45H100ZM118 44H119V43H118ZM118 44H117V45H118ZM130 44H132V43L130 42ZM144 44H146V43H144ZM144 44H142V45H144ZM150 44H151V43H150ZM172 44H173V43H172ZM195 44H196V43H195ZM207 44H208V43H207ZM215 44L217 45V43H215ZM218 44H219V43H218ZM244 44H245V43H244ZM247 44H246V45H247ZM260 44L263 45V43H260ZM11 45H12V43H11ZM36 45H37V44H36ZM95 45H96V43H95ZM112 45H113V44H112ZM114 45H115V43H114ZM117 45H116V46H117ZM174 45H176V44H174ZM174 45H173V46H174ZM178 45H179V44H178ZM178 45H176V46H178ZM186 45H187V44H186ZM198 45L200 46V44H198ZM201 45H202V44H201ZM205 45H206V44H205ZM208 45H209V44H208ZM219 45H221V44H219ZM240 45H241V44H240ZM240 45H239V46H240ZM253 45H254V44H253ZM15 46H16V45H15ZM20 46H21V45H20ZM20 46H19V47H20ZM31 46H32V45H31ZM34 46H35V44H34ZM48 46H49V45H48ZM61 46H62V45H61ZM96 46H98V45H96ZM106 46H107V45H106ZM125 46H126V45H125ZM145 46H146V45H145ZM154 46H155V45H154ZM168 46H169V45H167V47H168ZM184 46H185V45H184ZM203 46H204V45L201 46V49H202ZM212 46H213V45H212ZM212 46H211L210 48H212ZM226 46H227V45H226ZM248 46H249V48H250V45H249V44H248ZM6 47H7V46H6ZM39 47H42V46H39ZM49 47H50V46H49ZM70 47H71V46H70ZM80 47L82 48L83 45L80 46ZM85 47H86V45H85ZM129 47H130V45H129ZM148 47H149V46H148ZM179 47H180V46H179ZM187 47H188V46H187ZM190 47H191V46H190ZM241 47H242V46H241ZM251 47H252V46H251ZM254 47H255V45H254ZM256 47H258V46H256ZM259 47H261V46H259ZM259 47H258V48H259ZM28 48L30 49V47H28ZM28 48H27V49H28ZM34 48L36 49V47H34ZM43 48H44V47H43ZM51 48H52V45H51ZM87 48H88V47H87ZM91 48H92V46H91ZM91 48H89V49H91ZM93 48H94V47H93ZM93 48H92V49H93ZM109 48H110V47H109ZM113 48H114V47H113ZM163 48H164V47H163ZM163 48H162V49H163ZM183 48H184V47H183ZM197 48H198V46H197ZM208 48H209V47H208ZM208 48H207V49H208ZM215 48H216V47H215ZM232 48H233V47H232ZM234 48H235V47H234ZM234 48H233V49H234ZM246 48H248V47H246ZM249 48H248V49H249ZM261 48H262V47H261ZM6 49H7V48H6ZM6 49H5V50H6ZM29 49H28V50H29ZM35 49H33V50H35ZM37 49H38V48H37ZM89 49H88V50H89ZM111 49H112V46H111ZM116 49H117V47H116ZM118 49H119V48H118ZM118 49H117V50H118ZM151 49H152V48H151ZM154 49H155V48H154ZM162 49H161V50H162ZM166 49H168V48H166ZM166 49H165V50H166ZM169 49H170V47H169ZM169 49H168V50H169ZM180 49H181V48H180ZM191 49H192V48H191ZM199 49H200V47H199ZM248 49H247V50H248ZM0 50H2V49H0ZM5 50H4V51H5ZM56 50H58V49H56ZM65 50H66V49H65ZM76 50H77V49H76ZM106 50H107V49H106ZM112 50H113V49H112ZM112 50H111V51H112ZM155 50H156V49H155ZM181 50H182V49H181ZM185 50H188V49H185ZM189 50H190V49H189ZM215 50H216V49H215ZM240 50H241V49H240ZM253 50H255V48H254ZM261 50H262V49H261ZM7 51H9V50H7ZM26 51H27V50H26ZM41 51H43V50H41ZM45 51H46V50H45V48H44V51H43V52H45ZM47 51L49 52V50H47ZM63 51H64V50H63ZM108 51H109V50H108ZM114 51H115V50H114ZM127 51H128V50H127ZM131 51H132V50H131ZM171 51H172V50H171ZM182 51H183V50H182ZM191 51H192V50H191ZM196 51H197V50H196ZM203 51H204V50H203ZM219 51H220V49H219ZM227 51H228V50H227ZM229 51H230V50H229ZM249 51H250V50H248V52H249ZM29 52H30V55H31V51H28V54H29ZM33 52H34V51H33ZM33 52H32V53H33ZM48 52H47V53H48ZM76 52H78V51H76ZM83 52H84V49H83ZM94 52H95V50H94ZM99 52H100V51H99ZM101 52H102V51H101ZM101 52H100V54H101ZM122 52H125V53L127 54L126 51H122ZM128 52H130V50H129ZM153 52H155V51H153ZM162 52H163V51H162ZM176 52H177V51H176ZM183 52H185V51H183ZM207 52H208V51H207ZM209 52H210V51H209ZM253 52L255 53V51H253ZM256 52H258V51H256ZM260 52H261V51H260ZM41 53H42V52H41ZM47 53H46V55H48ZM55 53H56V52H55ZM63 53H64V52H63ZM74 53H75V52H74ZM78 53H82V50H81V52H78ZM87 53H89V52H87ZM136 53H137L136 55H138V54H139V51H137ZM141 53H143V52H141ZM163 53H164V52H163ZM199 53H201V52L199 51ZM212 53H213V52H212ZM218 53H219V56H220L221 51H220V52H217V54H218ZM6 54H7V52H6ZM26 54H27V52H26ZM35 54H36V53H35ZM61 54H62V53H61ZM64 54H65V53H64ZM75 54H76V53H75ZM108 54H109V53H108ZM114 54H115V53H114ZM133 54H135V52H133ZM133 54H132V55H133ZM167 54H168V53H167ZM172 54H173V53H172ZM190 54H191V53H190ZM190 54H189V55H190ZM215 54H216V52H215ZM236 54H237V53H236ZM242 54H243V52H242ZM242 54H241V55H242ZM258 54H259V53H258ZM0 55H1V54H0ZM2 55H3V53H2ZM7 55H9V54H7ZM42 55H43V54H42ZM44 55H45V53H44ZM52 55H53V54H52ZM55 55H56V54H55ZM59 55H60V53H59ZM59 55H58V56H59ZM70 55H72V54H70ZM77 55H78V54H77ZM77 55H76V56H77ZM81 55H82V54H81ZM129 55H131V54H129ZM159 55L161 56V54H159ZM162 55H163V54H162ZM202 55H203V54H202ZM206 55H207V54H206ZM247 55H248V53H247ZM253 55H255V54H253ZM262 55H264V51H263V54H262ZM4 56H5V53H4ZM33 56H34V54H33ZM53 56H54V55H53ZM53 56H52V57H53ZM72 56H73V55H72ZM78 56H79V55H78ZM163 56H164V55H163ZM173 56H174V55H173ZM186 56H187V55H186ZM194 56H195V55H194ZM204 56H205V55H204ZM213 56H214V55H213ZM227 56H228V54H227ZM238 56H240V55H238ZM249 56H250V55H249ZM5 57H6V56H5ZM5 57H4V58H5ZM8 57H9V56H8ZM31 57H32V55H31ZM34 57H35V56H34ZM37 57H38V56H37ZM54 57H55V56H54ZM54 57H53V58H54ZM56 57H57V55H56ZM62 57H64V56H62ZM62 57H61V58H62ZM82 57H84V56H82ZM82 57H81V59H82V60L84 59L83 61H85V59L87 58L86 56H85L86 58H82ZM91 57H93V56H91ZM96 57H97V54H96ZM99 57H100V56H99ZM106 57H108V56H106ZM119 57H120V56H119ZM122 57H125V56L122 55ZM165 57H167V56H165ZM176 57H177V55H176ZM176 57H175V59H176ZM181 57H182V56H181ZM209 57H210V56H209ZM225 57H226V54H225ZM250 57H252V56H250ZM255 57H257V56H255ZM29 58H30V57H29ZM42 58H44V56H43ZM45 58H46V57H45ZM49 58H50V57H49ZM49 58H48V59H49ZM74 58H75V57H74ZM100 58H101V57H100ZM112 58H113V56H112ZM115 58H118V57H115ZM126 58H127V57H126ZM142 58H143V57H142ZM171 58H172V57H171ZM173 58H174V57H173ZM173 58H172V59H173ZM179 58H180V57H179ZM186 58H188V57H186ZM186 58H183V59H186ZM189 58H190V57H189ZM189 58H188V60H191V59H189ZM191 58H192V57H191ZM210 58H211V57H210ZM218 58H221V57H218ZM239 58H240V57H239ZM253 58H254V57H253ZM258 58H259V56H258ZM34 59H35V58H34ZM57 59H58V58H57ZM62 59H63V58H62ZM68 59H69V58H68ZM77 59H78V58H77ZM79 59H80V56H79ZM79 59H78V62H79ZM81 59H80V60H81ZM89 59H90V58H89ZM89 59H88V60H89ZM103 59H104V58H103ZM103 59H102V60H103ZM161 59H162V58H161ZM166 59H167V58H166ZM204 59H205V58H204ZM222 59H224V61H225L224 55H223V58H222ZM259 59H260V58H259ZM39 60H40V59H39ZM43 60H44V59H43ZM51 60H52V58H51ZM51 60H50V61H51ZM75 60H76V59H75ZM82 60H81V61H82ZM88 60H87V61H88ZM104 60H105V59H104ZM108 60H109V59H108ZM111 60H112V59H111ZM115 60H116V59H115ZM122 60H123V59H122ZM136 60L138 61V59H136ZM140 60H141V59H140ZM140 60H139V61H140ZM143 60H144V59H143ZM154 60H155V59H154ZM154 60H153V61H154ZM156 60H157V58H156ZM167 60H168V59H167ZM179 60H180V59H179ZM196 60H197V59H196ZM212 60H213V59H212ZM220 60H221V59H220ZM220 60H219V61H220ZM251 60H252V59H251ZM254 60H255V59H253V61H254ZM256 60H257V59H256ZM40 61H41V60H40ZM48 61H49V60H48ZM52 61H53V60H52ZM67 61H68V60H67ZM116 61H118V60H116ZM139 61H138V62H139ZM157 61H159V59H158ZM160 61H161V60H160ZM170 61H171V60H170ZM184 61H185V60H184ZM197 61H198V60H197ZM213 61H214V60H213ZM221 61H222V60H221ZM227 61H228V59H227ZM249 61H250V60H249ZM258 61H259V60H258ZM263 61H264V60H263ZM38 62H39V61H38ZM42 62H43V61H42ZM45 62H46V61H45ZM61 62L63 63L64 61H63V60L60 61V65L62 64ZM78 62H77V63H78ZM105 62H106V61H105ZM112 62H113V60H112ZM119 62H120V61H119ZM150 62H151V60H150ZM165 62H166V60H165ZM177 62H178V59H177ZM204 62H205V61H204ZM204 62H203V63H204ZM207 62H208V60H207ZM239 62H240V61H239ZM247 62H248V61H247ZM251 62H252V61H251ZM55 63H57V62H55ZM55 63H54V64H55ZM66 63H67V62H66ZM72 63H73V62H72ZM84 63H85V62H84ZM135 63H136V61H135ZM153 63L155 64V62H153ZM171 63H172V61L169 62V65H171ZM178 63H179V62H178ZM183 63H185V62H182V64H183ZM188 63H189V62H188ZM200 63H201V62H200ZM236 63H237V61H236ZM259 63H260V62H259ZM16 64H17V66H18V63H16ZM20 64H21V63H19V65H20ZM24 64H26V63H24ZM35 64H36V63H35ZM42 64H44V66H45V63H42ZM42 64H41V65H42ZM46 64H47V63H46ZM51 64H52V63H51ZM58 64H59V63H58ZM64 64H65V63H64ZM75 64H76V63H75ZM75 64H70V65H75ZM80 64H81V63H80ZM87 64H88V63H87ZM139 64L141 65V62H140ZM156 64H157V63H156ZM159 64H161V62H160ZM173 64H174V63H173ZM190 64H191V63H190ZM193 64H194V63H193ZM204 64H205V63H204ZM208 64H209V63H208ZM210 64H211V63H210ZM221 64H222V63H221ZM225 64H226V63H225ZM237 64L239 65V63H237ZM241 64H242V63H241ZM248 64H249V62H248ZM263 64H264V63H263ZM27 65H28V64H27ZM39 65H40V64H39ZM49 65H50V64H49ZM49 65H48V67H49ZM85 65H86V64H85ZM85 65H84V66H85ZM132 65H135V64H132ZM151 65H152V64H151ZM175 65H177V64H175ZM175 65H171V66H175ZM179 65H180V63H179ZM179 65H178V66H179ZM219 65H220V62H219ZM235 65H236V64H235ZM257 65H258V64H257ZM260 65H261V63H260ZM20 66H21V65H20ZM22 66H23V64H22ZM22 66H21V67H22ZM25 66H26V65H25ZM52 66H53V65H51V67H50L51 69H52ZM62 66H64V65H62ZM68 66H69V65H68ZM80 66H81V65H80ZM86 66H87V65H86ZM121 66H122V65H121ZM153 66H154V65H153ZM159 66H160V65H159ZM167 66H168V65H167ZM187 66H188V65H187ZM204 66H205V65H204ZM204 66H203V67H204ZM18 67H19V66H18ZM23 67H24V66H23ZM29 67H31V66H29ZM45 67H46V66H45ZM48 67H46V68L48 69ZM131 67H132V66H131ZM131 67H129V68H131ZM133 67H135V66H133ZM133 67H132V68H133ZM143 67H144V66H143ZM188 67H189V66H188ZM207 67H208V66H207ZM211 67H212V66H211ZM225 67H226V66H225ZM228 67H229V66H228ZM14 68L16 69V65H15ZM14 68L12 67L10 70H14ZM25 68H27V67H25ZM32 68H33V67H32ZM54 68H55V65H54ZM57 68H58V67H57ZM66 68H67V65H66ZM73 68H74V67H73ZM77 68H78V67H77ZM147 68H149V67H147ZM150 68H151V67H150ZM150 68H149V69H150ZM152 68H153V67H152ZM162 68H163V67H162ZM165 68H166V66H165ZM169 68H170V66H169ZM179 68H180V67H179ZM212 68H213V67H212ZM212 68H211V69H212ZM232 68H233V67H232ZM18 69H19V71H20V68H18ZM39 69H40V68H39ZM117 69H118V68H117ZM117 69L115 68L114 71L117 70ZM122 69L124 70V68H122ZM149 69H147V70H149ZM154 69H155V68H154ZM157 69H158V67H157ZM182 69H184V66H183ZM188 69H189V68H188ZM219 69H220V67H219ZM224 69H225V68H224ZM229 69H230V68H229ZM22 70H23V69H22ZM28 70H29V69H28ZM31 70H32V69H31ZM35 70H36V69H35ZM59 70H61V69H59ZM67 70H68V69H67ZM74 70H75V69H74ZM77 70H78V69H77ZM119 70H120V69H119ZM151 70H152V69H151ZM155 70H156V69H155ZM162 70H163V69H162ZM168 70H169V69H168ZM208 70H209V69H208ZM217 70H218V69H217ZM14 71H15V70H14ZM14 71H13V72H14ZM16 71H17V69H16ZM33 71H34V70H33ZM68 71H69V70H68ZM110 71H111V70H110ZM110 71H109L108 73H110ZM112 71H113V70H112ZM149 71H150V70H149ZM159 71H160V70H159ZM159 71L156 70V72H159ZM173 71H174V70H173ZM175 71L177 72V70H175ZM196 71H198V70H196ZM212 71H213V70H212ZM229 71H230V70H229ZM229 71H228V72H229ZM231 71H232V70H231ZM231 71H230V72H231ZM234 71H235V70H234ZM249 71H250V70H249ZM259 71H260V70H259ZM9 72H10V71H9ZM25 72H26V71H25ZM43 72H44V71H43ZM52 72H54V71H52ZM57 72L59 73L58 70H57ZM65 72H66V71H65ZM116 72H117V71H116ZM118 72H119V71H118ZM118 72H117V73H118ZM129 72H130V71H129ZM150 72H151V71H150ZM153 72H155V71H153ZM167 72H169V71H167ZM179 72H180V71H179ZM191 72H192V70H191ZM215 72H217V71L215 70ZM228 72H227V73H228ZM230 72H229V73H230ZM238 72H239V71H238ZM251 72H252V71H251ZM17 73H18V72H17ZM17 73H16V74H17ZM27 73H28V72H27ZM30 73H31V72H30ZM30 73H29V74H30ZM32 73H34V72H32ZM38 73H39V72H38ZM123 73H125V71H123ZM123 73H122V74H123ZM126 73H127V72H126ZM126 73H125V74H126ZM174 73H175V72H174ZM197 73H198V72H197ZM201 73H202V72H201ZM232 73H233V71H232ZM236 73H237V72H236ZM259 73H260V72H259ZM263 73H264V72H263ZM18 74H19V73H18ZM34 74H35V73H34ZM39 74H40V73H39ZM60 74H61V71H60ZM67 74H68V73H67ZM115 74H116V73H115ZM120 74H121V71H120ZM125 74H123V76H125ZM133 74H134V72H133ZM136 74H137V73H136ZM152 74H153V73H152ZM158 74H159V73H158ZM161 74H162V72H161ZM161 74H159V75H161ZM177 74H178V73H177ZM177 74H176V75H177ZM212 74H213V73H212ZM214 74H215V73H214ZM251 74H252V73H251ZM260 74H261V73H260ZM12 75H13V73H12ZM21 75H22V73H21ZM26 75H27V74H26ZM40 75H41V74H40ZM52 75H53V74H52ZM100 75H104V74H103V73H100ZM100 75H99V76H100ZM105 75H106V77H107V73H106ZM108 75H109V74H108ZM116 75H117V74H116ZM174 75H175V74H174ZM176 75H175V76H176ZM178 75H179V74H178ZM186 75H187V74H186ZM204 75H205V74H204ZM204 75H202L203 78H204ZM226 75H227V74H225V76H226ZM231 75H232V74H231ZM18 76H19V75H18ZM24 76H25V74H23V78H24ZM38 76H39V75H38ZM41 76H42V75H41ZM47 76H48V74H47ZM54 76H55V75H54ZM99 76H98V77H99ZM123 76H122V77H123ZM128 76H129V75H128ZM157 76H158V75H157ZM179 76H180V75H179ZM183 76H184V75H183ZM215 76H216V75H215ZM253 76H254V75H253ZM253 76H252V77H253ZM261 76H262V75H261ZM263 76H264V75H263ZM9 77H10V76H9ZM19 77H20V76H19ZM29 77H30V76H29ZM29 77H28V78L26 77V78L29 79ZM48 77H50V76H48ZM96 77H97V76H96ZM104 77H105V76H104ZM104 77H103V78H104ZM118 77H119V75H118ZM148 77H149V76H148ZM148 77H147V78H148ZM186 77H187V76H186ZM192 77H193V76H192ZM195 77H196V76H195ZM197 77H198V76H197ZM197 77H196V78H197ZM216 77H217V76H216ZM218 77H219V76H218ZM220 77H221V76H220ZM11 78H12V77H11ZM11 78H10V79H11ZM15 78H17V77H15ZM21 78H22V76H21ZM23 78H22V79H23ZM31 78L35 79L34 76H32ZM36 78H37V74H36ZM41 78L44 79L43 77H41ZM41 78H40V79H41ZM46 78H47V77H46ZM60 78H61V77H60ZM99 78H100V77H99ZM101 78H102V77H101ZM108 78H110V77L108 76ZM130 78H131V77H130ZM152 78H155L154 75L152 76ZM159 78H160V77H159ZM173 78H174V77H173ZM179 78H180V77H179ZM203 78H202V79H203ZM209 78H210V77H209ZM236 78H237V77H236ZM242 78H243V77H242ZM253 78H254V77H253ZM253 78H252V79H253ZM262 78H263V77H262ZM24 79H25V78H24ZM24 79H23V80H24ZM27 79H25V80H27ZM40 79H39V80H40ZM42 79H41V81H42ZM49 79H50V78H49ZM70 79H71V78H70ZM89 79H90V78H89ZM96 79H97V78H96ZM110 79H111V78H110ZM121 79H123V78H121ZM150 79H151V78H150ZM166 79H167V78H166ZM175 79H176V78H175ZM175 79H174V81H175ZM219 79H220V78H219ZM223 79H224V77H223ZM231 79H232V78H231ZM233 79L235 80L234 77H233ZM238 79H240V77L237 78V81H238ZM263 79H264V78H263ZM19 80H20V79H19ZM47 80H48V78H47ZM55 80H58V79H55ZM79 80H81V78H80ZM79 80H77V81H79ZM83 80H84V79H83ZM104 80L106 81L107 79H104ZM112 80H113V78H112ZM119 80H120V79H119ZM158 80H159V79H158ZM167 80H168V79H167ZM206 80H207V79H206ZM206 80H203V81H206ZM226 80H227V79H226ZM226 80H224V81L227 83ZM258 80H259V79H258ZM11 81H13V80H11ZM17 81H18V80H17ZM44 81H45V80H44ZM44 81H43V83H44ZM58 81H59V80H58ZM65 81L67 82V80H65ZM65 81H64V82H65ZM68 81H70V83H71L72 80H68ZM75 81H76V80H75ZM84 81H86V80H84ZM90 81H91V79H90ZM107 81H108V80H107ZM125 81H126V80H125ZM145 81H146V80H145ZM149 81H150V80H149ZM217 81H219V80H217ZM222 81H223V80H222ZM231 81H233V80H231ZM231 81H230V82H231ZM242 81H245V80H242ZM263 81H264V80H263ZM31 82H34V81H31ZM51 82H52V81L50 80V84H51ZM59 82H63V81H59ZM64 82H63V83H64ZM66 82H65V83H66ZM91 82H92V81H91ZM98 82H100V80H99ZM127 82H128V81H127ZM139 82H140V81H139ZM141 82L143 83V81H141ZM168 82H169V81H168ZM208 82H209V80H208ZM208 82H207V83H208ZM230 82H229V83H230ZM239 82H240V80H239ZM247 82H248V81H247ZM247 82H246V83L244 82V83L247 84ZM258 82H259V81H258ZM11 83H12V82H11ZM14 83H15V81H14ZM20 83H21V82H20ZM54 83H55V82H53V84H54ZM65 83H64V84H65ZM67 83H68V85L70 84L69 82H67ZM75 83H76V82H75ZM86 83H87V82H86ZM96 83H97V82H95V85H94L95 88H96ZM112 83H115V82L112 81ZM151 83H153V82H151ZM158 83H159V82H158ZM205 83H206V82H205ZM226 83H225V85H226ZM232 83H233V82H232ZM235 83H236V82H235ZM254 83H256V82H254ZM261 83H262V81H261ZM263 83H264V82H263ZM15 84H16V83H15ZM15 84H14V85H15ZM18 84H19V83H18ZM36 84H37V83H36ZM36 84H35V85H36ZM41 84H42V83H41ZM41 84H40V86H41ZM48 84H49V83H48ZM72 84H74V83H72ZM76 84H77V83H76ZM84 84H85V83H84ZM84 84H83V85H84ZM89 84H90V83H88V85H89ZM98 84H99V83H98ZM120 84H121V83H120ZM128 84H130V83H128ZM185 84H186V83H185ZM241 84H242V83H241ZM6 85H8V84H6ZM23 85H24V81H23ZM25 85H26V83H25ZM28 85H29V84H28ZM28 85H27V86H28ZM30 85H31V84H30ZM54 85H55V84H54ZM57 85H58V84H57ZM57 85H56V87H57ZM62 85H63V84H62ZM62 85H60V86H62ZM83 85H82V86H83ZM102 85H105V84H102ZM107 85H108V84H107ZM149 85H150V84H149ZM155 85H156V84H155ZM160 85H161V84H160ZM165 85H166V84H165ZM179 85H180V84H179ZM202 85H203V84H202ZM205 85H206V84H205ZM207 85H208V84H207ZM210 85H211V84H210ZM225 85H224V86H225ZM239 85H240V83H239ZM243 85H244V84H242V86H243ZM259 85H261V84L259 83ZM33 86H34V85H33ZM38 86H39V85H38ZM49 86H50V85H49ZM60 86H59V87H60ZM80 86H81V84H80ZM112 86H113V85H112ZM112 86H111V87H112ZM138 86H139V84H138ZM203 86H204V85H203ZM212 86H214V85H212ZM218 86H219V85H218ZM218 86H217V87H218ZM242 86H240V87L242 88ZM244 86H246V85H244ZM244 86H243V87H244ZM255 86H256V85H255ZM255 86H254V87H255ZM10 87H12V86H9V88H10ZM17 87H18V86H17ZM17 87H16V88H17ZM20 87L23 88V86H20ZM25 87H26V86H25ZM34 87H35V86H34ZM46 87H48V86L46 85V86H44L43 88H46ZM53 87H54V86H53ZM66 87H67V86H66ZM66 87H65V89H66ZM69 87H70V86H69ZM69 87H68V88H69ZM72 87H73V86H72ZM76 87H77V86H76ZM78 87H79V86H78ZM147 87H148V86H147ZM152 87H153V86H152ZM160 87H161V89H162V88H163V85L160 86ZM180 87H181V86H180ZM185 87H186V86H185ZM189 87H190V86H189ZM199 87H201V86L199 85ZM226 87H227V86H226ZM261 87H262V86H261ZM9 88H8V89H9ZM12 88H14V87H12ZM18 88H19V87H18ZM21 88H19V89H21ZM26 88H27V87H26ZM26 88H24V89H26ZM31 88H32V85H31ZM50 88H51V87H50ZM63 88H64V86H63ZM68 88H67V89H68ZM73 88H74V87H73ZM83 88H84V86H83ZM87 88H88V87H87ZM89 88H90V87H89ZM92 88H93V87H92ZM98 88H99V87H98ZM107 88H108V87H107ZM113 88H115V87H113ZM119 88H120V87H118L117 90H118ZM149 88H150V86H149ZM169 88H170V87H169ZM182 88H183V86H182ZM187 88H188V87H187ZM191 88H192V87H191ZM197 88H198V87H197ZM221 88H222V87H221ZM237 88H238V87H237ZM241 88H240V89H241ZM245 88H246V87H245ZM255 88H256V87H255ZM263 88H264V87H263ZM6 89H7V87L5 88V90H6ZM37 89H38V88H37ZM56 89H57V88H56ZM60 89H61V88H60ZM77 89H78V88H77ZM77 89H76V90H77ZM90 89H91V88H90ZM108 89H110V87H109ZM176 89H177V87H176ZM176 89H174V90H176ZM179 89H180V88H179ZM188 89H189V88H188ZM192 89H193V88H192ZM208 89H210V88H208ZM223 89H225V88H223ZM242 89H243V88H242ZM257 89H259V87H258ZM9 90H10V89H9ZM15 90H16V89H15ZM26 90L29 91L28 88H27ZM32 90H33V89H32ZM41 90H42V89H41ZM43 90H44V89H43ZM45 90H47V89H45ZM50 90H51V89H50ZM81 90H82V89H81ZM93 90H94V89H93ZM97 90H98V89H97ZM103 90H104V88H103ZM103 90H101V91H102V92H106L105 90H104V91H103ZM111 90H112V89H111ZM113 90H114V89H113ZM131 90H132V89H131ZM151 90H152V89H151ZM155 90H156V89H155ZM155 90H153V92H156V91H157V90H156V91H155ZM177 90H178V89H177ZM194 90H195V89H194ZM194 90H193V91H194ZM199 90H200V89H199ZM227 90H228V89H227ZM10 91H11V93H12V91H14V90L12 89V90H10ZM36 91H37V90H36ZM36 91H35V92H36ZM39 91H40V89H39ZM70 91H71V89H70ZM74 91H75V90H74ZM74 91H73V92H74ZM78 91L80 92V89H79ZM84 91H85V90H84ZM88 91H89V90H88ZM179 91H180V90H179ZM193 91H192V92H193ZM220 91H221V93H222L223 90L220 89L218 92H220ZM260 91H261V89L259 90V93H260ZM16 92H17V91H16ZM23 92H24V91H23ZM35 92H34V93H35ZM42 92H43V91H42ZM44 92H45V91H44ZM51 92H53V90H52ZM79 92H76V93H79ZM91 92H92V90H91ZM99 92H100V91H99ZM99 92H97V93H99ZM109 92H112V91H108V92H106V93L108 94ZM117 92H118V91H117ZM120 92H122V91H120ZM159 92H160V90H159ZM161 92H162V91H161ZM170 92H171V90H170ZM197 92H198V91H197ZM257 92H258V91H257ZM262 92H263V89H262ZM25 93H28V92H25ZM25 93H24V94H25ZM29 93H30V92H29ZM34 93L32 92L33 96H34ZM58 93H59V91H58ZM64 93H65V91H64ZM84 93H85V92H84ZM93 93H95V92H93ZM97 93H96V94H97ZM178 93H179V92H178ZM250 93H251V92H250ZM15 94H16V93H15ZM20 94H21V92H20ZM20 94H19V95H20ZM37 94H38V93H37ZM39 94H41V93H39ZM39 94H38V95H39ZM44 94H45V95L48 94L47 96H50V95H49L50 93H44ZM65 94H68V93H65ZM96 94H94L95 97L98 96V95L96 96ZM104 94H105V93H104ZM113 94H115V92H114ZM125 94H126V93H125ZM147 94H148V93H147ZM156 94H157V93H156ZM156 94H155V95H156ZM163 94H165V93H163ZM186 94H187V93H186ZM186 94H185V95H186ZM191 94H193V93H191ZM218 94H219V93H217V95H218ZM260 94H261V93H260ZM262 94H264V93H262ZM4 95H5V94H4ZM12 95H14V94H12ZM12 95H11V96H12ZM16 95H17V94H16ZM16 95H15V96H16ZM19 95H18V98L20 97ZM25 95H26V94H25ZM28 95H29V94H28ZM38 95H37V96H38ZM51 95H52V94H51ZM60 95H61V94H60ZM69 95H70V93H69ZM76 95H77V94H76ZM81 95H82V94H81ZM91 95H92V94H91ZM99 95H100V94H99ZM102 95H103V94H102ZM110 95H111V94H110ZM116 95H117V94H116ZM119 95H120V94H119ZM155 95H154V96H155ZM160 95H161V94L159 93V95H157V96H160ZM170 95H171V94H170ZM205 95H207V94H205ZM249 95H250V94H249ZM249 95H248V96H249ZM252 95H253V93H252ZM257 95H258V94H257ZM6 96H7V94H6ZM21 96H22V95H21ZM65 96H67V95H65ZM70 96H71V95H70ZM78 96H80V95L78 94ZM78 96H77V97H78ZM89 96H90V95H89ZM89 96H88V97H89ZM92 96H93V95H92ZM92 96H91V97H92ZM114 96H115V95H114ZM127 96H128V95H127ZM171 96L173 97V95H171ZM182 96H183V95H182ZM194 96H195V95H194ZM201 96H203V95H200V97H201ZM218 96H220V95H218ZM262 96H263V95H262ZM262 96H261V97H262ZM13 97H14V96H13ZM27 97H28V96H27ZM51 97H52V96H51ZM53 97H54V96H53ZM53 97H52V98H53ZM56 97H57V95H56ZM58 97H59V96H58ZM61 97H62V96H61ZM84 97H85V94H84ZM86 97H87V96H86ZM111 97H112V96H111ZM116 97H117V96H116ZM123 97H125V96H123ZM123 97H121V98H123ZM132 97H133V95H132ZM132 97H131V98H132ZM135 97H136V96H135ZM149 97H151V96H149ZM149 97H148V98H149ZM166 97H167V96H166ZM168 97H169V96H168ZM168 97H167V99H168ZM179 97H180V96H179ZM188 97H189V96H188ZM191 97H192V96H191ZM213 97H214V96H213ZM250 97H251V96H250ZM250 97H249V98H250ZM257 97H258V96H257ZM259 97H260V96H259ZM1 98H2V97H1ZM5 98H6V97H5ZM5 98H3V99H5ZM8 98H10V96H8V97L6 98V100H7ZM22 98H23V97H22ZM24 98H26V97H24ZM39 98H40V97H39ZM41 98H42V97H41ZM44 98H45V97H44ZM44 98H42V99H43V102H44ZM48 98H49V97H48ZM71 98H72V97H71ZM104 98H106V97H104ZM108 98H109V97H108ZM127 98H128V97H127ZM131 98H129V99H127V100L129 101ZM148 98H146V99H148ZM155 98H156V97H155ZM159 98H161V97H159ZM164 98H165V97H164ZM169 98H170V97H169ZM208 98H209V97H208ZM208 98H207V99H208ZM211 98H212V97H211ZM211 98H210V99H211ZM251 98H252V97H251ZM13 99H14V98H13ZM13 99L10 98V100H12V101H13ZM27 99H28V98H27ZM27 99H26V100H27ZM31 99H32V98H31ZM45 99H46V98H45ZM55 99H56V98H55ZM55 99H54V101H55ZM57 99H59V98H57ZM57 99H56V101H57ZM63 99H64V98H63ZM66 99H67V98H66ZM78 99H79V98H78ZM80 99L82 100V98H80ZM85 99H86V98H85ZM92 99H93V98H92ZM97 99H98V98H97ZM176 99H177V98H176ZM179 99H180V98H179ZM179 99H178V100H179ZM182 99H184V98H182ZM207 99H206V100H207ZM215 99H217V98H215ZM257 99H258V98H257ZM18 100H19V99H18ZM20 100H22V99H20ZM20 100H19V101H20ZM24 100H25V99H24ZM24 100H23V101H24ZM26 100H25V101H26ZM28 100H30V98H29ZM33 100H35V99H33ZM37 100H38V99H37ZM40 100H41V99H40ZM60 100H62V99H60ZM70 100H71V99H70ZM86 100H88V99H86ZM100 100H101V99H100ZM105 100H106V99H105ZM109 100H110V99H109ZM111 100H112V99H111ZM113 100H114V99H113ZM116 100H117V99L115 98V101H116ZM121 100H123V99H121ZM143 100H144V99H143ZM148 100H150V98H149ZM172 100H173V99H172ZM184 100H186V99H184ZM188 100H189V99H188ZM188 100H187V101H188ZM194 100H195V99H194ZM197 100H198V99H197ZM220 100H221V99L219 98L218 103H220ZM249 100H250V99H249ZM251 100H252V99H251ZM251 100H250V101H251ZM253 100H254V99H253ZM253 100H252V101H253ZM262 100L264 101V98H262ZM14 101H15V100H14ZM14 101H13V102H14ZM23 101H22V102H23ZM62 101H63V100H62ZM83 101H84V99H83ZM93 101H94V100H93ZM103 101H104V100H103ZM132 101H133V100H132ZM216 101H217V100H216ZM260 101H261V100H260ZM7 102H10V101L7 100ZM7 102H6V103H7ZM17 102H18V101H17ZM41 102H42V100H41ZM49 102H50V101H49ZM72 102H73V101H72ZM90 102H91V101H90ZM99 102H100V101H99ZM104 102H106V101H104ZM104 102H103V103H104ZM108 102H109V101H108ZM116 102H117V101H116ZM118 102H119V101H118ZM143 102H144V101H143ZM149 102H150V101H149ZM158 102H159V101H158ZM194 102H196V101H194ZM253 102H254V101H253ZM10 103H12V102H10ZM14 103H15V102H14ZM14 103H13V104H14ZM31 103H32V101H31ZM31 103H30V104H31ZM35 103H36V101H35ZM47 103H48V102H47ZM50 103H51V102H50ZM66 103H67V101H66ZM92 103H94V102H92ZM92 103H91V104H92ZM96 103H97V102H96ZM103 103L101 102V104H103ZM109 103H110V102H109ZM112 103H113V102H112ZM112 103H111V104H112ZM114 103H115V102H114ZM125 103H126V102H125ZM139 103H140V102H139ZM150 103H152V102H150ZM150 103H149V104H150ZM174 103H175V101H174ZM176 103H177V101H176ZM176 103H175V104H176ZM184 103H185V102H184ZM218 103H217V104H218ZM238 103H239V102H238ZM27 104H28V103H26V105H27ZM53 104H54V103H53ZM53 104H52V105H53ZM58 104H60V103H58ZM63 104H64V103H63ZM74 104H75V103H73V105H74ZM83 104L86 105V104H85V101H84ZM99 104H100V103H99ZM101 104H100V105H101ZM120 104H122V103L120 102ZM120 104H119V105H120ZM141 104H142V103H141ZM141 104H140V106H141ZM175 104H174V105H175ZM187 104H188V103H187ZM224 104H225V103H224ZM241 104H242V103H241ZM248 104H249V103H248ZM250 104H251V102H250ZM250 104H249V107L251 106ZM8 105H9V104H8ZM11 105H12V104H11ZM24 105H25V104H24ZM32 105H33V104H32ZM34 105H35V104H34ZM39 105H40V103H39ZM41 105H42V104H41ZM45 105H46V103H45ZM50 105H51V104H50ZM73 105H72V106H73ZM79 105H80V104H79ZM87 105H88V104H87ZM92 105H93V104H92ZM105 105H107V104H105ZM156 105L158 106L157 102H156ZM168 105H169V104H168ZM168 105H167V106H168ZM172 105H173V104H172ZM178 105H180V104H178ZM236 105H237V104H236ZM262 105H263V104H262ZM17 106H18V105H17ZM22 106H23V105H22ZM22 106H19V109L22 108ZM37 106H38V105H37ZM54 106H55V105H54ZM77 106H78V105H77ZM77 106H76V108H77ZM81 106H82V105H81ZM95 106H97V104H96ZM98 106H99V105H98ZM127 106H128V105H127ZM135 106H136V105H135ZM164 106H166V105H164ZM164 106H163V108L165 109ZM170 106H171V105H170ZM175 106H176V105H175ZM187 106H188V105H187ZM195 106H196V105H195ZM195 106H194V107H195ZM253 106H255V105H253ZM259 106H260V105H259ZM259 106H258V107H259ZM9 107H12V106L9 105ZM31 107H33V106H31ZM41 107H42V106H41ZM52 107H53V106H52ZM56 107H57V106H56ZM59 107H61V106H59ZM64 107H65V106H64ZM70 107H71V105H70ZM74 107H75V106H74ZM91 107H92V106H91ZM100 107H101V106H100ZM106 107H107V106H106ZM110 107L113 108L114 105H110V106H108V108H110ZM116 107H117V106H116ZM119 107H120V106H119ZM172 107H173V106H172ZM189 107H190V105H189ZM191 107H192V106H191ZM203 107H204V106H203ZM238 107H239V106H238ZM242 107H244V106L242 105ZM45 108L47 109V107H45ZM85 108L87 109V107H84V109H85ZM93 108H94V106H93ZM98 108H99V107H98ZM103 108H104V107H103ZM114 108H115V107H114ZM128 108H129V106H128ZM128 108H127V109H128ZM135 108H136V107H135ZM163 108H161V109H163ZM170 108H171V107H170ZM176 108L178 109V106H176ZM208 108H209V107H208ZM222 108H223V107H222ZM245 108L248 109V107H245ZM0 109H1V108H0ZM8 109H9V108H8ZM16 109H18V108H16ZM22 109H23V108H22ZM40 109H41V108H40ZM46 109H45V110H46ZM49 109H50V107L48 108V110H49ZM52 109H53V108H52ZM86 109H85V110H86ZM90 109H91V108H90ZM95 109H96V108H95ZM115 109H116V108H115ZM151 109H152V108H151ZM166 109H167V108H166ZM184 109H185V108H184ZM191 109H192V108H191ZM237 109H238V108H237ZM243 109H244V108H243ZM252 109H253V108H252ZM254 109H255V108H254ZM260 109H262V108H260ZM31 110H33V109H31ZM45 110H44V111H45ZM48 110H47V111H48ZM76 110H77V109H76ZM109 110H110V109H109ZM111 110H112V109H111ZM120 110H121V109H120ZM122 110H123V109H122ZM133 110H134V109H133ZM145 110H146V109H145ZM167 110H168V109H167ZM181 110H182V109H181ZM205 110H206V109H205ZM207 110H208V109H207ZM207 110H206V112H207ZM218 110H219V108H218ZM232 110H233V109H232ZM240 110H241V109H240ZM14 111H15V110H14ZM25 111H26V110H25ZM47 111H46V112H47ZM74 111H75V110H74ZM77 111H78V110H77ZM97 111H98V110H97ZM97 111H96V112H97ZM100 111H101V110H100ZM134 111H135V110H134ZM163 111H164V110H163ZM165 111H166V110H165ZM165 111H164V112H165ZM179 111H180V110H179ZM195 111H196V109H195ZM208 111H210V110H208ZM215 111H216V110H215ZM259 111H260V110H259ZM28 112H29V111H28ZM35 112H36V111H35ZM35 112H32L33 115H35V114H34ZM85 112H86V111H85ZM96 112H95V113H96ZM103 112H104V111H103ZM109 112H110V111H109ZM128 112H129V111H128ZM138 112H139V111H138ZM152 112H153V111H152ZM188 112H189V111H188ZM193 112H194V111H193ZM193 112H192V113H193ZM203 112H204V111H203ZM222 112H223V111H222ZM246 112H248V111H246ZM253 112H254V110H253ZM257 112H258V111H257ZM7 113H9V112H7ZM7 113H5V114H7ZM32 113H31V114H32ZM42 113H43V112H42ZM76 113H77V112H76ZM86 113H87V112H86ZM93 113H94V110H93ZM95 113H94V114H95ZM105 113H106V112H105ZM112 113H113V112H112ZM141 113H142V112H141ZM172 113H173V112H172ZM185 113H186V112H185ZM232 113H233V112H232ZM249 113H250V112H249ZM259 113H260V112H259ZM262 113H263V112H262V110H261V115H262ZM2 114H4V113H2ZM2 114H1V115H2ZM36 114H37V113H36ZM45 114H46V113H45ZM50 114H51V112H50ZM72 114H73V113H72ZM89 114H91V112H89ZM96 114L99 115L98 113H96ZM96 114H95V116H96ZM106 114H107V113H106ZM119 114H120V113H119ZM119 114H118V116H119ZM121 114H122V113H121ZM148 114H149V113H148ZM152 114H153V113H152ZM152 114H151V115H152ZM186 114H187V113H186ZM227 114H228V112H227ZM10 115H13V114H10ZM10 115H9V118L11 117ZM125 115H126V114H125ZM157 115H158V114H157ZM201 115H202V114H201ZM214 115H215V113H214ZM236 115H237V114H236ZM242 115H244V112H243ZM246 115H247V114H246ZM252 115H253V114H252ZM257 115H258V113H257ZM6 116H7V115H6ZM13 116H15V115H13ZM36 116H38V115H36ZM39 116H40V115H39ZM39 116H38V117H39ZM41 116H42V115H41ZM87 116H88V115H87ZM93 116H94V115H93ZM99 116H100V115H99ZM102 116H103V113H102ZM105 116H107V115H105ZM108 116H109V115H108ZM140 116H141V115H140ZM165 116H166V114H165ZM181 116H182V115H181ZM208 116H209V114H208ZM211 116H212V115H211ZM237 116H238V115H237ZM240 116H241V115H240ZM253 116H254V115H253ZM259 116H260V115H259ZM1 117H2V116H1ZM43 117L45 118L46 116H43ZM43 117H40V119L43 118ZM53 117H54V116H53ZM53 117H52V118H53ZM78 117H79V116H78ZM83 117H84V116H83ZM119 117H120V116H119ZM162 117H163V116H162ZM170 117H171V118H174V117H172V116H170ZM183 117H184V116H183ZM183 117H182V118H183ZM214 117H215V116H214ZM242 117H243V116H242ZM2 118H3V117H2ZM15 118H18V116H16ZM46 118L49 119L48 117H46ZM60 118H61V117H59V119H60ZM63 118H64V117H63ZM65 118H66V117H65ZM70 118H71V115H70ZM86 118H87V117H86ZM96 118H97V117H96ZM120 118H121V117H120ZM144 118H145V117H144ZM177 118H178V117H177ZM179 118H181V117L179 116ZM182 118H181V119H182ZM193 118H194V117H193ZM215 118H216V117H215ZM227 118H228V116L226 117V119H227ZM252 118L254 119V117H252ZM257 118H258V117H257ZM259 118H261L262 121H263V119H264V118L262 119L261 116H260ZM0 119H1V118H0ZM68 119H69V118H68ZM89 119H90V118H89ZM92 119L94 120V118H92ZM92 119H91V120H92ZM99 119H100V117H99ZM101 119H102V118H101ZM101 119H100V120H101ZM156 119H158V118H155L154 120H156ZM161 119H162V118H160V119H158V120H161ZM189 119H190V118H189ZM218 119L220 120V118H218ZM218 119H217V120H218ZM237 119H238V118H237ZM241 119H242V118H241ZM247 119H248V118H247ZM4 120H5V119H4ZM32 120H33V119H32ZM34 120H35V119H34ZM64 120H65V119H64ZM85 120H86V119H85ZM85 120H84V121H85ZM87 120H88V119H87ZM96 120H97V119H96ZM100 120H99V121H100ZM122 120H123V118H122ZM179 120H180V119H179ZM198 120H199V119H198ZM217 120H216V121H217ZM242 120H243V119H242ZM19 121H20V120H19ZM38 121H39V119H38ZM61 121H62V119H61ZM66 121H67V120H66ZM71 121H72V120H71ZM84 121H83V122H84ZM88 121H89V120H88ZM88 121H87V123L89 124ZM102 121H104V120H102ZM105 121H106V120H105ZM107 121H108V120H107ZM116 121H117V120H116ZM132 121L134 122V120H132ZM132 121H131V122H132ZM142 121H143V120H142ZM150 121H151V120H150ZM162 121H163V120H162ZM164 121H165V120H164ZM166 121H167V120H166ZM166 121H165V122H166ZM244 121H245V120H244ZM248 121H249V120H248ZM259 121H260V120H259ZM1 122H3V121H1ZM1 122H0V123H1ZM57 122H58V121H57ZM114 122H115V121H114ZM153 122H154V121H153ZM157 122H158V121H157ZM184 122H185V120H184ZM222 122H223V121H222ZM239 122H240V121H239ZM251 122H253V120H251ZM3 123H4V122H3ZM7 123H8V122H7ZM12 123H13V122H12ZM12 123H11V124H12ZM21 123H22V122H21ZM90 123H91V122H90ZM96 123H97V122H96ZM100 123H102V122H100ZM161 123H162V122H161ZM163 123H164V122H163ZM173 123H174V122H173ZM173 123L171 122V124H173ZM205 123H206V122H205ZM207 123H208V122H207ZM210 123H211V122H210ZM210 123H209V124H210ZM213 123H214V122H212V124H213ZM255 123H256V122H255ZM263 123H264V122H263ZM11 124H10V125H11ZM32 124H33V123H32ZM32 124H31V125H32ZM65 124H66V123H64L63 126H64ZM107 124H108V122H107ZM150 124H151V123H150ZM150 124H149V125H150ZM157 124H159V123H157ZM165 124H166V123H165ZM191 124H192V123H191ZM194 124H195V123H194ZM196 124L199 125L198 123H196ZM223 124H224V123H223ZM260 124H261V123H260ZM6 125H7V124H6ZM15 125H16V124H15ZM20 125H21V124H20ZM31 125H30V126H31ZM34 125H35V124H34ZM34 125H33V126H34ZM42 125H43V124H42ZM72 125H74V124H72ZM72 125H71V126L69 125V126L72 127ZM105 125H106V124H105ZM109 125H110V123H109ZM113 125L115 126V124H113ZM126 125H127V124H126ZM161 125H162V124H161ZM168 125H169V124H168ZM245 125H246V124H245ZM255 125H257V124H255ZM2 126H3V125H2ZM25 126H26V125H25ZM25 126H24V128H25ZM39 126H40V124H39ZM67 126H68V125H67ZM87 126H88V125H87ZM99 126H100V125H99ZM102 126H103V125H102ZM120 126H122V125H120ZM147 126H148V125H147ZM152 126H153V125H152ZM152 126H151V128H152ZM203 126H206V125L204 124ZM215 126H216V125H215ZM220 126H221V125H220ZM222 126H223V125H222ZM259 126H260V125H259ZM6 127H7V126H6ZM12 127H13V126H12ZM20 127H21V126H20ZM20 127H17V128H18V131H19ZM22 127H23V126H22ZM27 127H28V126H27ZM37 127H38V124H37ZM58 127H59V125H58ZM60 127H61V126H60ZM60 127H59V128H60ZM64 127H65V126H64ZM70 127H69V128H70ZM73 127H74V126H73ZM73 127H72V128H73ZM89 127H90V126H89ZM143 127H145V126H143ZM148 127H149V126H148ZM155 127H156V126H155ZM188 127H189V126H188ZM217 127L220 128L219 126H217ZM224 127H225V126H223V128H224ZM15 128H16V127H15ZM15 128H14V129H15ZM28 128H29V127H28ZM39 128H40V127H39ZM41 128H42V127H41ZM55 128L58 129L57 127H55ZM67 128H68V127H67ZM76 128H77V127H76ZM107 128H108V126H107ZM121 128H122V127H121ZM153 128H154V127H153ZM189 128H190V127H189ZM196 128H197V127H196ZM205 128H206V127H205ZM212 128H213V127H212ZM254 128H255V127H254ZM35 129H36V127H35ZM56 129H55V130H56ZM61 129H62V128H61ZM73 129H74V128H73ZM77 129H78V128H77ZM77 129H76V130H77ZM80 129H81V127H80ZM83 129H85V128H83ZM175 129H176V128H175ZM175 129H174V130H175ZM179 129H180V128H179ZM181 129H182V125H181ZM181 129H180V131H181ZM186 129H187V127H186ZM202 129H204V128H202ZM213 129H214V128H213ZM213 129H212V130H213ZM220 129H221V128H220ZM237 129H238V128H237ZM255 129H256V128H255ZM260 129H261V128L259 127V131H261ZM1 130H2V129H1ZM5 130H6V129H5ZM5 130H4V133L7 131V130H6V131H5ZM8 130H9V129H8ZM16 130H17V129H16ZM24 130L28 131L27 129H24ZM32 130H33V129H32ZM32 130H31V131H32ZM37 130H38V128H37ZM44 130H45V129H44ZM49 130H50V129H49ZM49 130H48V131H49ZM52 130H53V129H52ZM55 130H54V131H55ZM92 130H93V129H92ZM129 130H131V129H129ZM129 130H126V131L128 132ZM143 130H144V129H143ZM169 130H170V129H169ZM171 130H172V128H171ZM174 130H173V131H174ZM188 130H189V129H188ZM196 130H197V129H196ZM210 130H211V129H210ZM212 130H211V131H212ZM253 130H254V129H253ZM9 131L11 132L12 129H10ZM20 131H21V130H20ZM20 131H19V132H20ZM22 131H23V130H22ZM26 131H25V132H26ZM50 131H51V130H50ZM50 131H49V132H50ZM61 131H65V130H61ZM66 131H67V130H66ZM73 131H74V130H73ZM81 131L83 132L82 129H81ZM81 131H80V132H81ZM85 131L87 132V130H85ZM90 131H91V129H90ZM95 131H96V130H95ZM145 131H147V130H145ZM161 131H162V130H161ZM173 131H172V132H173ZM178 131H179V130H178ZM200 131H202V130H200ZM208 131H209V130H208ZM213 131H215V130H213ZM29 132H30V130H29ZM29 132L27 133V135L29 134ZM41 132H42V131H41ZM45 132H46V131H45ZM58 132H59V131H58ZM58 132H57V133H58ZM70 132H71V131H70ZM93 132H94V131H93ZM106 132H108V131H106ZM147 132H148V131H147ZM153 132H154V131H153ZM168 132H169V131H168ZM187 132H188V131H187ZM217 132H218V131H217ZM219 132H222V131H219ZM235 132H236V135H237V131H236V130H235ZM255 132H256V131H255ZM263 132H264V128H263V130L261 131L260 135H261ZM39 133H40V131H39ZM43 133H44V131H43ZM53 133H54V132H53ZM59 133H60V132H59ZM64 133H65V132H64ZM71 133H72V132H71ZM71 133H70V134H71ZM73 133H74V132H73ZM94 133H95V132H94ZM104 133H105V132H104ZM104 133H103V134H104ZM154 133H155V132H154ZM161 133H162V132H161ZM170 133H171V132H170ZM181 133H182V132H181ZM201 133H202V132H200L199 134H201ZM203 133L206 134V133H207V130H206L205 132H203ZM258 133H259V132H258ZM37 134H38V133H37ZM47 134H48V133H46L45 135H47ZM49 134H50V133H49ZM55 134H56V133H55ZM55 134H54V135H55ZM70 134H68V135L70 136ZM77 134H78V133H77ZM90 134H91V132L89 133V135H90ZM92 134H93V133H92ZM103 134H102V136H103ZM122 134L125 135V132L122 131ZM126 134H127V133H126ZM128 134H129V133H128ZM155 134H156V133H155ZM171 134H172V133H171ZM173 134H174V133H173ZM186 134H187V133H186ZM186 134H185V135H186ZM196 134H197V132H196ZM199 134H198V136H199ZM216 134H217V133H216ZM248 134H249V133H248ZM251 134H253V133L251 132ZM7 135H8V134H7ZM31 135H33V134H31ZM40 135H41V134H40ZM45 135H43V136H45ZM50 135H51V134H50ZM54 135H53V136H54ZM57 135H58V134H56L55 136H57ZM74 135H75V134H74ZM81 135H82V133H81ZM146 135H147V134H146ZM152 135H153V133H152ZM177 135H178V134H177ZM190 135H191V134H190ZM210 135L212 136V133H210ZM214 135H215V134H214ZM214 135H213V136H214ZM218 135H219V134H218ZM218 135H216V136H218ZM225 135H226V134H225ZM256 135H258V134L256 133ZM263 135H264V134H263ZM0 136H2V135H0ZM9 136H10V135H9ZM12 136H13V135H12ZM16 136L18 137L19 134L17 133ZM35 136H36V135H35ZM63 136H64V138H65L66 135H63ZM100 136H101V135H100ZM102 136H101V137H102ZM104 136H106V137L108 138V134H107V135H104ZM143 136H144V135H143ZM162 136H165V135L163 134ZM170 136H171V135H170ZM196 136H197V135H196ZM196 136H194V137H196ZM239 136H240V134H239ZM253 136H254V135H253ZM253 136H252V137H253ZM10 137H11V136H10ZM21 137H22V136H21ZM26 137H27V136H26ZM26 137H25V138H26ZM29 137H30V136H29ZM32 137H33V136H32ZM41 137H42V136H41ZM45 137H46V136H45ZM45 137H44V139H45ZM48 137H49V136H48ZM77 137H79V136H77ZM77 137H76V138H77ZM91 137H92V136H91ZM219 137H220V135H219ZM233 137H234V136H233ZM235 137H237V136H235ZM18 138H19V137H18ZM22 138H23V137H22ZM30 138H31V137H30ZM38 138H39V137H38ZM51 138H52V136H51ZM53 138H54V137H53ZM56 138H57V137H56ZM61 138H62V136H61ZM66 138L68 139L69 137H66ZM70 138H71V136H70ZM72 138L75 139L74 137H72ZM72 138H71V139H72ZM82 138H83V137H82ZM104 138H105V137H104ZM104 138H103V139H104ZM161 138H163V137H161ZM166 138H167V137H166ZM170 138H171V137H170ZM175 138H176V137H175ZM192 138H193V137H192ZM220 138H221V137H220ZM256 138H258V137H256ZM256 138H255V139H256ZM259 138H260V136H259ZM259 138H258V139H259ZM0 139H1V138H0ZM6 139H7V138H6ZM32 139L35 140L36 138L34 137V138H32ZM71 139H69V141H70ZM79 139H80V138H79ZM101 139H102V138H101ZM168 139H169V138H168ZM190 139H191V138H190ZM205 139H206V138H204V140H205ZM210 139H211V138H210ZM213 139H214V138H213ZM258 139H256V141H257ZM261 139H262V137H261ZM15 140H16V138H15ZM29 140H30V139H29ZM45 140H47V139H45ZM49 140H50V139H49ZM55 140H56V139H55ZM58 140H59V139H58ZM63 140H64V139H63ZM63 140L61 139V141H63ZM90 140H91V139H90ZM114 140H116V138H115ZM154 140H155V139H154ZM154 140H153V142H154ZM166 140H167V139H166ZM185 140H186V139H185ZM185 140H184V141H185ZM198 140H199V139H198ZM200 140H201V139H200ZM200 140H199V141H200ZM211 140H212V139H211ZM253 140H254V139H253ZM262 140H263V139H262ZM5 141H7V140H5ZM12 141H13V139H12ZM19 141H21V140L19 139ZM24 141H25V140H24ZM36 141H37V140H36ZM36 141H35V142H36ZM47 141H48V140H47ZM61 141H60V142H61ZM64 141H66V140H64ZM71 141H72V140H71ZM71 141H70V143L72 144ZM78 141H79V140H78ZM112 141H113V140H112ZM160 141H161V140H160ZM199 141H198V143H200ZM251 141H252V140H251ZM256 141L254 140V142H256ZM259 141H260V140H259ZM1 142H2V141H1ZM3 142H4V141H3ZM38 142H39V141H38ZM58 142H59V141H58ZM74 142H75V140H74ZM82 142H83V141H82ZM100 142H101V140H100ZM104 142H105V141H104ZM137 142H138V140H137ZM150 142H151V141H150ZM162 142H163V141H162ZM162 142H159V143H162ZM187 142H188V141H187ZM220 142H221V141H220ZM242 142H243V141H242ZM6 143H7V142H6ZM10 143H11V141H10ZM10 143H9V144H10ZM12 143L14 144V142H12ZM24 143L26 144V143H27V140H26V142H24ZM52 143H53V142H52ZM68 143H69V142H68ZM75 143H76V142H75ZM90 143L92 144V142H90ZM145 143H146V142H145ZM151 143H152V142H151ZM155 143H156V142H155ZM182 143H183V142H182ZM195 143H196V142H195ZM204 143H206V142L204 141ZM243 143H244V142H243ZM249 143H250V142H249ZM32 144H33V143H32ZM71 144H70V145H71ZM104 144H106V143H104ZM184 144H186V142H185ZM190 144H191V143H190ZM192 144L195 145L194 143H192ZM192 144H191V146L193 147ZM219 144H220V143H219ZM236 144H237V143H236ZM253 144H254V143H253ZM261 144H262V143H261ZM261 144H260V145H261ZM0 145H1V144H0ZM7 145H8V144H7ZM15 145H16V144H15ZM17 145H18V144H17ZM19 145H20V144H19ZM28 145H29V144H28ZM30 145H31V144H30ZM40 145H41V143H40ZM66 145H67V144H66ZM73 145H75V144H73ZM78 145H79V143H78ZM82 145H83V143H82ZM89 145H90V144H89ZM93 145H94V144H93ZM97 145H98V144H97ZM97 145H96V146H97ZM115 145H116V144H115ZM145 145H147V143H146ZM148 145H149V144H148ZM173 145H176V143L173 144ZM201 145H202V144H201ZM207 145H208V144H207ZM209 145H210V142H209ZM239 145H240V144H239ZM245 145H247V146L249 147L248 144H245ZM250 145H252V144H250ZM258 145H259V144H257V146H258ZM2 146H3V145H2ZM2 146H1V147H2ZM11 146H13V145H11ZM22 146H23V144H22ZM25 146H26V145H25ZM25 146H24V147H25ZM33 146H34V145H33ZM52 146H54V144H53ZM58 146H59V145H57V147H58ZM80 146H81V145H80ZM135 146H136V145H135ZM161 146H162V145H161ZM161 146H160V147H161ZM189 146H190V145H189ZM212 146H214V145L212 144ZM241 146H242V145H241ZM253 146H254V148H255V144L252 145L251 148H253ZM30 147H31V146H30ZM38 147H42V145H41V146H38ZM43 147H44V146H43ZM45 147H46V146H45ZM45 147H44V148H45ZM47 147H49V146H47ZM55 147H56V146H55ZM68 147H69V146H67V148H68ZM72 147H73V146H72ZM84 147H85V146H84ZM84 147H83V148H84ZM194 147H196V145H195ZM205 147H206V146H204V148H205ZM245 147H246V146H245ZM261 147H262V146H261ZM261 147H260V152H259V153H261ZM5 148H6V147H5ZM8 148H9V147H8ZM31 148H35V147H31ZM36 148H37V147H36ZM49 148H50V147H49ZM59 148H60V146H59ZM73 148H74V147H73ZM75 148H77V145L75 146ZM75 148H74V150H75ZM94 148H95V146H94ZM102 148H103V147H102ZM105 148H107V147H105ZM147 148H148V147H147ZM161 148H162V147H161ZM196 148H197V147H196ZM206 148H207V147H206ZM233 148H234V147H233ZM242 148H243V147H242ZM254 148H253V150L255 151L256 148H255V149H254ZM11 149H12V148H11ZM16 149H17V147H16ZM20 149H21V147H20ZM57 149H58V148H57ZM62 149H63V148H62ZM69 149H71V151H72V148H69ZM78 149H79V148H78ZM84 149H85V148H84ZM91 149H93V148H91ZM109 149H110V148H109ZM109 149H108V150H109ZM158 149H160V148H158ZM158 149H157V151H158ZM166 149H167V148H166ZM166 149H165V150H166ZM243 149H244V148H243ZM248 149H249V148H248ZM258 149H259V148H257V150H258ZM1 150H2V148H1ZM3 150H4V149H3ZM3 150H2V151H3ZM8 150H9V149H8ZM8 150H7V151H8ZM22 150H23V149H22ZM26 150H28V149H26ZM48 150H49V149H48ZM50 150H51V149H50ZM50 150H49V151H50ZM63 150H64V149H63ZM80 150L82 151V147H81ZM97 150H99V148H97ZM102 150H103V149H102ZM136 150H137V149H136ZM139 150H140V148H139ZM141 150H142V149H141ZM155 150H156V149H155ZM205 150H207V149H205ZM244 150H245V149H244ZM257 150H256V152H257ZM262 150H263V149H262ZM4 151H5V150H4ZM16 151H17V150H16ZM20 151H21V150H20ZM32 151H33V150H32ZM35 151H36V149H35ZM55 151H56V150H55ZM55 151H54V152H55ZM60 151H61V150H60ZM66 151H67V150H66ZM75 151H76V150H75ZM90 151H91V150H90ZM95 151H96V150H95ZM100 151H101V149H100ZM142 151H143V150H142ZM152 151H153V150H152ZM152 151H151V152H152ZM198 151H199V150H198ZM225 151H226V150H225ZM228 151H229V150H228ZM230 151H231V149H230ZM230 151H229V152H230ZM238 151H239V150H238ZM240 151L243 152V150H240ZM245 151H246V150H245ZM247 151H248V150H247ZM11 152H13V151H11ZM18 152H19V151H18ZM21 152L23 153V151H21ZM29 152H31V151H29ZM43 152H44V151H43ZM43 152H42V153H43ZM58 152H59V150H58ZM69 152H70V151H69ZM69 152H68V153H69ZM84 152H85V151H84ZM96 152H97V151H96ZM134 152H135V151H134ZM208 152H209V151H208ZM219 152H220V151H219ZM222 152H224V151H222ZM232 152H233V151H232ZM232 152H230V153H232ZM19 153H20V152H19ZM22 153H21V154H22ZM32 153H34V152H32ZM32 153H31V155H32ZM50 153H52V152L50 151ZM50 153H49V154H50ZM55 153H56V152H55ZM66 153H67V152H66ZM79 153H81V152H79ZM90 153H91V152H90ZM92 153H94V152L92 151ZM109 153H110V152H109ZM112 153H113V152H111V154H112ZM201 153H202V152H201ZM209 153H210V152H209ZM250 153L252 154L253 152H250ZM250 153H249V154H250ZM262 153H264V152H262ZM5 154H6V153H5ZM7 154H8V153H7ZM12 154H13V153H12ZM29 154H30V153H29ZM29 154H28V155H29ZM43 154H44V153H43ZM57 154H58V153H57ZM69 154H70V155H71V154L73 155V153H69ZM75 154H76V153H75ZM75 154H74V155H75ZM102 154H103V153H102ZM102 154H100V155H102ZM104 154H105V153H104ZM158 154H159V153H157V155H158ZM220 154H221V153H220ZM226 154H229V153L227 152ZM243 154H246V153H243ZM247 154H248V153H247ZM247 154H246V155H247ZM249 154H248V155H249ZM0 155H1V154H0ZM23 155H24V154H23ZM25 155H27V153H26ZM55 155H56V154H55ZM76 155H79V154H76ZM76 155H75V156H76ZM82 155H83V154H82ZM97 155H98V154H97ZM115 155H116V154H115ZM144 155H145V154H144ZM144 155H143V156H144ZM209 155H210V154H209ZM217 155H218V154H217ZM222 155H225V154H222ZM222 155H221V156H222ZM237 155H238V154H237ZM237 155H236V156H237ZM246 155H245V156H246ZM260 155H261V154H260ZM7 156H8V155H7ZM11 156H13V155H11ZM16 156H17V155H16ZM37 156H38V154H37ZM37 156H36V153H35V156H34V157H37ZM40 156H41V155H40ZM40 156H38V157H40ZM51 156H53V155H51ZM60 156H61V155H60ZM106 156H107V154H106ZM108 156H110V155H108ZM108 156H107V157H108ZM119 156H121V153H120ZM197 156H198V155H197ZM229 156H230V155H229ZM239 156H240V155H239ZM255 156H258V155H255ZM9 157H10V156H9ZM42 157H43V156H42ZM49 157H50V155H49ZM57 157H58V156H57ZM62 157H63V156H62ZM78 157H80V156H78ZM99 157H100V156H99ZM112 157L114 158V156H112ZM148 157H149V156H148ZM160 157H161V156H160ZM162 157H163V156H162ZM162 157H161V158H162ZM230 157H231V156H230ZM243 157H244V155H243ZM248 157H249V158H251V157L253 158L252 155H251V156H248ZM263 157H264V156H263ZM1 158H2V157H1ZM18 158H19V156H18ZM20 158H21V157H20ZM29 158L31 159L32 156L29 157ZM59 158H60V157H59ZM63 158H64V157H63ZM76 158H77V157H76ZM81 158H82V157H81ZM85 158H86V157H85ZM85 158H83V159H85ZM150 158H151V156H150ZM161 158H160V159H161ZM199 158H200V157H199ZM212 158H213V157H212ZM237 158H238V157H237ZM240 158H241V157H240ZM256 158H257V157H256ZM256 158H255V159H256ZM3 159H4V157L2 158V160H3ZM7 159H8V157H7ZM11 159H12V158H11ZM21 159H23V157H22ZM33 159H35V158H33ZM36 159H37V158H36ZM41 159H42V158H41ZM41 159H40V160H41ZM53 159H54V158H52L51 160H53ZM55 159H56V157H55ZM55 159H54V160H55ZM83 159H82V160H83ZM96 159H97V157H96ZM114 159H115V158H114ZM119 159H120V158H119ZM119 159H118V160H119ZM163 159H164V158H163ZM204 159H206V158H204ZM215 159H217V158H215ZM223 159H224V158H223ZM226 159H229V158H226ZM235 159H236V158H235ZM259 159H260V157H259ZM259 159H258V161H259ZM5 160H6V159H5ZM8 160H9V159H8ZM26 160H28V159L26 158ZM38 160H39V159H38ZM40 160H39V161H40ZM48 160H49V159H48ZM61 160H63V159H61ZM61 160H60V161H61ZM135 160H136V159H135ZM197 160H199V159L197 158ZM197 160H196V161H197ZM219 160H220V159H219ZM230 160H232V159H230ZM242 160H243V159H242ZM250 160H251V159H250ZM250 160H249V161H250ZM253 160H254V158L252 159V162H253ZM0 161H1V160H0ZM12 161H13V160H12ZM14 161H15V163H16V161L19 162L20 160L18 161V160L15 159ZM23 161H25V160H23ZM46 161H47V159H46ZM56 161H59V160L56 159ZM69 161H70V160L68 159V162H69ZM71 161H72V160H71ZM78 161H79V160H78ZM80 161H81V160H80ZM80 161H79V162H80ZM84 161H85V160H84ZM98 161H99V160H98ZM116 161H117V160H116ZM119 161H120V160H119ZM144 161H145V160H144ZM199 161H201V159H200ZM206 161H207V160H206ZM221 161H222V160H221ZM221 161H220V162H221ZM224 161H225V160H224ZM226 161H227V160H226ZM235 161H236V160H235ZM237 161H240V160H237ZM243 161H244V160H243ZM25 162H26V161H25ZM29 162H30V161H29ZM32 162H33V161H32ZM42 162H44V161H42ZM49 162H50V161H49ZM49 162H46V163L48 164ZM51 162H52V161H51ZM61 162H62V161H61ZM102 162H103V161H102ZM146 162H147V161H146ZM158 162H160V160H158ZM214 162H215V161H214ZM233 162H234V160H233ZM241 162H242V161H241ZM263 162H264V160H263ZM0 163H1V162H0ZM11 163L13 164L14 162H11ZM20 163H23V162H20ZM33 163H34V162H33ZM33 163H32V164H33ZM35 163H37V161H36ZM38 163H39V162H38ZM40 163H41V162H40ZM40 163H39V164H40ZM72 163H73V162H72ZM84 163H86V162H84ZM135 163H136V162H135ZM191 163H193V162H191ZM194 163H195V160H194ZM194 163H193V165H195ZM203 163H204V162H203ZM218 163H219V162H218ZM227 163H230V161L227 162ZM227 163H226V167L229 166V165H227ZM238 163H239V162H238ZM243 163H244V162H243ZM247 163H248V161H247ZM249 163L252 164L251 162H249ZM3 164H5V163H2L1 165H3ZM12 164H9V163H8L7 165H9V166L11 165V166H12ZM18 164H19V163H18ZM28 164H29V163H28ZM39 164H38V165H39ZM52 164H53V163H52ZM54 164H55V163H54ZM62 164H63V162H62ZM64 164H65V163H64ZM70 164H71V163H70ZM77 164H78V163H77ZM80 164H83V163H80ZM116 164H117V163H116ZM209 164H210V163H209ZM220 164H221V163H220ZM234 164H237V163H234ZM239 164H242V163H239ZM245 164H246V163H245ZM256 164H257V162H256ZM256 164H255V166H256ZM1 165H0V166H1ZM20 165H21V164H19V167H20ZM29 165H30V164H29ZM33 165H34V164H33ZM33 165H32V166H33ZM50 165H51V164H50ZM78 165H79V164H78ZM87 165H88V164H87ZM114 165H115V164H114ZM114 165H113V166H114ZM189 165H190V164H189ZM197 165H198V164H197ZM206 165H207V163H206ZM213 165H214V164H213ZM215 165H217V164H215ZM247 165H248V164H247ZM9 166H6V167H9ZM11 166H10V168H11ZM24 166H28V165H24ZM35 166H37V164H35ZM45 166H46V165H45ZM61 166H62V165H61ZM70 166H71V165H69L68 167H70ZM74 166H75V165H74ZM104 166H105V165H104ZM106 166H107V165H106ZM117 166H118V165H117ZM201 166L203 167V165H201ZM221 166H222V165H221ZM230 166H231V164H230ZM230 166H229V167H230ZM237 166H238V165H237ZM243 166H244V164H243ZM252 166H253V164H252ZM255 166H254V167H255ZM37 167H38V166H37ZM46 167H47V166H46ZM72 167H73V166H72ZM75 167H76V168H75V170H76L78 167H77V166H75ZM99 167H100V166H99ZM110 167H111V166H110ZM115 167H116V166H115ZM134 167H136L135 164H134ZM152 167H153V166H152ZM193 167H194V166H193ZM199 167H200V166H199ZM199 167H197L198 170L200 169ZM210 167H212V166H209L208 168H210ZM215 167H216V166H215ZM231 167H232V166H231ZM239 167H240V166H239ZM241 167H242V165H241ZM246 167H247V166H246ZM261 167H262V166H261ZM261 167H260V168H261ZM14 168H15V167H14ZM21 168H23V167H21ZM21 168H20V169H21ZM39 168H40V167H39ZM39 168H38V169H39ZM43 168H44V167H43ZM58 168H59V166H58ZM58 168H57V169H58ZM63 168H64V167H63ZM93 168H94V167H93ZM107 168H108V167H107ZM126 168H127V167H126ZM126 168H125V169H126ZM147 168H148V167H147ZM147 168H146V169H147ZM183 168H184V167H183ZM187 168H188V167H186V169H187ZM223 168H225V167H223ZM232 168H233V167H232ZM243 168H245V167H243ZM263 168H264V167H263ZM3 169H4V172H5L6 168H4V165H3ZM8 169H9V168H8ZM16 169H18V168H15V171H16L15 174H17V170H16ZM24 169H25V167H24ZM32 169H33V168H31V171H32ZM38 169H36V170H38ZM45 169H46V168H45ZM53 169H54V168H53ZM68 169H69V168H68ZM70 169H71V167H70ZM83 169H84V168H83ZM118 169H120V168H118ZM128 169H130V168H128ZM148 169H149V168H148ZM193 169H194V168H192V171H193ZM203 169H204V168H203ZM203 169H200V170H203ZM239 169H240V168H238L237 170L239 171ZM241 169H242V168H241ZM0 170H1V169H0ZM25 170H26V169H25ZM25 170H24V171H25ZM34 170H35V169H34ZM36 170H35V171H36ZM39 170H40V169H39ZM48 170H49V169H48ZM55 170H56V169H55ZM78 170H79V169H78ZM78 170H77V171H78ZM130 170H131V169H130ZM142 170H144V169L142 168ZM149 170H152V169H149ZM156 170H157V169H154V172H155ZM184 170H185V169H184ZM190 170H191V169H189L188 171H190ZM195 170H197V169H195ZM200 170H199V171H200ZM206 170H207V169H206ZM206 170H205V171H206ZM219 170L221 171V170H223V169H219ZM230 170H232V169H230ZM246 170H247V169H246ZM254 170H255V169H254ZM257 170H258V169H257ZM262 170H263V169H262ZM11 171H12V169H11ZM21 171H22V169H21ZM21 171H20V173H21ZM29 171H30V169H29ZM40 171H42V170H40ZM50 171H51V170H49V172H50ZM57 171H58V170H57ZM62 171H63V170H62ZM62 171H61V172H62ZM72 171H73V170H72ZM72 171H68V172L70 173V172H72ZM77 171H76V172H77ZM81 171H82V168H81ZM81 171H79V173H80ZM107 171H108V170H107ZM125 171H126V170H125ZM127 171H128V170H127ZM127 171H126V172H127ZM174 171H177V170H174ZM181 171H182V168H181ZM212 171H214V170H213V167H212ZM224 171H225V170H224ZM232 171H233V170H232ZM232 171H231V174H232ZM234 171H235V170H234ZM241 171H242V170H241ZM255 171H256V170H255ZM8 172H9V171H8ZM22 172H23V171H22ZM26 172H27V171H26ZM32 172H33V171H32ZM32 172H30L31 175H32ZM36 172H37V171H36ZM36 172H35V173H36ZM58 172H59V171H58ZM76 172H74V173H76ZM131 172H132V171H131ZM148 172H149V171H148ZM159 172H160V171H159ZM184 172H185V171H184ZM186 172H187V171H186ZM186 172H185V173H186ZM203 172H204V171H203ZM215 172H216V171H215ZM215 172H213V173H215ZM256 172H258V171H256ZM259 172L261 173V171H259ZM262 172H263V171H262ZM18 173H19V170H18ZM24 173H25V172H24ZM30 173H29V174H30ZM35 173H34V174H35ZM46 173H47V172H46ZM63 173H65V172L63 171ZM66 173H67V172H66ZM81 173H82V172H81ZM84 173H85V172H84ZM84 173H83V174H84ZM102 173H103V172H102ZM102 173H101V174H102ZM112 173H113V172H112ZM145 173H146V172H145ZM151 173H152V172H151ZM157 173H158V171L156 172V174H157ZM174 173H176V172H174ZM179 173H180V172H179ZM195 173H196V172H195ZM195 173H193V175H194ZM198 173H199V172H197V174H198ZM219 173H221V172H219ZM226 173H227V172H226ZM229 173H230V172H229ZM235 173H237V171H236ZM253 173H254V172H253ZM5 174H6V173H5ZM11 174H12V172H11ZM39 174H40V173H39ZM41 174H42V172H41ZM44 174H45V173H44ZM67 174H68V173H67ZM67 174H65V175H67ZM99 174H100V173H99ZM135 174H136V173H135ZM177 174H178V173H177ZM197 174H195V175L197 176ZM200 174H201V173H200ZM204 174H205V172H204ZM217 174H218V173H217ZM217 174H216V175H217ZM262 174H263V173H262ZM9 175H10V174H9ZM17 175H18V178H19V176H21V174H17ZM17 175H16V176H17ZM24 175H25V174H24ZM26 175H28V174H26ZM45 175H46V174H45ZM45 175H44V176H45ZM47 175H49V174H47ZM51 175H52V174H51ZM54 175H56V174H54ZM54 175H53V176H54ZM79 175H80V174H79ZM79 175H78V176H79ZM81 175H82V174H81ZM81 175H80V176H81ZM109 175H110V174H109ZM113 175H115V174H113ZM121 175H122V174H121ZM121 175H120V176H121ZM125 175H126V173H125ZM136 175H137V174H136ZM141 175H142V174H141ZM153 175H155V174H153ZM180 175H181V174H180ZM180 175H179V176H180ZM190 175H191V174H190ZM214 175H215V174H214ZM218 175H219V174H218ZM218 175H217V176H218ZM233 175H234V173H233ZM233 175H232L231 177H233ZM235 175H237V174H235ZM258 175H261V174H258ZM4 176H5V175H4ZM32 176H33V175H32ZM34 176H35V175H34ZM42 176H43V175H42ZM44 176H43V178H46V177H44ZM67 176H68V175H67ZM69 176H70V175H69ZM71 176H73L72 173H71ZM75 176H76V175L74 174V177H75ZM99 176H100V175H99ZM116 176H117V175H116ZM133 176H134V174H133ZM137 176H138V175H137ZM150 176H151V175H150ZM184 176H186V175H184ZM184 176H183V177H184ZM191 176H192V175H191ZM202 176H203V175H202ZM211 176H213V175H211ZM223 176H224V174H223ZM226 176H228V175H226ZM226 176H225V177H226ZM253 176H254V175H253ZM255 176H257V175H255ZM262 176H263V175H261V177H262ZM0 177H1V175H0ZM12 177H14V176H12ZM28 177H29V176H28ZM28 177H27V178H28ZM36 177H38V176H36ZM64 177H65V176H64ZM76 177H77V176H76ZM84 177H86V176H84ZM91 177H92V176H91ZM121 177H122V176H121ZM130 177H131V176H130ZM138 177H139V176H138ZM142 177H143V176H142ZM154 177H155V176H154ZM154 177H153V178H154ZM197 177H199V176H197ZM203 177H204V176H203ZM209 177H210V176H209ZM218 177H219V176H218ZM234 177H235V176H234ZM234 177H233V178H234ZM15 178H16V177H15ZM15 178H13V179H15ZM22 178H23V177H22ZM51 178H52V177H51ZM51 178H50V179H51ZM53 178H54V177H53ZM53 178H52V180H53ZM82 178H83V177H82ZM135 178H136V177H135ZM135 178H134V179H135ZM151 178H152V177H151ZM170 178H171V176H170L168 179H170ZM175 178H176V177H175ZM175 178L173 177V179H175ZM187 178H188V177H187ZM192 178H193V177H192ZM195 178H196V177H195ZM221 178H222V177H221ZM226 178H227V177H226ZM250 178H251V177H250ZM252 178H253V177H252ZM257 178H260V176H257ZM5 179H6V178H5ZM7 179L9 180V178H7ZM31 179H32V178H31ZM35 179H36V178H35ZM40 179H41V177H40ZM54 179H55V178H54ZM60 179H61V178H60ZM70 179H71V178H70ZM73 179H74V178H73ZM79 179H81V178H79ZM79 179H78V180H79ZM84 179H86V178H84ZM96 179H97V178H96ZM111 179H112V178H111ZM114 179H115V178H113L112 180L114 181ZM123 179H125V178H123ZM123 179H122V180H123ZM136 179H137V178H136ZM140 179H141V178H140ZM166 179H167V178H165V180H166ZM171 179H172V178H171ZM177 179H178V177H177ZM181 179H182V178H181ZM184 179L186 180V178H184ZM188 179H189V178H188ZM199 179H200V178H199ZM203 179H204V178H203ZM205 179H206V177H205ZM215 179H216V178H215ZM223 179H224V178H223ZM227 179H228V178H227ZM227 179H225V180H227ZM3 180H4V177H3ZM8 180H7V183H8ZM28 180H29V179H28ZM82 180H83V179H81V181H82ZM88 180H89V179H88ZM109 180H110V179H109ZM122 180H120V182H122ZM132 180H133V177H132ZM132 180H130V181H132ZM150 180H151V179H149V181H150ZM152 180H154V179H152ZM161 180H162V179H161ZM175 180H176V179H175ZM185 180H184V181H185ZM192 180H193V179H192ZM210 180H211V179H210ZM219 180H221V179H219ZM228 180H229V179H228ZM231 180H232V179H231ZM251 180H252V179H251ZM251 180H250V182H248L249 184L252 183ZM256 180H257V179H256ZM25 181H26V180H25ZM29 181H30V180H29ZM35 181H36V180H35ZM40 181H41V180H40ZM44 181H45V180H44ZM55 181H56V180H55ZM67 181H68V180H67ZM74 181H75V179H74ZM81 181H79V182H81ZM123 181H125V180H123ZM138 181H139V179H138ZM143 181H144V180H143ZM143 181H142V182H143ZM146 181H147V178H146ZM149 181H148V182H149ZM157 181H158V180H157ZM167 181H168V180H167ZM167 181H166V182H167ZM171 181H172V180H171ZM171 181H170V182H171ZM214 181H215V180H214ZM214 181H213V184H215ZM229 181H230V180H229ZM229 181H228L227 183H229ZM246 181H247V180H246ZM253 181H254V180H253ZM263 181H264V180H263ZM0 182H1V180H0ZM14 182H15V180H14ZM14 182H13V184H14ZM22 182H23V179H22ZM22 182H21V183H22ZM36 182H37V181H36ZM38 182H39V181H38ZM38 182H37V183H38ZM41 182H42V181H41ZM47 182H48V181H47ZM52 182H53V181H52ZM56 182H57V181H56ZM56 182H55V183H56ZM59 182H61V181L59 180ZM71 182H72V181H71ZM109 182H110V181H109ZM116 182H118V181L116 180ZM128 182H129V181H128ZM135 182H136V181H135ZM152 182H153V181H152ZM152 182H151V184H152ZM186 182H187V180H186ZM215 182H216V181H215ZM217 182H219V181H217ZM231 182H232V181H231ZM244 182H245V181H244ZM260 182H262V180H261ZM5 183H6V181H5ZM15 183H17V181H16ZM23 183H24V182H23ZM28 183H30V182H28ZM50 183H51V182H50ZM68 183H69V182H67V184H68ZM97 183H98V182H97ZM110 183H111V182H110ZM112 183H113V182H112ZM125 183H126V182H125ZM131 183H132V182H131ZM154 183H155V182H154ZM156 183H158V182H156ZM161 183H162V182H161ZM163 183H165V182H163ZM167 183H168V182H167ZM181 183H182V181H181ZM194 183H195V182H194ZM206 183H207V182H206ZM221 183H222V182H221ZM234 183H236V182H234ZM255 183H257V182H255ZM258 183H259V181H258ZM3 184H4V183H3ZM3 184H2V185H3ZM8 184H9V183H8ZM17 184H18V183H17ZM30 184H31V183H30ZM30 184H28V187L31 186ZM32 184H34V183H32ZM53 184H54V182H53ZM59 184H61V183H59ZM117 184H118V183H117ZM133 184H134V183H133ZM145 184H146V183H145ZM145 184H144V185H145ZM151 184H150V185H151ZM172 184H174V183H172ZM176 184H177V182H176ZM190 184H191V183H190ZM192 184H193V183H192ZM201 184H202V183H201ZM213 184H212V185H213ZM223 184H224V183H223ZM239 184H240V183H239ZM241 184L243 185V181H242ZM244 184H245V183H244ZM262 184H263V183H262ZM22 185H23V186H26V184H25V185L22 184ZM47 185H49V184H47ZM85 185H86V184H85ZM135 185H136V184H135ZM153 185H155V184H153ZM170 185H171V183H170ZM184 185H185V184H184ZM187 185L189 186V184H187ZM187 185H186V187H187ZM207 185H208V184H207ZM221 185H222V184H221ZM221 185L219 184L218 186H221ZM235 185H237V184H235ZM246 185H247V184H246ZM263 185H264V184H263ZM4 186H6V185H4ZM12 186H13V185H12ZM14 186H16V185H14ZM18 186H19V185H18ZM38 186H39V185H38ZM45 186H46V185H45ZM45 186H44V187H45ZM62 186H63V185H62ZM87 186H88V185H87ZM92 186H93V185H92ZM102 186H103V184H102ZM125 186H126V185H125ZM127 186H128V185H127ZM137 186H138V185H137ZM140 186H141V185H140ZM161 186H162V185H161ZM167 186H168V185H167ZM171 186H172V185H171ZM193 186H194V185H193ZM199 186H200V185H199ZM222 186H223V188H225L224 185H222ZM232 186H233V184H232ZM239 186H240V185H239ZM248 186H249V185H247V187H245V188H248V189H249ZM252 186H253V185H252ZM255 186H256V185H255ZM255 186H253V187H255ZM0 187H2V186H0ZM8 187H9V186H8ZM10 187H11V186H10ZM16 187H17V186H16ZM40 187H42V184H41ZM48 187H49V186H48ZM48 187H46V189H47ZM50 187H51V186H50ZM58 187H60V186H58ZM68 187H69V186H68ZM97 187H98V186H97ZM117 187H118V186H117ZM121 187H122V186H121ZM128 187H129V186H128ZM130 187H131V186H130ZM130 187H129L128 189H129L130 191L133 190V189H130ZM133 187H135V186H133ZM151 187H152V186H151ZM156 187H157V186H156ZM158 187H160V186H158ZM162 187H163V186H162ZM162 187H160V188H162ZM183 187H184V186H183ZM205 187H206V186H205ZM210 187H211V186H210ZM215 187H217V186L215 185ZM215 187H213V189H214ZM226 187H228L227 184H226ZM235 187H236V186H235ZM240 187H242V186H240ZM240 187H239V188H240ZM253 187H252V188H253ZM256 187H259V186H256ZM2 188H3V187H2ZM4 188L6 189V187H4ZM4 188H3V190H4ZM29 188H30V187H29ZM29 188H28V189H29ZM38 188H39V187H38ZM55 188H56V187H55ZM92 188H94V187H92ZM136 188H137V187H136ZM143 188H144V187H142V189H143ZM171 188H172V187H171ZM177 188H178V187H177ZM189 188H190V187H188V189H189ZM202 188H203V187H202ZM208 188H209V187H208ZM217 188H218V187H217ZM217 188H216V189H217ZM232 188H233V187H232ZM236 188H237V187H236ZM242 188H244V186H243ZM262 188H263V187H262ZM20 189H21V188H20ZM20 189H19V190H20ZM24 189H25V188H24ZM35 189H37V188H35ZM95 189H96V187H95ZM115 189H116V188H115ZM123 189H127V188L125 187V188H123ZM134 189H135V188H134ZM140 189H141V188H140ZM149 189H150V188H149ZM168 189H169V188H167V191H168ZM172 189H173V188H172ZM185 189H186V188H185ZM185 189H184V190H185ZM200 189H201V187H200ZM204 189H205V188H204ZM204 189H203V191H204ZM221 189H222V188H221ZM226 189H228V188H226ZM229 189H231V188H229ZM233 189H234V188H233ZM233 189H232V190H233ZM256 189H257V188H256ZM8 190H9V189H8ZM8 190H7V191H8ZM14 190H15V189H14ZM37 190H38V189H37ZM39 190H40V188H39ZM39 190H38V191H39ZM47 190H48V189H47ZM49 190H50V189H49ZM52 190H53V189H52ZM59 190H60V189H59ZM63 190H64V189H63ZM67 190H68V189H67ZM67 190H66V191H67ZM69 190H70V188H69ZM99 190H100V189H99ZM118 190L120 191L121 189L118 188ZM151 190H152V189H151ZM190 190H191V189H190ZM194 190H195V189H194ZM194 190L191 191V192H194ZM206 190H207V189H206ZM224 190H225V189H224ZM232 190H231V191H232ZM235 190H236V189H235ZM235 190H234V191H235ZM242 190H243V189H242ZM250 190H252V189H250ZM250 190H249V191H250ZM253 190H254V188H253ZM257 190L259 191V189H257ZM257 190H255V191H253V192H256ZM263 190H264V189H263ZM7 191H6V192H7ZM10 191L13 192V190H10ZM27 191H28V190H27ZM27 191H26V192H27ZM40 191H41V190H40ZM43 191H44V190H42L41 192H43ZM50 191H51V190H50ZM54 191H55V189H54ZM57 191H58V190H57ZM100 191H101V190H100ZM104 191H105V190H104ZM104 191H102V192L105 193ZM116 191H117V190H116ZM125 191H126V190H125ZM127 191H128V190H127ZM142 191H143V190H142ZM145 191H146V189L144 190V192H145ZM165 191H166V190H165ZM167 191H166V192H167ZM175 191H176V189H175ZM195 191H196V190H195ZM207 191H208V190H207ZM207 191H206L205 193H207ZM210 191H211V190H210ZM213 191H214V190H213ZM218 191H219V190H218ZM236 191H237V190H236ZM239 191H240V190H239ZM243 191H244V190H243ZM249 191H248V192H249ZM32 192H35V191H32ZM36 192H37V191H36ZM45 192H46V191H45ZM52 192H53V191H52ZM61 192H62V191H61ZM61 192H60V193H61ZM70 192H71V191H70ZM73 192H74V191H73ZM73 192H72V193H73ZM144 192H143V193H144ZM146 192H147V191H146ZM163 192H164V191H163ZM211 192H212V191H211ZM215 192H216V191H215ZM215 192H214V194H215ZM220 192H221V191H219V193H220ZM248 192H247L246 195H248ZM253 192H252L251 194H253ZM260 192H261V189H260ZM3 193H5V192H3ZM3 193H2V194H3ZM13 193H14V192H13ZM16 193H17V192H16ZM20 193H21V192H20ZM20 193H19V195H20ZM29 193H31L30 190H29ZM46 193H47V192H46ZM53 193H54V192H53ZM85 193H86V192H85ZM85 193H84V194H85ZM93 193H94V192H93ZM97 193H98V192H97ZM97 193H96V195H97ZM128 193H129V192H128ZM132 193H133V191H132ZM139 193H141V192H139ZM139 193H138V194H139ZM159 193H161V192H159ZM171 193H172V192H171ZM197 193H198V192H197ZM202 193H203V192H202ZM208 193H209V192H208ZM238 193H239V192H238ZM241 193H242V192H241ZM261 193H262V192H261ZM263 193H264V192H263ZM24 194H25V193H24ZM35 194H36V193H35ZM42 194H43V193H42ZM54 194H55V193H54ZM57 194H58V193H57ZM68 194H69V193H68ZM73 194H74V193H73ZM126 194H127V193H126ZM133 194H134V193H133ZM138 194H137V196H138ZM141 194H142V193H141ZM178 194H179V193H178ZM178 194H177V195H178ZM183 194H184V193H183ZM211 194H212V193H211ZM217 194H218V193H217ZM257 194H258V192H257ZM257 194H255V195H257ZM3 195H4V194H3ZM8 195H10V194H8ZM11 195L13 196V194H11ZM11 195H10V196H11ZM33 195H34V194H33ZM33 195H32V196H33ZM37 195H38V194H37ZM45 195H46V194H45ZM45 195H42V196H45ZM61 195L63 196L62 193H61ZM65 195H66V194H65ZM82 195H83V194H82ZM86 195H87V194H86ZM86 195H85V196H86ZM88 195H89V194H88ZM91 195H92V194H91ZM117 195H118V194H117ZM144 195H145V194H144ZM146 195H147V194H146ZM148 195H149V194H148ZM166 195H168V194H166ZM195 195H196V193H195ZM197 195H198V194H197ZM197 195H196V196H197ZM207 195H208V194H207ZM215 195H216V194H215ZM231 195H232V194H231ZM241 195H242V194H241ZM21 196H22V195H21ZM21 196H20V199H21ZM29 196H30V195H29ZM42 196H41V197H42ZM47 196H48V195H47ZM56 196H57V195H55V197H56ZM73 196H74V195H73ZM85 196H84V197H85ZM129 196H130V194H129ZM133 196H134V195H133ZM161 196H162V195H161ZM178 196H179V195H178ZM182 196H183V195H182ZM208 196H209V195H208ZM208 196H207V197H208ZM212 196H213V194H212ZM234 196H235V195H234ZM0 197H2V195H0ZM4 197H5V198H2L1 200L6 199L7 195L4 196ZM26 197H27V196H25L24 199H25ZM69 197H70V196H69ZM98 197H99V196H98ZM118 197H120V196H118ZM130 197H131V196H130ZM142 197H143V195H142ZM166 197H167V196H166ZM183 197H184V196H183ZM185 197H186V194H185ZM191 197H192V196H191ZM197 197H198V196H197ZM230 197H231V196H230ZM238 197H239V196H238ZM240 197H241V196H240ZM256 197H257V196H256ZM263 197H264V196H263ZM8 198H9V197H8ZM11 198H12V197H11ZM16 198H17V197H16ZM16 198H15V199H16ZM18 198H19V197H18ZM33 198H34V197H33ZM33 198H32V199H33ZM35 198H36V197H35ZM35 198H34V199H35ZM38 198H39V197H38ZM57 198H58V197H57ZM60 198H61V197H60ZM60 198H59V199H60ZM62 198H63V197H62ZM64 198H65V196H64ZM86 198H87V197H86ZM88 198H89V197H88ZM91 198H92V197H91ZM91 198H90V199H91ZM94 198H95V197H94ZM103 198H104V197H103ZM103 198H102V199H103ZM132 198H133V197H131L130 199H132ZM135 198H136V197H135ZM135 198H134V200H135ZM148 198H150V196H149ZM195 198H196V197H195ZM195 198H194V200H195ZM199 198H200V197H198V199H199ZM201 198H203V197L201 196ZM204 198H205V197H204ZM236 198H237V197H236ZM248 198H249V197H248ZM254 198H255V197H254ZM29 199H31V197H30ZM65 199H66V198H65ZM73 199H74V198H73ZM90 199H89V200H90ZM102 199H101V200H102ZM144 199H146V198H144ZM144 199H142V200L144 201ZM208 199H209V198H208ZM237 199H238V198H237ZM250 199H253V198H250ZM260 199H261V198H260ZM6 200H7V199H6ZM9 200H10V198H9ZM12 200H13V199H12ZM21 200H22V199H21ZM27 200H28V198H27ZM44 200H45V199H44ZM46 200H48V199H46ZM61 200H62V199H61ZM63 200H64V199H63ZM92 200H93V199H92ZM119 200H120V199H119ZM119 200H118V201H119ZM137 200H138V198H137ZM147 200H148V199H147ZM166 200H167V199H166ZM177 200H178V199H177ZM180 200H181V199H180ZM182 200H183V199H182ZM187 200H189V199H187ZM7 201H8V200H7ZM15 201H16V200H15ZM25 201H26V200H25ZM25 201H24V202H25ZM28 201H29V200H28ZM34 201H37V200H34ZM53 201H54V199H53ZM53 201H51V202H53ZM58 201H59V200H58ZM64 201H65V200H64ZM69 201H72V200H69ZM110 201H112V200H110ZM114 201H115V200H114ZM116 201H117V200H116ZM128 201H129V200H128ZM156 201H157V200H156ZM159 201L161 202L162 199L159 200ZM183 201H184V200H183ZM195 201H196V200H195ZM202 201H203V200H202ZM253 201H254V200H253ZM257 201H259V200H258V197H257L256 202H257ZM260 201H262V200H260ZM2 202H3V201H2ZM10 202H12V201H10ZM19 202H20V200H19ZM19 202L17 201V203H19ZM21 202H22V201H21ZM26 202H27V201H26ZM29 202H31V201H29ZM46 202H49V201H46ZM56 202H57V201H56ZM91 202H92V201H91ZM94 202H95V201H93V203H94ZM97 202H99V201H97ZM101 202H102V201H101ZM126 202H127V201H126ZM135 202H136V201H135ZM140 202H141V201H140ZM148 202H149V201H148ZM179 202H180V201H179ZM181 202H182V201H181ZM193 202H194V201H193ZM199 202H200V201H199ZM235 202H237V201L235 200ZM5 203H6V202H5ZM8 203H9V202H8ZM12 203H16V202H12ZM22 203H23V202H22ZM27 203H28V202H27ZM35 203H36V202H35ZM49 203H50V202H49ZM115 203H117V202H115ZM131 203H132V202H131ZM133 203H134V202H133ZM145 203H147V202H145ZM145 203H144V204H145ZM175 203H176V202H175ZM182 203H183V202H182ZM194 203H195V202H194ZM250 203H251V201H250ZM252 203H254V202H252ZM260 203H261V202H259V204H260ZM2 204H4V202H3ZM23 204L25 205V203H23ZM23 204H21V205H23ZM38 204H39V201H38ZM54 204H55V203H54ZM61 204H62V203H61ZM104 204H106V203H104ZM139 204H140V203H139ZM151 204H152V203H151ZM157 204H159V203H157ZM183 204H184V203H183ZM188 204H189V202H188ZM0 205H1V204H0ZM18 205H20V204H18ZM18 205H17V206H18ZM21 205H20V206H21ZM28 205H29V203H28ZM35 205H36V204H35ZM39 205H40V204H39ZM44 205H45V204H44ZM65 205H66V204H65ZM90 205H92V204H90ZM90 205H89V207H90ZM101 205H102V204H101ZM118 205H119V204H117V206H118ZM123 205H125V204H123ZM123 205H119V206H121L120 208H122ZM129 205H130V204H129ZM136 205H137V203H136ZM142 205H143V204H142ZM142 205H141V208H143ZM145 205H146V204H145ZM159 205H161V203H160ZM164 205H165V203H164ZM196 205H197V204H196ZM233 205H234V204H233ZM254 205L256 206V204H254ZM1 206H2V205H1ZM5 206H6V205H5ZM29 206H30V205H29ZM53 206H54V205H53ZM61 206L64 207V205H61ZM165 206H166V205H165ZM184 206H185V205H184ZM198 206H199V205H198ZM239 206H240V205H239ZM249 206H250V205H249ZM249 206H248V207H249ZM260 206H261V205H260ZM260 206H259V207H260ZM262 206H264V205L262 204ZM3 207H4V206H3ZM3 207H2V208H3ZM12 207H13V205H12ZM40 207L42 208V206H40ZM59 207H60V206H59ZM85 207H86V206H85ZM104 207H105V206H104ZM108 207H109V204H108ZM125 207H126V206H125ZM151 207H152V206H151ZM154 207H155V206H154ZM158 207H159V206H158ZM256 207H257V206H256ZM5 208H6V207H5ZM5 208H4V209H5ZM23 208H24V207H23ZM34 208H35V207H34ZM55 208H56V207H55ZM86 208H87V207H86ZM92 208H93V207H92ZM179 208H180V207H179ZM185 208H186V206H185ZM235 208L239 210V207H238V208L235 207ZM249 208H250V207H249ZM253 208H254V207H252L251 210H252ZM4 209H3V210H4ZM13 209H14V208H13ZM15 209H16V208H15ZM31 209H32V207H31ZM37 209H38V208H37ZM43 209H44V208H43ZM47 209H48V206H47ZM57 209H58V208H57ZM89 209H90V208H89ZM94 209H95V208H94ZM101 209H103V208H101ZM111 209H112V208H111ZM134 209H135V208H134ZM148 209H149V208H148ZM166 209H167V208H166ZM181 209H182V208H181ZM202 209H203V208H202ZM257 209H258V208H257ZM257 209H255V210H257ZM259 209H262V210H263V208H259ZM0 210H2L1 207H0ZM5 210H6V209H5ZM8 210H9V209H8ZM17 210H18V209H17ZM19 210H20V209H19ZM19 210H18V211H19ZM32 210H33V209H32ZM41 210H42V209H41ZM44 210H45V209H44ZM92 210H93V209H92ZM98 210H99V209H98ZM123 210H125V209H123ZM130 210H131V208H130ZM179 210H180V209H179ZM183 210H184V209H183ZM187 210H188V208H187ZM6 211H7V210H6ZM28 211H30V210H27V212H28ZM56 211H57V210H56ZM89 211H90V210H89ZM107 211H108V209H107ZM126 211H127V210H126ZM140 211H141V210H140ZM143 211H144V210H143ZM143 211H142V212H143ZM148 211H149V210H148ZM155 211H156V210H155ZM165 211H166V210H165ZM228 211H229V210H228ZM239 211H240V210H239ZM3 212H4V211H3ZM9 212H10V211H9ZM11 212H12V211H11ZM13 212H14V211H13ZM30 212H31V211H30ZM30 212H28L27 214H29ZM32 212H33V211H32ZM40 212H41V211H40ZM81 212H82V211H81ZM87 212H88V211H86V213H87ZM108 212H109V211H108ZM110 212H111V211H110ZM112 212H113V211H112ZM114 212H115V211H114ZM131 212H132V211H131ZM137 212L140 214V212H139L138 210L136 211V214H138ZM166 212H168V211H166ZM166 212H165V213H166ZM178 212H179V211H178ZM182 212H184V211H182ZM254 212H255V211H254ZM16 213H17V212H16ZM16 213H15V214H16ZM23 213H25V212L23 211ZM35 213H36V212H35ZM35 213H33L32 215H34ZM47 213H48V212H47ZM97 213H98V211H97ZM148 213H149V212H148ZM148 213H147V214H148ZM165 213H164V214H165ZM185 213H186V212H185ZM201 213H202V212H201ZM232 213H233V212H232ZM261 213H262V212H261ZM4 214H5V212H4ZM10 214H11V213H10ZM36 214H37V213H36ZM45 214H46V212H45ZM52 214H54V213H52ZM55 214H56V213H55ZM61 214H62V213H61ZM76 214H77V213H76ZM88 214H89V213H88ZM226 214H227V213H226ZM230 214H231V213H230ZM238 214H239V212H238ZM254 214H257V213H254ZM22 215H23V214H22ZM40 215H42V214H40ZM50 215H51V214H50ZM81 215H82V213H81ZM84 215H85V213H84ZM86 215H87V214H86ZM102 215H103V214H102ZM107 215L109 216V214H107ZM178 215H179V214H178ZM178 215H176V216H178ZM184 215H186V214H184ZM240 215H241V214H240ZM251 215H252V214H250L249 216H251ZM0 216L2 217L3 215L0 214ZM28 216H30V214H29ZM35 216L38 218L37 215H35ZM42 216H43V215H42ZM46 216H47V215H46ZM53 216H54V215H53ZM75 216H76V215H75ZM111 216H112V215H111ZM133 216L136 217V215H133ZM176 216H173V217L175 218ZM187 216H188V215H187ZM242 216H244V215H242ZM246 216H247V215H246ZM246 216H245V217H246ZM257 216H258V215H257ZM257 216H256V218H254L255 216H254L253 218H254L255 220H257ZM20 217H21V216H20ZM23 217H24V216H23ZM59 217H61V216H59ZM59 217H58V218H59ZM80 217H81V216H80ZM84 217H86V216H84ZM89 217H90V216H89ZM95 217H97V216H95ZM103 217H105V215H104ZM113 217H114V215H113ZM151 217H152V216H151ZM162 217H163V215H162ZM162 217H161V218H162ZM182 217H183V216H182ZM184 217H185V216H184ZM237 217L239 218V215H238ZM2 218H3V217H2ZM4 218H5V217H4ZM45 218H46V217H45ZM52 218H53V217H51V219H52ZM90 218H91V217H90ZM100 218H101V217H100ZM110 218H111V217H110ZM118 218H119V217H117V219H118ZM133 218H134V217H133ZM6 219H7V218H6ZM21 219H22V218H21ZM21 219L19 218V220H21ZM26 219H27V218H26ZM32 219H33V218H32ZM34 219H36V218H34ZM78 219H79V218H78ZM78 219H77V220H78ZM82 219H84V218H81V220H82ZM198 219H199V218H198ZM236 219H237V218L235 217V221H236ZM239 219H240V220H239V223H240V221L242 220V218L240 217ZM262 219H264V217H263ZM3 220H4V219H3ZM9 220H10V219H9ZM9 220H8V221H9ZM38 220H39V219H38ZM43 220H44V219H43ZM46 220H47V218H46ZM46 220H45V222H46ZM79 220H80V219H79ZM79 220H78V221H79ZM96 220H97V219H96ZM110 220H111V219H110ZM125 220H126V219H125ZM179 220H180V219H179ZM183 220H184V219H183ZM207 220H208V219H207ZM210 220H211V219H210ZM29 221H30V219H29ZM31 221H32V220H31ZM33 221H34V220H33ZM36 221H37V219H36ZM39 221H40V220H39ZM39 221H38V222H39ZM57 221H58V220H57ZM82 221H83V220H82ZM88 221L90 222V220H88ZM101 221H102V220H101ZM115 221H116V220H115ZM115 221H114V225H115ZM163 221L165 222V218H164ZM170 221H171V220H170ZM198 221H199V220H198ZM205 221H206V219H205ZM235 221L233 220L232 222H235ZM246 221H247V220H246ZM248 221H249V220H248ZM259 221H261V220L259 219ZM1 222H2V221H1ZM1 222H0V223H1ZM4 222H5V221H4ZM41 222H42V219H41ZM99 222H100V221H99ZM102 222H103V221H102ZM104 222H106V221H104ZM127 222H128V221H127ZM175 222H176V220L174 221V223H175ZM184 222H185V220H184ZM187 222H189L188 219H187ZM232 222H231V223H232ZM262 222H263V220H262ZM10 223H11V222H10ZM20 223H22V222H20ZM26 223H27V222H26ZM29 223H30V222H29ZM47 223H48V222H47ZM47 223H46V225H44V226H46V227L48 228L47 225H49V223H48V224H47ZM51 223H52V222H51ZM51 223H50V225H51ZM84 223H85V222H84ZM100 223H101V222H100ZM110 223H111V222H110ZM121 223H123V221H122ZM174 223L172 222V224H174ZM236 223H237V221H236ZM242 223H243V220H242ZM244 223H245V222H244ZM255 223H256V222H255ZM7 224H8V223H7ZM12 224H13V223H12ZM34 224H35V223H34ZM34 224H33V225H34ZM37 224H38V223H37ZM40 224H42V223H40ZM44 224H45V223H44ZM52 224H54V223H52ZM91 224H92V223H91ZM91 224H88V223H87V225H91ZM118 224H119V223H118ZM160 224H161V223H160ZM160 224L158 223V226H160ZM166 224H167V222H166ZM188 224H189V223H187V225H188ZM190 224H191V223H190ZM202 224H203V223H202ZM214 224H215V223H214ZM214 224H213V225H214ZM226 224H228V223H226ZM237 224H238V223H237ZM250 224H251V223H250ZM262 224H263V223H262ZM23 225H24V224H23ZM29 225H31V223H30ZM42 225H43V224H42ZM79 225H80V224H79ZM95 225H96V223H95ZM104 225H105V223H104ZM104 225H102V226H104ZM161 225H162V224H161ZM203 225H204V224H203ZM213 225H212V226H213ZM243 225H245V224H243ZM243 225H242V226H243ZM246 225H247V224H246ZM246 225H245V227H246ZM255 225H256V224H255ZM10 226H11V225H10ZM25 226H26V224H25ZM37 226H38V225H37ZM75 226H76V225H75ZM92 226H93V225H92ZM97 226H98V225H97ZM109 226H110V224H109ZM117 226H118V225H117ZM119 226L121 227V225H119ZM158 226H157V227H158ZM162 226H164V225H162ZM171 226H172V225H171ZM177 226H178V225H177ZM189 226H190V225H189ZM191 226H193V225H191ZM210 226H211V225H210ZM210 226H209V227H210ZM212 226H211V227H212ZM217 226H218V225H217ZM217 226H216V227H217ZM221 226H222V225H221ZM225 226H226V225H225ZM230 226H231V224H230ZM238 226H241V225H238ZM249 226H250V225H248V227H249ZM252 226H253V225H252ZM0 227H1V226H0ZM5 227H7V226L5 225ZM17 227H18V225H17ZM20 227H21V226H20ZM50 227H51V226H50ZM55 227H56V226H55ZM110 227H111V226H110ZM127 227H128V226H127ZM169 227H170V226H169ZM169 227H168V228H169ZM196 227H197V226H196ZM214 227H215V226H214ZM222 227H223V226H222ZM231 227H232V226H231ZM250 227H251V226H250ZM2 228H3V227H2ZM13 228H14V227H13ZM13 228H12V230H13ZM24 228H26V227H24ZM29 228H30V227H29ZM34 228H35V227H34ZM42 228H43V227H42ZM47 228H46V229L44 228V229H45L46 231H48ZM61 228H62V227H61ZM77 228H78V226H77ZM79 228H80V227H79ZM82 228H83V227H82ZM85 228H86V227H85ZM100 228H101V227H100ZM104 228H105V227H104ZM112 228H113V226H112ZM128 228H129V227H128ZM170 228H171V227H170ZM178 228H179V226H178ZM181 228H182V227H181ZM183 228H184V227H183ZM220 228H221V227H220ZM220 228H219V229H220ZM243 228H244V227H243ZM257 228H259V227H257ZM261 228H262V227H261ZM261 228H260V229H261ZM6 229H7V228H6ZM86 229H87V228H86ZM90 229H91V228H90ZM109 229H110V228H109ZM114 229H115V228H114ZM116 229H117V228H116ZM121 229H122V228H121ZM133 229H134V228H133ZM171 229H172V228H171ZM171 229H170V230H171ZM179 229H180V228H179ZM184 229H185V228H184ZM188 229H190V228H188ZM193 229H194V228H193ZM201 229H202V228H201ZM203 229H204V228H203ZM210 229H211V228H210ZM219 229H218V230H219ZM221 229H222V228H221ZM225 229H226V228H225ZM241 229H242V228H241ZM251 229H253V228H251ZM255 229H256V228H255ZM262 229H263V228H262ZM262 229H261V230H262ZM15 230H16V229H15ZM21 230H22V228H21ZM49 230H51V228H50ZM55 230H57V229H55ZM58 230H59V229H58ZM72 230H74V229H72ZM80 230H81V229H80ZM95 230H96V229H95ZM170 230H168L167 232H169ZM243 230H244V229H243ZM249 230H250V229H248V231H249ZM0 231H1V230H0ZM9 231H10V230H9ZM16 231H17V230H16ZM19 231H20V230H19ZM29 231H30V230H29ZM51 231L53 232V228H52ZM75 231H76V229H75ZM86 231H87V230H86ZM96 231H97V230H96ZM96 231H92V232H96ZM99 231H100V230H99ZM99 231H98V232H99ZM111 231H112V230H110V232H111ZM114 231H115V230H114ZM154 231H157V233H158V230H154ZM159 231H160V230H159ZM171 231H172V230H171ZM187 231H188V230H187ZM189 231H190V230H189ZM189 231H188V232H189ZM221 231H222V230H221ZM244 231H245L244 233L246 234V231H247V230H244ZM263 231H264V230H263ZM20 232H21V231H20ZM27 232H28V231H27ZM27 232H25L24 234H26ZM41 232H42V229H41ZM49 232H50V231H49ZM92 232H91V233H92ZM98 232H97V234H98ZM100 232H101V231H100ZM105 232H107V231H105ZM105 232L103 231L102 233H105ZM112 232H113V231H112ZM117 232H118V231H117ZM117 232H115V233H117ZM119 232H120V231H119ZM130 232H131V231H130ZM132 232H133V230H132ZM172 232H173V231H172ZM176 232H177V231H176ZM183 232H184V231H183ZM185 232H186V230H185ZM190 232H191V231H190ZM194 232H195V231H194ZM194 232H193V233H194ZM202 232H203V231H202ZM217 232H218V231H216V233H217ZM1 233H2V232H1ZM56 233H57V232H56ZM72 233H73V232H72ZM77 233H78V232H77ZM77 233H76V234H77ZM82 233H83V232H81V234H82ZM102 233H101V234H102ZM107 233H108V232H107ZM162 233H164V232H162ZM169 233H170V232H169ZM169 233H168V234H169ZM173 233H174V232H173ZM213 233H214V232H213ZM221 233H222V232H221ZM221 233H220V235H221ZM228 233H229V232H228ZM244 233H243V234H244ZM257 233H258V232H257ZM6 234H7V233H6ZM8 234H9V233H8ZM16 234H17V233H16ZM28 234H29V233H28ZM33 234L35 235V233H33ZM51 234H52V233H51ZM74 234H75V233H74ZM79 234H80V232H79ZM85 234H87V233H85ZM97 234H96L94 237H96ZM120 234H121V236H123L122 233H120ZM176 234H177V233H176ZM185 234H186V233H185ZM185 234H184V235H185ZM243 234H242V235H243ZM245 234H244V235H245ZM247 234H248V233H247ZM250 234H251V233H250ZM261 234H262V233H261ZM261 234H258V236H259V235L261 236ZM20 235H22V234L20 233ZM20 235H19V236H20ZM38 235H39V234H38ZM55 235H56V234H55ZM55 235H54V237H55ZM83 235H84V234H83ZM83 235H81V236H83ZM106 235H107V234H106ZM109 235H110V233H109ZM111 235H112V234H111ZM111 235H110V236H111ZM117 235H118V234H117ZM157 235H158V234H157ZM163 235H164V234H163ZM174 235H175V234H174ZM191 235H192V234H191ZM201 235H203V234H201ZM235 235H237V234H235ZM238 235H239V234H238ZM238 235H237V236H238ZM244 235H243V236H244ZM248 235H249V234H248ZM254 235H255V233H254ZM263 235H264V234H263ZM13 236H14V235H13ZM31 236H32V235H30V236L28 235V240H29V237H31ZM51 236H52V235H51ZM60 236H61V235H60ZM73 236H74V235H73ZM77 236L80 237L78 234H77ZM84 236H85V235H84ZM86 236H87V235H86ZM86 236H85V237H86ZM90 236H91V234H90ZM102 236L104 237V235H102ZM102 236H101V237H102ZM107 236H108V235H107ZM118 236H119V235H118ZM155 236H156V235H155ZM168 236H170V235H168ZM175 236H176V235H175ZM233 236H234V235H233ZM233 236H232L231 238H233ZM237 236L235 237V239L237 238ZM240 236H241V235H240ZM251 236H252V234H251ZM256 236H257V235H256ZM256 236H255V238H256ZM5 237H6V236H5ZM7 237H8V236H7ZM22 237H23V236H22ZM40 237H41V236H40ZM40 237H39V238H40ZM85 237H84V238H85ZM91 237H92V236H91ZM98 237H99V236H98ZM105 237H106V236H105ZM148 237H149V236H148ZM158 237H159V236H158ZM177 237H178V236H177ZM185 237H187V235H186ZM185 237L183 236V238H185ZM215 237H217V236H215ZM252 237H253V236H252ZM252 237H251V238H252ZM261 237H262V236H261ZM3 238H4V237H3ZM3 238H1V239H3ZM9 238H10V237H9ZM35 238H36V237H34V240H35ZM37 238H38V236H37ZM44 238H45V237H44ZM65 238H67V237H65ZM87 238H89V237L87 236ZM113 238H114V237H113ZM187 238H188V237H187ZM197 238H198V237H197ZM231 238L229 237V239H231ZM242 238H243V237H242ZM246 238H247V237H245V239H246ZM6 239H7V238H6ZM24 239H25V238H24ZM24 239L22 238L21 240L24 241ZM74 239H75V238H74ZM77 239H78V238H77ZM90 239H92V238H90ZM93 239H94V238H93ZM102 239H103V238H102ZM102 239H101V240H102ZM107 239H108V238H107ZM119 239H120V238H119ZM119 239H118V240H119ZM122 239H123V238H122ZM128 239H129V237H128ZM188 239H189V238H188ZM214 239H215V238H214ZM233 239H234V238H233ZM262 239H264V238H262ZM30 240H31V238H30ZM38 240H39V239H38ZM65 240H66V239H65ZM65 240H64V242H65ZM69 240H71V239H69ZM83 240H86V238L83 239ZM96 240H97V239H96ZM98 240H99V239H98ZM174 240H175V239H174ZM181 240H182V238L180 239V241H181ZM183 240H185V239H183ZM201 240H202V239H201ZM218 240H219V238H218ZM223 240H224V239H223ZM246 240H247V239H246ZM248 240H249V239H248ZM254 240L256 241L257 239H254ZM2 241H3V240H2ZM6 241L9 242L8 240H6ZM6 241H4V242H6ZM16 241H18V240H16ZM47 241H49V240H47ZM50 241H51V240H50ZM50 241H49V242H50ZM54 241H55V240H54ZM59 241H60V240H59ZM74 241H77V240L75 239V240H73L72 242H74ZM91 241L93 242V240H91ZM110 241H111V240H110ZM113 241H114V240H113ZM116 241H117V240H116ZM191 241H193V240H191ZM227 241H228V238H227ZM241 241H243V240H241ZM260 241H261V240H259V242H260ZM262 241H263V240H262ZM262 241H261V242H262ZM19 242H20V241H19ZM26 242H27V241H26ZM78 242H79V241H78ZM82 242H84V241H82ZM92 242H91V243H92ZM104 242H106V240H105ZM107 242H108V240H107ZM123 242H125V241H123ZM174 242H175V241H174ZM178 242H179V240H178ZM220 242L223 243V242H225V241H220ZM230 242H231V241H230ZM235 242H237V241L235 240ZM235 242H234V243H235ZM238 242L240 243V241H238ZM256 242H257V241H256ZM0 243H1V242H0ZM13 243H15V242H13ZM22 243L24 244V247H25V243H24V242H22ZM22 243H21V244H22ZM27 243H28V242H27ZM27 243H26V244H27ZM29 243H30V241H29ZM76 243H77V242H76ZM94 243H96V241H95ZM94 243H93V244H94ZM111 243H112V242H111ZM115 243H117V242H115ZM119 243H120V242H119ZM154 243H155V242H154ZM202 243H203V242H202ZM226 243H227V242H226ZM228 243H229V242H228ZM228 243H227V244H228ZM231 243H233V242H231ZM11 244H12V243H11ZM21 244H20V245H21ZM31 244H32V243H31ZM31 244H30V245H31ZM58 244H59V243H58ZM60 244H61V243H60ZM70 244H71V242H70ZM83 244H85V243H83ZM109 244H110V243H109ZM122 244H123V243H122ZM125 244H126V243H125ZM183 244H185V243L183 242ZM187 244H188V243H187ZM211 244H212V243H211ZM235 244H236V243H235ZM237 244H238V243H237ZM255 244H256V243H255ZM259 244H260V243H259ZM3 245H4V244H3ZM5 245H6V243H5ZM8 245H10V243H8ZM13 245H14V244H13ZM18 245H19V243H17V246H18ZM33 245H34V244H33ZM39 245H40V244H39ZM88 245H89V244H88ZM95 245H96V244H95ZM99 245H100V244H99ZM114 245H115V244H114ZM120 245H121V244H120ZM120 245H119V246H120ZM156 245H157V244H156ZM159 245H161V244H159ZM215 245H217V244H215ZM219 245H220V243H219ZM219 245H218V246H219ZM243 245H244V244H243ZM252 245H253V242H252ZM257 245H258V244H257ZM260 245H261V244H260ZM0 246H2V245H0ZM70 246H71V245H70ZM93 246H94V245H92V247H93ZM96 246H98V245H96ZM122 246H123V245H122ZM127 246H128V245H127ZM172 246H173V245H172ZM182 246H183V245H182ZM182 246H181V247H182ZM196 246H197V245H196ZM253 246H255V245H253ZM253 246H252V247H253ZM258 246H259V245H258ZM261 246H262V245H261ZM8 247H9V246H8ZM14 247H15V246H14ZM14 247H13V248H14ZM31 247H32V246H31ZM56 247H57V246H56ZM73 247H74V246H73ZM85 247H87V246H84V249L86 250ZM92 247H91V248H92ZM104 247L107 248V246H104ZM111 247H112V246L110 245V248H111ZM115 247H116V245H115ZM115 247H114V250H115ZM123 247H125V246H123ZM128 247H129V246H128ZM163 247H164V246H163ZM169 247H170V246H169ZM169 247H168V248H169ZM185 247H186V246H185ZM205 247H206V246H205ZM205 247H204V248H205ZM230 247H233V246H230ZM241 247H242V246H241ZM244 247H245V246H244ZM252 247H251V245H250V248L253 250L254 247H253V248H252ZM3 248H5V247H3ZM9 248H10V247H9ZM15 248H16V247H15ZM17 248H19V246H18ZM21 248H23V247H20V249H21ZM41 248H42V247H41ZM53 248H54V247H53ZM61 248H62V247H61ZM61 248H59V250H60ZM65 248H66V247H65ZM65 248H64V249H65ZM89 248H90V247H89ZM93 248H94V247H93ZM98 248H99V247H98ZM105 248H103V249H105ZM119 248H120V247H119ZM148 248H149V247H148ZM175 248H176V247H175ZM222 248H223V247H222ZM237 248H238V247H237ZM258 248H259V247H258ZM263 248H264V247H263ZM23 249H24V248H23ZM26 249H27V247H26ZM26 249H25V250H26ZM51 249H52V248H51ZM55 249H56V248H55ZM64 249H63V250H64ZM68 249H69V248H68ZM71 249H73V248H71ZM75 249L78 250V248H75ZM80 249H81V248H80ZM80 249L78 250V252L80 251L81 253H82V252L84 253V251H81V250H83V249H81V250H80ZM116 249H118V248H116ZM128 249H129V248H128ZM150 249H151V248H150ZM164 249H165V248H164ZM182 249H183V248H182ZM182 249H181V250H182ZM191 249H192V248H191ZM200 249H203V247L200 248ZM200 249H199V250H200ZM205 249L207 250V248H205ZM211 249H212V248H209V250H211ZM232 249H233V248H232ZM234 249H235V248H234ZM256 249H257V247H256ZM2 250H4V249H2ZM6 250H7V248H6ZM21 250H22V249H21ZM28 250H29V249H28ZM52 250H53V249H52ZM59 250H58V251H59ZM63 250H62V251H63ZM87 250H88V248H87ZM95 250H96V249H95ZM105 250H107V249H105ZM121 250H123V249L121 248ZM154 250H155V249H154ZM154 250H153V251H154ZM157 250H158V249H157ZM189 250H190V249H189ZM189 250H188V251H189ZM203 250H204V249H203ZM206 250H204V251H206ZM214 250H215V249H214ZM217 250H218V249H217ZM227 250H228V249H227ZM244 250H245V248H244ZM246 250H248V249H246ZM252 250H251V251H252ZM263 250H264V249H263ZM7 251H9V249H8ZM15 251H16V250H15ZM18 251H19V250H18ZM18 251H17V252H18ZM29 251H30V250H29ZM32 251H33V250H31V252H32ZM36 251H37V249H36ZM42 251H44V250H42ZM60 251H61V250H60ZM93 251H94V250H93ZM148 251H149V249H148ZM153 251H152V252H153ZM168 251H169V250H168ZM194 251H195V250H194ZM201 251H202V250H201ZM215 251H216V250H215ZM228 251H229V250H228ZM234 251H235V250H234ZM2 252H3V251H2ZM19 252H20V251H19ZM26 252H27V251H26ZM31 252H30V253H31ZM37 252H38V251H37ZM40 252H41V251H40ZM66 252H67V251H66ZM71 252H72V250H71ZM80 252H79V253H80ZM85 252H86V251H85ZM100 252H101V250H100ZM115 252H116V250H115ZM123 252H125V251H123ZM154 252H156V251H154ZM169 252H170V251H169ZM176 252H177V251H176ZM189 252H190V251H189ZM231 252H232V250H231ZM238 252H239V251H238ZM238 252H237V253H238ZM244 252H245V251H244ZM253 252H254V250H253ZM253 252H250V254H251V253L254 254ZM257 252H259V251H257ZM20 253H23V252H20ZM56 253H59V252H57V250H56ZM68 253H69V252H68ZM91 253H92V252H91ZM93 253H94V252H93ZM93 253H92V254H93ZM97 253H98V252L96 251V253H94V254H97ZM103 253H105V252L103 251ZM103 253H102V254H103ZM106 253H107V252H106ZM110 253H111V252H110ZM113 253H114V252H113ZM120 253H121V251H120ZM125 253H126V252H125ZM180 253H181V252H180ZM194 253H195V252H194ZM225 253H226V252H225ZM235 253H236V252H235ZM0 254H1V253H0ZM5 254H6V253H5ZM10 254L13 255L12 253H10ZM17 254H18V253H17ZM17 254H15V256H16ZM34 254H35V253H34ZM41 254H42V253H41ZM43 254H44V252H43ZM62 254L65 255L64 253H62ZM62 254H61V255H62ZM66 254H67V253H66ZM70 254H71V253H70ZM70 254H69V255H70ZM73 254H74V250H73L72 255H73ZM77 254H78V253H77ZM77 254H76V255H77ZM87 254H89V251H88ZM87 254H86V255H87ZM100 254H101V253H100ZM166 254H167V253H166ZM182 254H183V253H182ZM182 254H181V255H182ZM208 254H210V253H208ZM218 254H219V253H218ZM221 254H222V253H221ZM259 254H260V253H259ZM259 254H258V255H259ZM24 255H25V254H24ZM38 255H39V254H38ZM54 255L56 256V254H54ZM58 255H59V254H58ZM83 255H84V254H83ZM107 255H108V254H107ZM115 255H116V254H115ZM123 255H125V254H123ZM126 255H127V254H126ZM126 255L123 256V257H127V256H128V255H127V256H126ZM170 255H171V254H170ZM176 255H177V254H176ZM176 255H175V256H176ZM179 255H180V254H179ZM199 255H200V254H199ZM199 255H198V256H199ZM202 255H203V254H202V252H201V256H202ZM255 255H256V254H255ZM3 256H4V255H3ZM5 256H6V255H5ZM15 256H13V257L15 258ZM22 256H23V255H22ZM22 256H21V257H22ZM26 256H27V254H26ZM29 256H30V254H29ZM33 256H34V255H33ZM43 256H44V255H43ZM49 256H50V255H49ZM78 256H79V255H78ZM89 256H90V255H89ZM92 256H93V255H92ZM92 256H91V258H92ZM131 256H132V255H131ZM156 256H157V255H156ZM160 256H161V255H160ZM160 256H159V257H160ZM166 256H167V255H166ZM224 256H225V255H224ZM237 256H239V255H237ZM0 257H1V255H0ZM6 257H7V256H6ZM17 257H18V255H17ZM19 257H20V256H19ZM39 257H41V256H39ZM84 257H86V256L84 255ZM105 257H106V256H105ZM105 257H104V258H105ZM107 257H108V256H107ZM113 257L115 258L114 255H113ZM118 257H119V255H118ZM164 257H165V256H164ZM164 257H162V259H164ZM167 257H168V256H167ZM170 257H171V256H170ZM179 257H180V256H179ZM184 257H185V255H184ZM187 257H188V256H187ZM240 257H241V256H240ZM242 257H244V255H243ZM246 257H247V255H246ZM7 258H8V257H7ZM22 258H23V257H22ZM33 258H34V257H32V259H33ZM93 258H94V256H93ZM97 258H98V257H97ZM100 258L102 259V257H100ZM104 258H103V259H104ZM108 258H109V257H108ZM128 258H130V256H129ZM135 258H136V257H135ZM152 258H153V257H152ZM154 258H155V257H154ZM165 258H166V257H165ZM171 258H173V257H171ZM182 258H183V257H182ZM199 258H200V257H199ZM227 258H228V257H227ZM229 258H230V257H229ZM235 258H236V257H235ZM248 258H249V256H248ZM255 258H256V257H254V259H255ZM257 258H259V257L257 256ZM0 259H1V258H0ZM10 259H11V257H10ZM16 259H17V258H16ZM20 259H21V258H20ZM25 259H26V258H25ZM28 259H29V258H28ZM30 259H31V258H30ZM32 259H31V260H32ZM36 259H37V257H36ZM47 259H48V257H47ZM50 259H52L51 256H50ZM53 259H54V258H53ZM53 259H52V263H53ZM65 259H66V257H65ZM65 259H63V262H65V261H64ZM71 259H72V262H74L73 258H71ZM71 259H70V261H71ZM74 259H75V258H74ZM81 259H82V258H80L79 260H81ZM85 259H86V258H85ZM87 259H88V257H87ZM95 259H96V256H95ZM116 259H117V257H116ZM131 259H132V258H131ZM136 259H137V258H136ZM158 259H160V258H158ZM162 259H160V260H162ZM196 259H197V258H196ZM250 259L253 260L252 258H250ZM8 260H9V258H8ZM21 260H22V259H21ZM21 260H20V262H21ZM23 260H24V258H23ZM42 260H43V259H42ZM44 260H45V259H44ZM54 260H55V259H54ZM58 260H59V259H58ZM66 260H67V259H66ZM88 260H89V259H88ZM90 260H91V259H90ZM105 260H106V259H105ZM107 260H108V259H107ZM128 260H129V259H128ZM132 260H133V259H132ZM152 260H153V259H152ZM160 260H159V261H160ZM165 260H166V259H165ZM165 260H164V261H165ZM170 260H171V259H170ZM174 260H176V259H174ZM181 260H182V259H181ZM217 260H218V259H217ZM224 260H225V259H224ZM245 260H246V259H245ZM1 261H2V260H1ZM15 261H16V260H15ZM25 261H27V259H26ZM33 261H34V259H33ZM45 261H47V260H45ZM56 261H57V260H56ZM61 261H62V260H61ZM94 261H95V260H94ZM109 261H110V259H109ZM111 261H112V260H111ZM125 261H126V259H125ZM130 261H131V260H129V262H130ZM135 261H137V260H135ZM162 261H163V260H162ZM164 261H163V262H164ZM177 261H178V259H177ZM177 261H176V262H177ZM203 261H204V260H203ZM237 261H238V260H237ZM240 261L243 262V260H241V258H240ZM248 261H249V260H248ZM253 261H255V260H253ZM256 261H257V260H256ZM261 261H262V260H260V262H261ZM4 262H5V261H4ZM11 262H13V261H11ZM11 262H10V263H11ZM22 262H23V261H22ZM28 262H29V261H28ZM39 262H41V261L39 260ZM54 262H55V261H54ZM59 262H60V261H59ZM95 262H96V261H95ZM95 262H94V263H95ZM97 262H98V261H97ZM100 262H101V261H100ZM104 262H106V261H104ZM104 262H103V263H104ZM113 262H115V261H113ZM113 262H111V263H113ZM118 262H119V261H118ZM133 262H134V261H133ZM149 262H150V261H149ZM180 262H181V261H180ZM205 262H206V261H205ZM257 262H258V261H257ZM5 263H6V262H5ZM7 263H8V262H7ZM60 263H61V262H60ZM68 263H69V260H68ZM81 263H82V262H81ZM84 263H85V262H84ZM87 263H89V262H87ZM92 263H93V262H92ZM103 263H101V264H103ZM106 263H108V262H106ZM106 263H105V264H106ZM127 263H128V262H127ZM127 263L125 262V264H127ZM131 263H132V262H131ZM144 263H146V262H144ZM147 263H148V262H147ZM150 263H151V262H150ZM155 263H156V262H155ZM181 263H182V262H181ZM187 263H188V262H187ZM207 263H208V262H207ZM229 263H230V261H229ZM238 263H239V262H238ZM249 263H251V262H249ZM261 263H263V262H261ZM1 264H2V263H1ZM12 264H14V262H13ZM18 264H19V263H18ZM25 264H26V263H25ZM34 264H35V262H34ZM45 264H46V263H45ZM47 264H48V263H47ZM54 264H55V263H54ZM97 264H98V263H97ZM114 264H115V263H114ZM119 264H120V263H119ZM153 264H154V263H153ZM156 264H157V263H156ZM161 264H163V263L161 262ZM171 264H172V263H171ZM173 264H174V263H173ZM177 264H178V263H177ZM182 264H183V263H182ZM203 264H204V263H203ZM220 264H221V263H220ZM223 264H224V263H223ZM227 264H228V261H227ZM233 264H234V263H233ZM243 264H244V263H243ZM247 264H248V263H247Z\"/></svg>",
  "mask_w": 264,
  "mask_h": 264
}]
</instances>
